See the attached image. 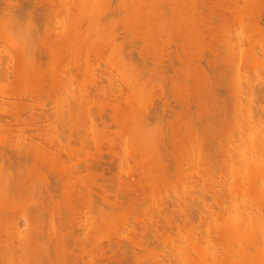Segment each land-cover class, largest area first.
Here are the masks:
<instances>
[{"label":"bare ground","instance_id":"6f19581e","mask_svg":"<svg viewBox=\"0 0 264 264\" xmlns=\"http://www.w3.org/2000/svg\"><path fill=\"white\" fill-rule=\"evenodd\" d=\"M2 1H4V3L7 1H5V0H2ZM11 1V0H10ZM23 1V0H22ZM33 1H35V0H33ZM37 1V0H36ZM35 1V2H36ZM54 1V0H53ZM208 1L210 2H213L212 4H211V2L210 3H208ZM76 0V1H73L74 3H75V5H73L74 3H72V4H70V6H72L71 7V11H72V14L69 12L70 11V6H69V10H67V12H65V15H66V13H68V14H70V15H74V17L73 16H71L72 18H70V20H72V21H68L69 23H67V22H64V25L65 26H67L68 27V30H67V27H65L64 25V27L65 28H63L62 27V29L64 30V29H66L67 31L65 32V30L63 31V30H61L62 31V33H60V29H58V28H56V29H58L57 30V33H59V34H57V36H56V39L60 36V39L58 38V40H60L61 42H63V43H57V42H59L58 40H56V43L60 46V47H62L63 45L62 44H64L65 46L67 45H72V49H73V46L75 47L74 49L76 50V52L78 51L77 49L79 48V49H81L82 47H83V45L82 44H84V41L87 43V42H90L91 43V45L89 44V43H85V48L83 49H81L82 51H83V54L81 55V53H80V55H78L79 54V52L77 53V55H75L73 58V60H71L72 61V63L74 62H77V63H79V65L77 66L76 64L77 63H73V65H75L74 67L73 66H71L73 69H75V67L77 66L78 67V71L76 70L77 69V67H76V69H75V72L73 71L72 73L74 74L75 73V76H77V78H75V76H74V78L76 79V81H77V83H78V78L79 77H81V78H79V80L80 79H82V80H84V83L82 82V83H80V81H79V83L78 84H80V85H78L77 83V85L75 84V86H76V88L78 89L80 86V88L82 89H78V92H76V88H74V90L73 91H75V92H72V94H73V96H74V94H76L78 97H76V95L74 96V97H76V98H78L77 100H76V98H73L72 96V99H74V100H76V101H74L73 103H74V105H75V103L78 105L80 102H82L83 101V103H81L83 106H81V104H80V107H82V108H80L79 106H77V107H79V109L78 108H73L74 107V105L73 104H69L70 105V107L68 108L69 109V113H67L68 115H71L70 117L72 118V117H75V116H73L71 113H73V111H77V112H79L78 114H80V113H84L86 110H87V112H85L83 115L82 114H80L79 116L81 117V118H83L82 120L84 121L85 119H86V117H87V122H84L85 123V127H86V123H88L89 122V124L87 125V129L84 127H82L81 128V126L84 124L83 122H82V120L80 119V121H81V123H83V124H81L79 121H77V122H79L80 123V126H79V123H77L75 120H77L76 118H74L75 120H74V123H73V120L72 119H67L69 116H65V113H64V111L65 110H63V116H62V114H61V117H64L65 119H67V127H64V126H66V123L65 122H63L65 125H63L62 127V129L64 130V128H66V130H64V132H66L67 131V129H69V127L71 128V130H72V127L74 128V127H76V126H79L80 128H81V131L83 132V134H84V138L83 137H81L82 139H80L81 141H82V143H84V142H89L88 140H87V138L85 137V136H87L90 132L92 133V132H94L95 134H96V132H97V134H99L98 132L100 131V133H103L102 131H101V129L100 128H102L103 129V127H105L106 125H105V123L107 122V120H109L110 118H106L103 114L105 113V109H101V108H99L100 106H102L103 108H105L107 105H106V103H108V101L106 100L108 97H110V96H108L107 95V98L106 97H103V98H106V99H103V98H101V100L103 99V101L101 102V100L99 99L100 98V95H98V93L97 92H99L98 90H101V86H103L102 85V82L103 83H105L104 82V80L101 82V80L102 79H98V80H100V81H96L97 80V78H95L97 75H99L98 77H100L101 78V76H103L104 77V75L102 74V75H100L101 73H104V74H107V76H109V74L110 73H112V74H110V78L109 77H105L107 80H108V83H110V81H111V83L109 84V87H110V94H111V92L115 89V90H118V88H120V90H119V93L118 92H116L117 93V95H116V93H115V95L117 96V97H120L121 96V94L123 95L125 92H126V90H128L127 92H126V94H124V95H126V97L124 96V98H122L123 96H121L120 98H117V101L115 102V100H114V102L115 103H113V108H112V106L111 105H109L108 104V106H107V108L109 107V109L111 108V111H112V113H108V111L106 112L107 113V117H109V114H110V117H111V119L110 120H112L111 122H110V120H109V122L112 124V125H116L117 123H122L121 125H122V127L125 129V131H124V129H123V136L124 137H126V138H128L129 139V141L130 142H134L133 144L131 143V145H130V147H131V152L132 153H134V151H136L137 149H138V147H139V150H137V151H139V154H137L136 152H135V155L137 156V161H134V162H136V165L137 164H141V165H137V167L139 168V170L140 171H138V168H136L135 166H132L133 164H131L130 165V162L132 161L133 162V158L134 157H132V155L130 154V148L129 147H125V148H127V149H124L123 147L125 146V142H127V145L130 143L129 141H125L124 142V140H128V139H125L124 138V140L122 139V133H120V136H122L120 139L121 140H123V141H121L120 139H118V140H120V143H119V141L116 139L117 137H118V135L116 134V133H113V135L115 134V135H117V137L114 135L113 137H115V139L117 140V144H118V148H119V145L120 144H122L123 142V144H124V146L122 147L121 145V147H122V149H124V150H128V148H129V152H128V154L126 153V157H129V158H126L127 159V162H128V160L131 158L132 160L129 162V163H127L128 165H130V166H132L133 168L130 170L131 172L129 173L128 172V174L129 175H131V173H133L132 172V170L135 172V174H136V176H137V173H138V176H137V178L140 180L139 182H144V183H147V185H150V187H148L146 184L145 185H143L142 183V185H143V187H144V189H143V187H142V185L140 184H137L136 185V183H138V179H137V181L135 180V179H133L134 180V182H133V180H131L130 179V177L131 176H133V175H131L130 177H129V181L128 180H125L129 175L126 173L127 171H128V169L127 170H123L125 167H123V168H121L120 169V171H119V169H118V171L121 173V174H123V173H125L126 174V176H124V178L125 179H123V177L121 176V178H118V181H116V182H118V184L116 185V186H113V187H115V190L116 189H118V191L116 192L115 190L113 191L114 193H116L115 194V199L114 198H112V199H114L113 201L112 200H110V198H109V200H110V202H108L109 203V205H108V203L106 202V199H107V194H108V190H106V188H104V186L105 185H107V184H105L104 182H103V184H105V185H103L102 184V182H101V184L103 185V187H101L102 185L100 184V193L101 194H99V190H97L96 189V186H93V185H95V183L96 182H92V181H87V182H89V183H87V182H84L83 184H82V180H84V178H86L88 175H89V177H90V175L91 174H93L94 176L96 175V172L98 171V169L100 170V169H104V170H106L104 167H105V165L103 164V165H100L101 164V162H99V164L97 163V165L98 166H91L92 165V162H94V160H92V162H91V165H90V163H87V162H90L89 161V159H88V157L87 158H85V160H86V163H87V165L88 166H83V168L85 169V170H87V171H85L83 168H82V166H80L84 171H83V173H81L80 171V175H70V177H68L67 175H65L64 173L65 172H68L67 171V168L69 167V166H71V165H69L68 163H66V158L64 159V157L63 158H59L58 159V161H56V162H54V161H51V162H49L50 160H51V157L52 156H54L53 158H55L57 155L55 154V155H53V153H51L50 151H48V149H49V147L47 148V150H45V151H43L44 149V147L42 148V147H39V149H35L34 147L36 146V144H35V146H34V144H33V142H34V140H33V142H32V140L30 141V142H28L27 140H26V135H24V137H23V139L25 138V141H27L28 142V144L30 143V144H33V146L32 147H30V144H29V146H26V149L25 148H23V151L25 152H19V151H17L15 148H16V146H15V144H13V140H10L11 142H6V141H8L7 139L6 140H3V138H1L0 137V142H1V144H4V143H6V145L7 144H9L10 145V147L11 146H15V148H14V150H8V149H5V148H3V150H2V148L0 147V200H4V199H2V197L3 198H7L10 194L9 193H12V194H14V196L15 197H17L16 196V194H18V199H17V203H18V200H19V196L20 195H22V196H24V202L22 201V199L20 198V202L21 203H18V206H14V205H10V202H9V205H8V202H7V204L5 205V206H3V204H1V209L3 210L4 208H5V211H2V210H0V212H5V213H8L7 215H5V218H3L4 217V215H2V217H1V213H0V222L2 221V225H0L1 226V228L3 227V226H6V224H7V222L8 221H10V222H8L9 223V225H7L6 227H8L9 228V230L8 229H6V231H8L9 232V234H8V232H7V234H5V232H4V234H5V236L7 235V237H13L14 235H16V236H14L13 238L15 239V238H17L16 240H12L11 242H13L12 244H11V242L10 241H6V245L4 244V245H2L1 246V243L3 242V241H1L0 240V246H1V250H3V248H4V246H6V249L7 250H9V251H7V250H5V248H4V250L6 251V253H9V254H6V253H4L5 251H3L2 252V256L0 255V257L2 258V262H4L6 259H7V261H9V262H11L12 264H19L17 261H19L20 260V262L23 264V263H25V264H66L67 262H68V260H69V258H71V256H72V258L71 259H74L75 261H77L76 259H78V261H80V263H83V261L85 262L84 264H93V263H99L100 261V264L101 263H106V262H110L111 264H113V263H115V264H119L120 262H123V261H121V258H123V257H130V256H126V255H124L125 253H128V255H129V251L127 252V251H125V249H126V247L129 245L130 247V249L132 250V252H133V247L132 246H135L136 244H135V242L134 241H129V239H128V237H132V236H129V235H125V234H127V232L129 231V229L131 228V227H129V224L131 223V220H133L134 218L132 217V216H134L135 215V217H137V219L135 218V221H134V223H136V222H139L140 221V219L142 220V219H144L143 218V214L141 215L140 213H139V216L141 215L142 216V218L141 217H139V219H138V215L136 216V214L134 213V215H129L130 214V211L131 210H135V208H137L136 207V204L137 205H142V204H146L147 202H149V203H153V205L152 206H159V207H155L156 209H157V211H159V212H161L162 213V216H161V214L159 215L158 213H155V214H157V215H155L154 217L152 216V218H151V214L149 213L148 215H149V218H150V220L149 219H145L146 221H147V223L148 222H152L151 223V228L153 227V229H152V231H153V234H152V231H151V228L150 227H148V225L146 226V225H144L145 226V228H144V226H143V228L141 227V225H139L140 227H141V230H144V231H141V232H143L142 234H143V236L145 237V235H144V232L145 231H148V234L150 235L151 234V236H157V237H153V239L152 240H154V239H156V238H158V235L157 234H159V237L160 238H166V239H168L169 237V239H171V240H167V242H165V244H168L169 246H167V245H165V244H162V245H164V246H161L160 245V247H162V248H170V250L168 251V249L167 250H165V249H162V248H160V249H162V250H165V252L164 251H162V250H155L156 252H157V254H158V256L156 255V252H154L153 251V253H155V254H151L152 256H153V258H152V260L154 259V257H155V255H156V257H158V258H160V260H161V256H160V252H161V255L163 254V257H166V259L165 260H167V262H165L164 260L161 262L158 258H156V260H159V262H161L162 264L165 262V263H174L175 264V261H177V260H179L178 262L180 263V264H183V263H186V264H240V261H239V258H241V256L242 255H244L245 256V252H243V251H247V254L249 253L250 255H252V256H249V255H246V257H250V260L252 261V260H254V262H256V263H258V262H260V264H262L263 262H264V250H262V248H264V138H262L264 135V133L262 134V132L260 131L261 130V128H262V126L264 127V123H263V121H264V114H263V116H261L262 115V113H264V111H263V108L261 107V103L262 104H264V102H263V100H261V102H260V100H259V98H261L262 96H264L263 94V92H264V90H263V88H264V80H263V82H262V84H260L259 85V83H257L259 86H260V89L263 91H261L260 89H259V86L257 87V85H256V87H255V84L253 85V84H251V83H256V81L254 80V79H257V77H260L259 79H258V81H260V80H262V78L264 79V72H263V70L262 69H264V64L262 65V62L261 61H263V63H264V60H263V56H264V52L263 53H261L260 54V52H257V51H255L256 52V54H255V52L254 53H252V52H249V54H248V56H250L251 58H249V57H246L247 56V54L246 55H241V54H239V55H241V56H244L243 58L241 57L240 59L242 60V61H240L243 65H244V60H247V61H245V62H248L249 61V59L250 60H252V63H254V62H256V66L255 65H253L254 67V71H251L250 69H251V65H250V63H251V61H249L250 63L248 64V65H250L249 66V68H247V69H249L248 71H251V72H253V74H254V72H256V71H258V73L257 74H259V75H253V77H252V75H251V72H250V74H249V72H248V74H249V76H250V78H251V80H250V78H249V76H248V74H242L243 76H245L244 78L241 76V74H240V72L243 70V69H245L246 70V68L243 66V65H240V66H238L239 67V70L237 69L235 72H233V74L232 75H229V77H228V75H226L227 73L226 72H216V74H219V76L217 77L218 79H220L221 80V77H223V74H225L226 76H224V78H223V80L226 78L227 80H228V85L226 84L225 85V90H222V91H225L224 92V94L225 93H228V90H231V91H229L230 93L228 94L229 96H230V98H233L232 100L234 101V103H233V101L230 99V98H228V95L226 96L229 100H231V103L229 102V106H231V107H229L230 109H228V110H225V113H224V111L222 110V108H226L227 109V105H228V103L226 102V104H224L223 102H224V100L223 99H225L226 97L224 96V94L222 93V95H221V90H220V88L219 87H221V84L220 83H218L219 85H216L217 83L216 82H213V78H214V76H216V75H214V74H212V75H214V76H212L213 78H212V80H208V76H209V72L208 73H206L205 71H207V69L205 70V68L203 69V67H202V65H201V62L200 61H202V57L203 56H205V55H203V52H201V51H203L204 49H205V47H206V40L205 41H203V39H206V33H207V31H206V29L207 30H209L208 32L210 33V30L212 31V29H208L209 27L206 25V24H208V22H207V17H208V20H209V24H210V22L212 23L213 21H210V18L213 16V13L211 14V12H220L219 14H215L213 17H216V15H217V19L219 20V18L220 19H222L223 18V15L225 14L224 12H228L229 10V12H234L235 10H236V8H237V10H236V12H240L241 14H242V12H243V15L244 14H246L245 12H247V10L249 11V13L251 14V10H253V12H255V15H253L254 16V19H256V18H258L259 20H263V18L261 19V17L259 18V16H260V14L261 15H263V12L262 11H264V0H241V1H243V3L240 1V0H235V1H238L239 3L241 2V4H239L238 2L236 3V2H234L233 0H223L224 2H222V0ZM221 1V2H220ZM227 1V2H226ZM13 2H14V0H13ZM31 2V1H30ZM40 2V4L39 5H43L44 4V2L42 3V0L41 1H39ZM47 2V0H45V3ZM48 2H49V0H48ZM66 2H67V0H66ZM69 2V1H68ZM67 2V3H68ZM231 2V3H230ZM236 3V4H233V3ZM0 3H1V0H0ZM3 3V2H2ZM3 3V4H4ZM26 3V2H25ZM27 3H28V0H27ZM32 4H33V2H31ZM69 3H71V1L69 2ZM2 4V5H3ZM30 4V3H29ZM31 4V5H32ZM37 4H38V2H37ZM50 4H54V3H52V2H50ZM77 4V5H76ZM210 4V5H209ZM221 4V5H220ZM231 4H233V5H231ZM1 5V6H2ZM11 4H9V6H10ZM19 6H20V4H18ZM26 5V4H25ZM48 5V4H47ZM66 5V4H65ZM68 5V4H67ZM214 5V6H213ZM220 5V6H219ZM236 5H238V6H236ZM241 5V6H240ZM242 5H244V6H242ZM1 6H0V10L2 9L1 8ZM19 6H16V8H15V10L17 9L18 10V8L17 7H19ZM21 6H22V4H21ZM35 6H38V5H35ZM45 7H46V5H44ZM44 6H43V8H44ZM50 6V5H49ZM77 6V7H76ZM217 6V7H216ZM223 6V7H222ZM226 6H227V8H226ZM236 6V7H235ZM3 8H5V5L4 6H2ZM22 7H24V6H22ZM21 7V8H22ZM32 7V6H31ZM34 7V6H33ZM54 7V6H53ZM52 6H51V8H53ZM68 7V6H67ZM217 9H216V8ZM218 7H222L221 8V10H220V8L218 9ZM233 7V8H232ZM243 7V8H242ZM7 8V7H6ZM20 8V7H19ZM21 8H20V10H21ZM26 8V7H25ZM27 8H28V6H27ZM26 8V9H27ZM30 8V7H29ZM27 9V11L28 12H30L31 10H32V8H30V9ZM76 9V11L74 10V9ZM224 8V9H223ZM225 8L227 9V10H225ZM230 8V9H229ZM9 9V8H8ZM36 10H37V8H35ZM34 9V10H35ZM39 9H40V6H39ZM41 9H42V7H41ZM41 9H40V11H41ZM53 9H55V11H56V9L57 8H53ZM67 9V8H66ZM211 9V10H210ZM216 9V10H215ZM222 9H223V11H222ZM241 9H242V11H241ZM260 9L262 10V11H260ZM3 10V9H2ZM20 10H18L19 12H18V14L20 13ZM24 9L22 8V11H23ZM43 10V9H42ZM52 10V9H51ZM51 10H50V12H51ZM58 10V9H57ZM217 10H220V11H217ZM255 10V11H254ZM257 10V11H256ZM13 11H14V9H13ZM12 11V13H14ZM26 11V12H27ZM38 11V10H37ZM40 11H38V12H40ZM46 11L48 12L49 10H47L46 9ZM66 11V10H65ZM1 12V11H0ZM3 12V11H2ZM24 12V11H23ZM26 12H24V13H26ZM28 12H27V14H28ZM42 12V11H41ZM40 12V13H41ZM49 12V13H50ZM54 12V11H53ZM74 12V13H73ZM207 12V13H206ZM210 12V13H209ZM252 12V13H253ZM5 15H6V19H7V23H3V24H5V25H7V27H10L11 26V24L13 25V22H15L14 23V25L12 26V27H14L15 26V24L17 25L16 27H14V28H16L15 30L13 29L12 31H14V33H17V35H18V33H20V32H22V30H23V26H21V21H20V19H21V17L19 16V15H21V13L18 15L17 14V11L14 13L15 15H17V17L19 16V18H18V22H17V18H13L12 16H10V17H12L13 19H11V20H9L10 18H8L7 17V15L9 14L10 15V13H11V10L9 11V13L7 14V12L5 13V11L3 12ZM3 13H1V14H3ZM11 13V14H12ZM210 14L209 16L207 15V14ZM249 13H247L246 14V16L249 14ZM256 13H257V15H259L258 17H257V15H256ZM26 14V15H27ZM36 14V13H35ZM53 14L54 13H52V14H50V16H53ZM59 14V13H58ZM63 14V13H62ZM204 14H205V16H204ZM221 14H223V15H221ZM8 15V16H9ZM13 15V14H12ZM40 16L42 15V14H39ZM39 15H38V17H39ZM61 15V14H60ZM65 15H63L64 16V19H67L66 17H68L69 15H67L66 17H65ZM78 15V16H77ZM207 15V16H206ZM212 15V16H211ZM243 15H241L242 17H243ZM2 16V15H1ZM4 16V15H3ZM2 16V17H3ZM22 16V15H21ZM29 16H31V15H29ZM36 16V15H35ZM58 16L59 15H57L56 17L58 18ZM221 16V17H220ZM230 16V15H229ZM245 16V15H244ZM251 17H252V15H250ZM250 16H247L248 18L250 17ZM264 16V15H263ZM2 17H0V20L1 19H3ZM25 17V16H24ZM37 17V18H38ZM47 17V16H46ZM54 17V16H53ZM234 17V16H233ZM247 17H245V18H247ZM34 18V17H33ZM43 18V17H42ZM51 19H52V17H50ZM74 18V19H73ZM224 18H225V15H224ZM223 18V19H224ZM227 18V17H226ZM234 18H236V17H234ZM35 19L36 18H34V24H37L36 23V21H35ZM48 19V17L46 18V20ZM56 19V18H55ZM60 19V20H59ZM59 22L62 20V15H61V18L59 17ZM215 19V18H214ZM257 19V21H259ZM25 20L27 21V19L25 18ZM28 20H30V19H28ZM58 20H57V22H58ZM203 20V21H202ZM206 20V21H205ZM212 20V19H211ZM251 20V19H250ZM252 20H253V18H252ZM2 21V20H1ZM0 21V23H2ZM4 21H5V19H4ZM8 21H9V24H8ZM31 21H32V19H31ZM54 21V20H53ZM62 21H64V20H62ZM176 21V22H175ZM224 21V20H223ZM10 22H11V24H10ZM19 22H20V27H21V31H20V29H19ZM30 22V21H29ZM44 22H46V21H44ZM55 23L57 26L61 23ZM78 22V23H77ZM171 22H175L174 24L172 23V25H169ZM206 22V23H205ZM230 22H232V21H230ZM247 22H248V20H247ZM32 23H33V21H32ZM42 23V22H41ZM52 23V22H51ZM54 23V22H53ZM52 23V24H53ZM67 23V24H66ZM72 23V24H71ZM183 23H185V24H183ZM216 23V22H215ZM220 23V22H219ZM3 24L1 25V26H3ZM31 24V23H30ZM46 24H48V23H46ZM50 24V23H49ZM72 25V27L76 24V26H75V28L73 27H70V25ZM181 25L182 27H180V26H177V25ZM200 24H201V27H200ZM246 24V23H245ZM256 24V23H255ZM262 24V23H261ZM28 25V24H27ZM38 25V24H37ZM37 25H35V26H33V28H32V31L31 30H29V32L30 33H28V35H26L27 34V32H28V27L30 26V25H28V26H26L25 25V27H27V28H25L24 30H26L27 29V32H25L26 34H25V37L23 38V36L22 37H20L21 36V33H20V35L18 36V37H20L19 39H21V38H23V39H26V40H23V39H21V40H23V42L24 41H28V43H29V45H31V42L34 40V42L36 41L35 39H33L31 42H29V39L28 38H35V37H31L32 35H31V33L33 34V30L35 29L34 27H36ZM44 25H45V23H44ZM62 25V24H61ZM60 25V26H61ZM175 25V26H174ZM210 25H213V26H215V24H210ZM216 25H217V23H216ZM219 25V24H218ZM226 25H227V23H226ZM248 25V24H247ZM257 25V24H256ZM49 25H47V28H49V30L51 29V24H50V26L48 27ZM59 26V27H60ZM173 26V34L175 33V34H177V35H173V34H170V32L169 31H171V27ZM203 26H206L205 28L203 27ZM212 26V27H213ZM224 26V25H223ZM255 26V25H254ZM259 26V25H258ZM7 27H5L4 29L7 31ZM38 27V30H37V32H40L42 29H41V27L40 26H37ZM37 27H36V29H37ZM40 27V28H39ZM53 27H55V25H53L52 26V28ZM121 27V28H120ZM169 27V28H168ZM208 27V28H207ZM242 27V26H241ZM251 27V26H250ZM257 27V26H256ZM1 28V27H0ZM11 28V27H10ZM43 28H44V26H43ZM45 28H46V26H45ZM61 28V27H60ZM70 28V29H69ZM120 29V32H119V29ZM170 29V30H168V32L167 33H169L171 36L173 35L174 37H173V39L175 40V38H177L178 40H180L181 41V45H180V41H179V43H177L176 44V42L174 43V40L173 39H171L172 37L169 35V34H167L166 33V31L164 30V29ZM181 30H180V29ZM228 28V27H227ZM31 29V28H30ZM41 29V30H40ZM55 28H54V30H56ZM73 29V30H72ZM118 29V30H117ZM175 29H176V31H175ZM203 29V30H202ZM238 29H239V27H238ZM247 29V28H246ZM249 29V28H248ZM251 29H252V27H251ZM8 30H9V28H8ZM19 32H18V31ZM70 30V31H69ZM180 30V31H179ZM183 30V31H182ZM205 30V31H204ZM216 27H215V32H214V34H212V37H211V35L208 33V35H210V37L209 36H207V38H213V40H214V42L216 43V41L219 39V41L220 40H222V42H230V40H231V38L233 37V35H230V33H229V35H228V33H227V35H223V39H222V35H218V34H216L217 32H216ZM243 30V29H242ZM5 31V32H6ZM35 31V30H34ZM44 31H46V30H44ZM50 31H52V30H50ZM71 31H74L73 32V34H71L72 32ZM175 31V32H174ZM203 31L205 32V33H203ZM220 31V30H219ZM238 31V30H237ZM1 33L0 34H3V35H6L7 36V34H5L3 31H0ZM3 32V33H2ZM11 32V31H10ZM55 32V31H54ZM119 32V33H118ZM180 32H183V33H186V35H182V34H178V33ZM226 32V31H225ZM224 32V33H225ZM252 33H253V31H251ZM8 33H9V31H8ZM13 33V34H14ZM46 33H48L47 31H46ZM45 33V34H46ZM50 33V32H49ZM47 34V35H52V33H50V34ZM63 33H64V38H63ZM65 33H69V34H66L65 35ZM164 33H166V34H164ZM171 33H172V31H171ZM237 33V32H236ZM238 33H240V32H238ZM242 33H244V32H242ZM251 33V34H252ZM9 34H11V33H9ZM36 34V32H34V34L33 35H35ZM40 34V33H39ZM42 34H43V32H42ZM62 34V35H61ZM72 36H71V35ZM203 34V35H202ZM245 34V33H244ZM12 35V34H11ZM11 35H8V38H9V36H11ZM24 35V34H23ZM47 35H45V36H47ZM55 35V34H54ZM68 35V36H67ZM73 35H74V38L75 39H73ZM216 35V36H215ZM218 35V36H217ZM14 36V35H13ZM26 36H29V37H27L26 38ZM37 36V35H36ZM40 36V35H39ZM42 36H44V34L42 35ZM44 36V37H45ZM71 36V37H70ZM168 36H170V37H168ZM203 36H205V38L203 37ZM215 36V37H214ZM220 36V37H219ZM232 36V37H231ZM239 36V35H238ZM17 37V38H18ZM51 37H53V35L52 36H50L49 38H51ZM178 37H183V38H181V39H183V41H184V44H183V41L181 40V39H179ZM242 37V36H241ZM2 38V37H1ZM5 38V37H4ZM12 38V37H11ZM9 39V41L11 40H13V39ZM16 38V39H17ZM39 38V41H40V38L41 37H38ZM38 38H37V40H38ZM48 38V40H49V43H46V42H44L45 41V39H44V41H40V42H42L43 44H46V45H42V43H40L43 47V51H45L46 52V49H48L47 48V45L48 44H50L51 45V41H53L54 40V38L52 39V40H50ZM66 38V39H65ZM69 38V39H68ZM125 39V40H120V39ZM169 38H170V40H169ZM247 38H249V40L251 39L250 38V36L249 37H247ZM28 39V40H27ZM63 39H65V41H63ZM89 40V41H86V40ZM128 39V40H127ZM131 40V42H130V40ZM165 39V40H164ZM228 39V40H227ZM230 39V40H229ZM233 39V38H232ZM6 40V39H5ZM8 40V39H7ZM6 40V41H7ZM68 40H69V42H68ZM71 40H73L74 42H76V43H73V44H77V45H79V43H78V41L80 42V46H75V45H73L72 44V42L73 41H71ZM76 40V41H75ZM91 40V41H90ZM166 40H167V42H166ZM168 40L170 41L169 43H171L172 42V44L175 46V44H176V46H175V48L177 47V45H179L180 47H177V48H181L182 50H181V53H182V51L184 52L185 51V53L187 54L188 52V49H186V47L187 46H184L185 44H191V43H193L191 46L194 48H192L193 50H191L190 48V50H191V52H190V50H189V53L187 54V56H186V54L185 53H182V54H180V55H184V58H182L181 59V56L179 57L178 55H179V53H177V52H174L175 53V55H176V53H177V60L178 59H181V60H179V61H177V60H175V62L177 61L178 63L180 62V65H181V63H183L182 64V70H179L181 73H182V76H179L181 73L176 69V66L178 65V63H177V65L175 66L173 63V65L170 63V66L168 65L167 67L169 68H171L172 69V67H171V65L172 66H174L175 67V70H177V72L179 73H175L176 71L174 70L173 72H169V69H166L167 67H165V68H163L165 65L164 64H166V63H164V61L167 59L166 57H167V55L166 54H168L169 53V51L171 52H173L174 51V46H173V50H172V48H170L169 50L168 49H165V47H167V48H169V43H168ZM202 40V41H201ZM216 40V41H215ZM236 40V39H235ZM252 40V39H251ZM4 42V43H9L8 41L7 42ZM20 41V40H19ZM47 41V40H46ZM92 41H93V43H92ZM122 43H121V42ZM128 41V42H127ZM185 41H186V43H185ZM211 41V40H210ZM233 41V40H232ZM231 41V42H232ZM254 41H255V39H254ZM48 42V41H47ZM70 43L71 42V44H68V43ZM81 42H83L82 44H81ZM105 42V43H104ZM121 43L120 45L118 44V43ZM124 42L126 43V45H128V44H134V45H136V46H138V47H136V46H134V48H141V51H140V49H137V51H136V49H135V53L137 52V53H139V54H137L138 56L140 55V59L139 58H137V56H136V54H135V56H136V60H141V62L142 61H146V60H148V59H150L151 61H156L155 63H149L148 62V64H152V65H154L152 68H150L151 66H149L148 64L145 66V62H143L144 63V65H142L143 63H141L140 61V65L138 64L139 62H137V64L141 67V65L143 66V68H144V70H143V68H141L140 70H143V71H141V72H139L138 70H137V68H138V66H137V68H136V64H134L133 65V63H136V60L135 61H133L134 60V56L132 55V53H133V51H134V48H133V50H131V56L133 57V59H129V61H127L128 60V58H127V60L125 59L126 58V56L128 57V54H126L125 55V52H124V50H126V47H128V46H126L124 49H122L124 46L122 45V44H124ZM165 42V44H166V46H164L163 45V43ZM218 42V41H217ZM221 41L220 42H218L219 44H221L222 43ZM243 42V41H242ZM19 43H21V42H19ZM52 43H54V41L52 42ZM56 43H54L55 44V46L57 45ZM67 43V44H66ZM100 43H103V46H102V44H100ZM116 43L118 44V47L116 46ZM160 43V44H159ZM200 43V44H199ZM202 43V44H201ZM209 43V42H208ZM218 43H216L217 45H219ZM233 43V42H232ZM253 43V42H252ZM251 43V44H252ZM10 44V43H9ZM17 44V42L15 43L14 41H12L11 42V46H12V48L13 49H15V48H17L18 46H20V44L19 45H16ZM25 44H27V42L25 43ZM33 44H35V43H32V45ZM39 44V43H38ZM54 44H53V46H52V48H54ZM62 46H61V45ZM98 44V45H97ZM105 44V45H104ZM198 44V45H197ZM203 44H205V47H204V45ZM209 44H212V43H209ZM242 44V43H241ZM245 44V43H244ZM250 44V43H249ZM256 44H257V42H256ZM8 45V44H7ZM36 45V44H35ZM88 45H90V46H92L91 48H90V46H88ZM96 45H97V47H96ZM107 45H109V46H107ZM111 45H112V47H111ZM113 45H115V46H113ZM158 47H157V46ZM164 46V48H162L163 46ZM183 45V46H182ZM196 45V46H195ZM201 45H203V47H201ZM11 46L9 45V46H7V47H9V49L11 48ZM16 46V47H15ZM21 46L22 47H24L23 46V43L21 44ZM46 46V47H45ZM98 46H100V47H98ZM105 46V47H104ZM108 48H107V47ZM121 46H123V47H121ZM131 46V45H130ZM130 46L128 47V49L130 48ZM190 46V47H191ZM198 46V48H196ZM220 46V45H219ZM226 46H227V43H226ZM242 46V45H241ZM245 46V45H244ZM248 46V45H247ZM254 46V45H253ZM256 46V45H255ZM5 47H6V44H5ZM6 47V48H7ZM22 47H18L16 50H14L13 51V49H10V53H12V51L14 52V53H16V52H18L19 51V49H20V51L18 52V53H21V51H22V53L21 54H23L25 51H24V48H22ZM28 47V45H26V48ZM32 47V46H31ZM31 47L29 46L27 49L25 48V50H26V52L28 51V49H31ZM37 47H38V45H37ZM49 48L51 47V46H48ZM102 47H104L103 49H102ZM110 47L112 48V50H107V49H110ZM120 47V50L122 49L123 50V52H120V50L118 49ZM132 47H133V45H132ZM171 47H172V45H171ZM183 47H184V49H186V50H183ZM189 47V46H188ZM228 47V46H227ZM233 47V46H232ZM251 47H252V45H251ZM22 48V49H21ZM39 48V47H38ZM44 48H46L45 50H44ZM89 48V49H88ZM93 48H96V49H93ZM164 49L163 51L161 50V49ZM177 48L175 49V51L177 50ZM196 48V49H195ZM222 48H224V47H222ZM242 48V47H241ZM245 48V47H244ZM255 48V47H254ZM71 48H70V51L72 50ZM85 49H88L87 51L85 50ZM118 51H117V50ZM127 49V50H128ZM131 49V48H130ZM130 49L128 50V51H130ZM201 49V50H200ZM203 49V50H202ZM206 49H207V47H206ZM218 49V48H217ZM216 49V50H217ZM229 49V48H228ZM253 49V48H252ZM12 50V51H11ZM48 50H50V49H48ZM81 50H79V51H81ZM85 50V51H84ZM90 50H92V51H90ZM93 50H95L94 52H93ZM101 50H105L104 51V54L106 53V55H105V59H104V57H101L102 56V52H101ZM113 50H115V51H113ZM121 50V51H122ZM138 50H139V52H138ZM148 50V51H147ZM168 50V51H167ZM195 50H198V51H195ZM250 50V49H249ZM1 51V50H0ZM4 51V50H3ZM42 51V52H43ZM98 51V53L97 54H95L96 52ZM107 51V52H106ZM116 51H117V54L118 53H123L122 55L123 56H121L120 55V57H119V54L117 55V54H115V56H114V54H112L111 52H113V53H116ZM151 51H152V54H151ZM180 51V50H179ZM193 51V52H192ZM194 51H195V53H194ZM204 51H206V50H204ZM242 51V50H241ZM250 51H252V50H250ZM5 52V51H4ZM44 52V53H45ZM68 53H69V50L67 51ZM73 52L74 51H72V56H73ZM76 52H75V54H76ZM85 52V53H84ZM86 52L88 53V56H87V54H86ZM90 52L92 53H94V54H92V55H90ZM109 52H110V54H109ZM141 52V53H140ZM147 52H148V56H147ZM156 52H157V54H156ZM168 52V53H167ZM198 52H200V54L198 53ZM227 52V51H226ZM225 52V53H226ZM235 52H237V51H235ZM17 53V54H18ZM47 53V52H46ZM71 53V52H70ZM99 53H102L101 54V56L99 55ZM144 53H145V56L146 57H149L148 59H145V57H144ZM206 53V52H205ZM204 53V54H205ZM214 53H215V51H214ZM217 53H218V50H217ZM222 53V52H221ZM248 53V52H247ZM252 53V54H251ZM1 55H3V53H0ZM32 54V53H31ZM35 54V53H34ZM40 54V53H39ZM85 54V55H84ZM108 54V55H107ZM253 54H255V55H253ZM259 54V55H258ZM262 54H263V56H262ZM0 55V56H1ZM20 55V54H19ZM94 55V57H93V59L94 60H97L96 62H94V63H97L96 64V66L95 67H92V68H97L98 69V67L101 65L99 62H101V63H103V62H105L103 65L104 66H106L105 64L107 63V67L109 66V63H114L115 62V64H110V66H109V68H106V70L108 69V72H109V70H110V68L111 67H113L114 65V67L115 68H113L114 69V71L115 70H117L118 68L120 69V68H122V69H118L117 70V72H115V73H117V74H115L116 75V77H111V75H113L114 74V71H113V69H112V71L108 74V73H105V72H100L99 74H97V72H96V74H95V72L92 70V68L90 67V63H93V59L91 60V58L92 57H89V56H93ZM96 55H99V56H96ZM112 55V56H111ZM151 55V56H150ZM171 55H172V53H171ZM171 55L170 54H168V58H169V56L171 57ZM175 55L173 54L172 56H174L175 57ZM191 55V56H190ZM200 55V56H199ZM202 55V56H201ZM214 55H216V54H214ZM218 55V54H217ZM216 55V56H217ZM237 55V54H236ZM236 55H235V57H236ZM261 55V56H260ZM14 56V55H13ZM18 56V55H17ZM21 56V55H20ZM30 56V55H29ZM36 56H37V54H36ZM43 56L45 57V55H42V57L41 58H43ZM80 56V57H79ZM83 56H85V57H83ZM108 56H110V57H108ZM125 56V57H124ZM130 55H129V58H132ZM141 56H143V57H141ZM186 56V57H185ZM212 56V55H211ZM11 57V56H10ZM27 57V56H26ZM75 57L76 58H79V61H76V59H75ZM81 57H83L84 59H82ZM86 57H87V59H86ZM96 57H98V58H96ZM100 57H101V59H100ZM107 57V58H106ZM111 57H113V58H111ZM120 58V60H119V58ZM121 57H123V58H121ZM191 57V58H190ZM213 58L215 57V56H212ZM222 57V56H221ZM231 57H234V56H231ZM254 57V58H253ZM257 57L258 58H260V59H257ZM3 58H5V56L3 57L2 56V58H0V60L2 59L3 60ZM12 58H15V59H17V57H16V55L14 56V57H12ZM22 58V57H21ZM33 58V57H32ZM35 58V57H34ZM33 58V59H34ZM108 58H110L109 59V62L107 61V59ZM116 58H118L117 60H115ZM166 58V59H165ZM173 58V57H172ZM205 57H203V59H204ZM207 58V57H206ZM205 58V59H206ZM212 58V59H213ZM223 58V57H222ZM237 58V57H236ZM244 58H246V59H244ZM254 60H253V59ZM30 59V58H29ZM35 59H37V58H35ZM34 59V60H35ZM39 60H41L40 58H38ZM145 59V60H144ZM176 59V58H175ZM184 59V60H183ZM218 59H219V55H218ZM235 59V58H234ZM262 59V60H261ZM18 60H20V59H18ZM31 60V59H30ZM43 60V59H42ZM78 60V59H77ZM84 60V61H83ZM85 60L87 61V62H89V63H87V62H85ZM102 60H104V61H102ZM107 62H106V61ZM110 60H112L111 62H110ZM150 60H148V61H150ZM164 60V61H163ZM236 60V59H235ZM238 60V59H237ZM261 60V61H260ZM17 61V60H16ZM23 61H25V59L23 60ZM31 61H33V60H31ZM38 61V60H37ZM82 61H83V63H82ZM119 61H120V63H119ZM167 61H168V59H167ZM186 61V62H185ZM207 61H208V59H207ZM205 62L204 61V63H208L207 64V66L209 65V66H211V70H213V71H215V69H212L213 68V65H210L211 63L209 62L210 61V59H209V61L208 62ZM216 61L218 62V64H219V61L220 60H217V58H216ZM214 62V61H212V62H214L213 64L214 65H217V62ZM225 62H226V60H224ZM258 61H259V63H258ZM22 62V61H21ZM19 63L20 64V66L17 64V63H15L16 65H18L19 67H21V66H23L22 65V63ZM26 62V61H25ZM38 62H40V61H38ZM172 62V61H171ZM185 62V63H184ZM232 62V61H231ZM3 63V61L0 63V64H2ZM7 63V62H6ZM32 63V62H31ZM40 63H42V62H40ZM72 63H70V64H72ZM98 63H99V66H98ZM121 63H123L122 64V66H121ZM164 63V64H163ZM202 63H203V61H202ZM210 63V64H209ZM240 63V64H241ZM36 64V63H35ZM35 64L32 66V69L30 68V70H32V74H36L37 72H40L41 73V71H44V70H40L41 69V67L40 66H38V64H36L37 65V67L36 68H39V69H37L36 70V68H35ZM81 64H82V66H85V67H83V68H81L82 66H81ZM83 64H85V65H83ZM116 64H117V67H116ZM168 64V63H167ZM176 64V63H175ZM260 64V66H258ZM3 65V64H2ZM15 65V66H16ZM24 65H25V63H24ZM45 64H42V66H44ZM164 65V66H163ZM184 65H185V67H184ZM262 65V66H261ZM8 66V65H7ZM17 66V68H19ZM70 66V65H69ZM92 66V65H91ZM94 66V65H93ZM98 66V67H97ZM147 66H148V68H147ZM209 66H208V68H209ZM235 66V65H234ZM246 67H247V65H245ZM24 68L26 67V65L25 66H23ZM22 67V68H23ZM28 67H30V66H28ZM124 67V68H123ZM178 67V66H177ZM181 66H179L178 68H180ZM241 67V68H240ZM255 67L256 68H259V70L257 69H255ZM262 69H261V68ZM12 68V67H11ZM10 68V69H11ZM35 68V69H34ZM43 68V67H42ZM48 68V67H47ZM72 68H71V70H72ZM80 68V69H79ZM117 68V69H116ZM150 68V69H149ZM188 68V69H187ZM216 68V67H215ZM14 69H16V68H14ZM13 69V70H14ZM19 69H21V68H19ZM27 69V68H26ZM34 69V70H33ZM46 69V68H45ZM65 69V68H64ZM68 69V68H67ZM66 69V70H67ZM81 69H82V71H86L85 73L87 74V75H85V73L84 72H82L81 71ZM87 69V70H86ZM99 69H101V67L99 68ZM164 69H166V72H167V74H166V72L164 71ZM171 69H170V71H171ZM185 69V70H184ZM227 69V68H226ZM236 69V68H235ZM261 69V70H260ZM17 70L18 69H16V71L15 72H17ZM40 70V71H39ZM62 70V69H61ZM69 70H70V68H69ZM70 70V71H71ZM90 70V71H89ZM189 70V71H188ZM192 72H191V71ZM218 70V69H217ZM241 70V71H240ZM253 70V69H252ZM256 70V71H255ZM5 69H3V71H2V73L0 74L1 76H2V74H4L5 72ZM22 71V70H21ZM21 71H18V73H20ZM24 71V70H23ZM23 71L21 72L24 76H26L27 78H29L27 75H25V73L27 74L28 73V75H30L29 74V69H27L26 71H28V72H25V73H23ZM56 71V70H55ZM55 71L54 72H52V74H54L55 73ZM77 71V72H76ZM79 71L81 72V74L79 73ZM93 73H92V72ZM183 71V72H182ZM219 71V70H218ZM232 71V70H231ZM247 71V70H246ZM261 71V72H260ZM15 72H12V70H11V75H12V73H15ZM45 72H47V70H45ZM45 72H43V73H37L38 74V76H36V78L38 77L39 78V76H42V77H40L39 79H36V81L37 82H39L40 81V79L42 80L41 82H39L37 85H34V88H33V90L32 91H30V92H32V93H30V92H26L25 90H23V91H25L27 94H22V93H19L18 91H17V93H18V95H17V93H15L16 92V90L14 91V93H13V91L11 90V92L14 94V98H15V100L14 99H12V101L10 100V96L11 95H9L8 93H10V92H8V93H4V92H2L1 91V93H0V96L1 97H3V98H7V97H10L9 98V100H10V102H15V104H11L10 103V106L12 105H14L13 107H15V105H16V102H18V100L16 99V98H20V96H21V94H22V96H24V97H26V95H30V96H27L26 98H20V101H21V99H23L24 101L23 102H25V100H27V98H32L33 99V97L35 96V98L36 99H39V98H41V94H42V96H44V93H45V91H46V89H49V90H47V91H49L47 94L48 95H46V96H48L49 97V95H50V98H51V94L53 93L52 92V90L50 89L51 88V86H59L60 87V80L62 79V78H64L65 76H67V74H65L64 73V77H59L58 79H60V80H58L57 79V75L56 74H59L60 73V71L59 72H56L55 74H54V76L53 75H51L50 74V77L48 78L49 80H48V82L46 83V79L47 78H44V75L46 74V76H47V73H45ZM66 72V71H65ZM89 72H90V74H89ZM169 72V73H168ZM236 72H238L237 73V76H236ZM245 72V71H244ZM243 72V73H244ZM7 73H8V70H7ZM21 73L19 74V76H21ZM31 73V72H30ZM45 73V74H44ZM77 73V74H76ZM82 73H84V74H82ZM153 73V74H152ZM172 73H174L175 75H176V77H174V79H173V77L170 79V74L172 75ZM213 73V72H212ZM230 73H232V72H230ZM229 73V74H230ZM242 73V72H241ZM255 73V74H256ZM36 74V75H37ZM62 74H63V72H62ZM69 74H71L70 72H69ZM68 74V75H69ZM158 74L160 75V76H158ZM161 74H166V77H167V75L169 76V77H167L168 78V84H171V86H170V89H172V91L173 92H175V94L173 93V92H171V94H170V96H172L173 98V103L175 102H177V104H179L178 105V107H177V104L175 105V107H173L174 109L176 108V109H178V108H180V106H181V108H180V110L181 111H179V112H182V110H183V112H185L184 114H183V112L182 113H176V115H175V112H176V110H172V103H171V105H169L170 107H171V111L174 113V115H175V117H174V115H173V117L171 116V115H169V116H171V118L173 119L172 121H174V122H169L170 120H167L168 121V123H171L170 124V126H172L171 127V129H170V126L168 127L169 128V130H168V128H167V126H166V128L165 129H167L168 131H166V130H163V128L161 127L162 125L164 126V124H161V122H163V121H160L159 119V115L158 114H163L164 115V113H165V110H166V108H168V104H167V106H166V103L167 102H165V105H163V107L164 106H166L165 108H161V109H163V111H162V113H160L161 112V110H160V108L157 106L156 107V105H158V104H156V103H159V104H161V102H160V100H164L165 98L164 97H160L161 95V90H160V94H158L157 92L159 91H157L156 92V90H155V88L157 89L158 87H155L154 86V89H153V86L151 85L152 83H153V81H154V79L153 78H155V79H160V77L162 76ZM178 74V75H177ZM211 74V73H210ZM221 74H222V76H221ZM240 74V75H239ZM261 74H263V76L261 75ZM59 75H61V73L59 74ZM58 75V76H59ZM72 75V74H71ZM82 75L83 76H85V77H83L82 78ZM93 75V76H92ZM114 75V76H115ZM117 75H119L118 77H117ZM149 75H151L152 77L153 76H155V77H151L152 78V83L150 84L151 86H152V90H155L154 92H156L157 93V96H156V93L154 94V95H152L153 97L155 96V99H157L156 97H159L158 99H159V102L157 101V102H154V101H156V100H154V98L151 100V93H148V91L146 90L147 89V85H146V81H145V79H144V77H146V79L149 77ZM175 75H173V76H175ZM239 75V76H238ZM6 76V75H5ZM14 77H15V75H13ZM11 77V78H13L14 79V77ZM24 76H22L23 78H24ZM45 76V77H46ZM52 76H53V78H54V80H53V78H52ZM106 76V75H105ZM156 76H158V77H156ZM165 76V75H164ZM177 76H178V78H177ZM221 76V77H220ZM232 76V78H234V76H235V81H234V79H232V78H230ZM257 76V77H256ZM16 77H17V75H16ZM86 77H89L88 79L89 80H92V84H88V82H89V80L86 78ZM92 77V78H91ZM166 77H163V79H165ZM181 77V78H180ZM182 77H183V80H181L180 81V79H182ZM220 77V78H219ZM240 77V78H239ZM249 78L248 80H250V83H248L249 81H247V78ZM254 77H256V78H254ZM1 78V77H0ZM5 78V77H4ZM18 78V77H17ZM21 79L20 80V78H18L19 79V82H21V81H23V80H26V79ZM50 78H52V80H50ZM95 80H94V79ZM104 78V79H105ZM109 78V79H108ZM113 78H115V79H113ZM116 78H118V80H121L122 81V83L124 84L123 85V87H125V89L126 90H124V92L122 93V91H123V87H121L122 86V84L120 83L121 81H119V83L118 82H112V79H113V81L115 80L116 81ZM121 78V79H120ZM166 78V79H167ZM175 78H177L176 79V82H175ZM180 78V79H179ZM216 78V77H215ZM244 79V81H242V79ZM254 78V79H253ZM44 79L46 80V81H44ZM143 79H144V81L145 82H143ZM149 79V78H148ZM161 79H162V77H161ZM160 79V80H161ZM173 79V80H172ZM209 79H211V76L209 77ZM217 79V80H218ZM231 79V80H230ZM254 81H253V80ZM10 80V79H9ZM86 80H88V82L86 81ZM106 80V81H107ZM117 80V81H118ZM180 81L179 83H178V81ZM216 80V79H215ZM219 80V81H220ZM223 80H221V82L223 81ZM227 80H224L223 82H227ZM230 80V81H229ZM44 81V82H43ZM50 81H52L51 83H50ZM54 81H55V83H54ZM62 81V80H61ZM75 81V82H76ZM150 81V80H149ZM158 81V80H157ZM167 81V80H166ZM172 81H174V83H177V84H174ZM207 81H209L208 83L210 84H208L207 83ZM234 81V82H233ZM257 81V82H258ZM1 82V81H0ZM11 82V81H10ZM9 82V83H10ZM18 82V81H17ZM36 82V83H37ZM44 83V85L42 84V86L44 87V89H45V87L47 86V87H49V88H46L45 90H43L44 91V93H42V90H40V88H41V86H39L38 87V85H41V83ZM58 82H59V85H58ZM98 82V83H97ZM99 82H101V83H99ZM148 82V81H147ZM156 82V81H155ZM159 82V81H158ZM164 82V80H162V83ZM218 82V81H217ZM229 82H231V83H229ZM245 84H243V83ZM22 83H25V82H22ZM18 84V85H23V84ZM45 83L46 84H48V85H46L45 86ZM161 83V82H160ZM159 83V84H160ZM212 83H213V85H212ZM242 83V84H241ZM250 86H253V87H255V89L254 88H250V89H248V85ZM13 84V83H12ZM51 84V85H50ZM82 84V85H81ZM107 84V83H106ZM154 84V83H153ZM156 84V83H155ZM154 84V85H155ZM158 84V83H157ZM158 84V85H159ZM168 84H164V85H166V87H168L169 85ZM183 84V85H182ZM50 85V86H49ZM89 85V86H88ZM92 85H95V86H92ZM98 85V86H97ZM108 85V84H107ZM110 85H112L113 86V88H112V86H110ZM115 85H116V87H118V88H115ZM117 85H119V86H117ZM162 86H163V84H161ZM161 85H160V87H161ZM206 85H208V86H206ZM215 85V86H214ZM232 85V86H231ZM243 85V86H242ZM246 85H247V87H246ZM36 86V87H35ZM87 88V89H90V90H86L85 89V87ZM99 86L101 87V88H99ZM214 86V88L215 87H217L218 89H219V92H220V95H221V98H220V101H219V99H218V103L219 104H221V105H219L218 103H216L217 101V97H216V95H217V93L215 92V94L213 93L215 90L214 89H212L211 87H213ZM226 86H228V88L226 87ZM244 86H245V88H244ZM250 86V87H251ZM54 87V88H55ZM59 87H56V90L55 91H58V90H60L59 89ZM94 89H93V88ZM105 87V86H104ZM165 86H163V88L162 89H164L165 90V88H166ZM172 87V88H171ZM224 87V86H223ZM222 87V88H223ZM84 88V89H83ZM106 88V87H105ZM105 88H102V90H103V92L104 93H107V91L109 90L108 89V87H107V91L106 90H104ZM123 88V89H122ZM149 88H151V87H149ZM169 88V87H168ZM210 88V90H211V92H209L208 91V89ZM257 88V89H256ZM25 89V88H24ZM35 89H37V92H35L36 90ZM41 89H43V88H41ZM53 89V88H52ZM91 89H93V90H91ZM96 89V90H95ZM216 89V88H215ZM217 89V90H218ZM224 89V88H223ZM247 89H248V91H250L251 89H254V90H257V91H255L256 93H257V95H256V93L254 92V90H251L252 92H251V94L252 93H254L253 94V98L251 99V97L249 98V100H251V101H254V102H250V103H247L248 102V97L251 95L250 94V92H248L247 91ZM82 91V96H81V91ZM101 90V91H102ZM151 89H150V91H152ZM207 90V91H206ZM213 90V91H212ZM260 90V92L261 93H263V94H260V92H258ZM92 91H94V92H92ZM106 91V92H105ZM171 91V90H170ZM169 91V89H167V91H166V93H164V94H167L168 95V92H170ZM33 92H34V94H33ZM51 92V93H50ZM84 92V93H83ZM88 92H90V94L88 93ZM91 92H92V94L94 95V96H92L91 95ZM153 92V91H152ZM165 92V91H164ZM207 92V93H206ZM219 92H218V95H219ZM2 93H4V94H2ZM28 93H30V94H28ZM50 93V94H49ZM59 92H57L56 94H58ZM108 93H109V91H108ZM129 95H128V94ZM211 94V96L209 95V97H213L214 95V97H215V99H214V97H213V99L212 98H209V97H205V96H207V94ZM258 93H259V95H260V97H259V95H258ZM11 94V93H10ZM34 96H33V95ZM35 94H37V95H35ZM84 94V95H83ZM89 94V95H88ZM99 94H100V92H99ZM109 94V95H110ZM120 94V95H119ZM206 94V95H205ZM212 94H213V96H212ZM231 94H234L233 96L231 95ZM247 94H250L249 96L247 95ZM20 95V96H19ZM59 95H60V93H59ZM80 95V96H79ZM86 95V96H85ZM94 97V98H96L95 100H97V98L100 100H98L95 104H96V108L98 109V111L99 110H101V111H99V112H101V114H99V112L97 111L95 114H94V116L93 117H97V119H100V121H102L103 122V120L104 121H106L105 123H104V125H103V123H102V127H100L99 128V126L101 125L99 122H97V119L95 120V122H97V124H99L98 125V128H99V130L98 129H95L96 128V126H94L93 125V123H94V119L95 118H93V120L91 119V117H89V114H88V111H89V109L91 110L92 108H95V104H94V106L93 107H90L91 105H92V101L90 102V104H88L87 105V103H89V102H87L88 100V98L89 97ZM105 95V94H104ZM111 95H113V94H111ZM128 95V96H127ZM158 95H160V96H158ZM167 95H165L166 96V99H170L171 100V102H172V99H171V97L170 96H168L167 97ZM220 95H219V97H220ZM247 95V96H246ZM254 95H256V96H254ZM262 95V96H261ZM18 96V97H17ZM21 96V97H22ZM37 96L39 97V98H37ZM45 96V97H46ZM56 96V95H55ZM83 96H85L86 98H83ZM87 96H89V97H87ZM99 96V97H98ZM116 96H114L113 95V97L115 98ZM162 96H163V93H162ZM222 96H223V98H222ZM245 96L246 97V99H247V102H246V99H245V97H244V99H245V102H246V104H247V106L248 107H246V104H245V107H246V109L245 110H247L248 108V110L247 111H244V109L243 108H245V107H243V106H239L238 105V102L240 101L241 102V100H244L243 99V97ZM259 98H258V97ZM0 97V98H1ZM47 97V98H48ZM52 97H54V93H53V95H52ZM112 97V96H111ZM111 97L110 98H108V100H109V102L111 101L110 99H111ZM151 97V98H150ZM176 97H177V99H176ZM12 98H13V96H12ZM82 98V99H81ZM93 98V99H94ZM162 98V99H161ZM164 98V99H163ZM206 98V99H205ZM255 98H257L258 100H256ZM81 101H80V100ZM84 99H86V100H84ZM89 99H92V98H89ZM92 99V100H93ZM118 99H120V100H118ZM123 99V101H121ZM165 99V100H166ZM179 99V100H178ZM208 99V100H207ZM215 101V103H216V105H213V104H215V103H208V102H210V101ZM254 99V100H253ZM104 100H106L105 102H104ZM113 100V99H112ZM204 100L206 101V103L204 102ZM1 101V100H0ZM4 101V103L5 102H7L8 101V99H7V101H5V99L4 100H2L1 102H0V104L2 103ZM94 101V100H93ZM121 101V103H122V105H121V103H119ZM167 101V100H166ZM169 101V100H168ZM208 101V102H207ZM257 101V102H256ZM13 102V103H14ZM23 102H21V103H23ZM95 102V101H94ZM99 102H101V104L103 103V105H106L105 107L103 106V105H101L100 104V106L99 107H97V103H99ZM181 104H180V103ZM221 102V103H220ZM240 102H239V104H240ZM260 102V103H259ZM4 103L3 104H1V105H3L4 106V110H3V112L5 111V113L6 112H9V111H11V112H13L12 114L13 115H11V116H15L16 114V112H18V113H20L21 112V109L22 110H24V108H26V106L24 107V103H23V106H21V107H24V108H20L19 107V109L18 108H14V109H11V108H13L12 106L11 107H9V106H5L4 105ZM7 103H9V102H7ZM19 103V102H18ZM72 103V102H71ZM105 103V104H104ZM117 103H119L120 104V107H119V104H117ZM258 105V107L260 106L261 108H262V111H261V109L260 108H258L256 105ZM258 103V104H257ZM117 104V105H116ZM156 104V105H155ZM210 106H209V105ZM242 104H244L243 103V101H242ZM253 104L256 106V110H257V112H258V114H254V106H253ZM260 104V105H259ZM6 105H9V104H6ZM66 105H68V103L66 104ZM68 105V106H69ZM73 105V106H72ZM208 105V106H207ZM219 105V106H218ZM225 105V106H224ZM249 105H251V106H249ZM115 106H116V108H115ZM122 106V107H121ZM159 106H161V105H159ZM215 106H217V107H215ZM220 106H222V107H220ZM227 106V107H226ZM236 106H238L239 107V110H240V108L242 109L241 110V112H242V114L241 113H239V112H237L236 110H237V107ZM263 107H264V105H262ZM63 107V106H62ZM72 107V108H71ZM88 107V108H87ZM118 107V108H117ZM162 107V106H161ZM211 107V108H210ZM214 107V108H213ZM234 107H236L235 109H234ZM2 108V106L0 107V109ZM63 108H65V105H64V107ZM84 108H85V110H84ZM106 108V109H107ZM158 108H159V110H158ZM217 110H216V109ZM219 108H220V112L222 113V111H223V113H224V115L227 113V115H228V113L229 112H227V111H229L230 110V114L228 115V117H230V119H232V120H230V121H233V123L232 122H229V118H228V120H227V118H225L228 122V124L227 123H224V122H226V120L224 119V115H223V113L222 114H218V113H220V112H218V110H219ZM11 109V110H10ZM20 110V112L19 111H17V110ZM66 109H67V107H66ZM73 109H75V110H73ZM114 109H116L117 110V112L114 110ZM165 109V110H164ZM212 109V113H209V114H207V116H209L210 115V117L211 116H214V117H216V115H217V120L216 119H214V118H211L212 120H210V122H209V117H207L206 115H205V113H206V110H211ZM213 109H215V110H213ZM231 109H233V110H231ZM254 109V110H253ZM2 110L0 111V112H2ZM71 110V111H70ZM73 110V111H72ZM81 110V111H80ZM83 110H84V112H83ZM167 110H169V109H167ZM167 110H166V113H165V115L167 114ZM179 110V109H178ZM222 110V111H221ZM255 110V111H256ZM262 112L260 115H259V112L260 111ZM59 111H60V109H59ZM61 111H62V109H61ZM60 111V112H61ZM96 111V110H95ZM160 111V112H159ZM170 111V112H171ZM214 111H215V113H214ZM10 112V113H11ZM90 112V111H89ZM94 112V110L93 111H91V115H93L92 113ZM104 112V113H103ZM116 112V114H118V116H115L114 115V113ZM119 112V113H118ZM171 112V113H172ZM256 112V113H257ZM17 113V115H19ZM213 113H214V115H213ZM233 113V114H232ZM25 114V113H24ZM86 114V115H85ZM99 114V115H98ZM168 114H169V111H168ZM168 114H167V116H168ZM183 114V115H182ZM212 114V115H211ZM2 115H4V113L3 114H1L0 113V117L2 116ZM6 115V114H5ZM9 115V114H8ZM88 115V116H87ZM160 115V117L162 118V116ZM164 115V116H165ZM178 115H181V116H178ZM218 115H220V116H222L223 118H221L220 119V121H224L223 123H220V121L218 120L219 118V116ZM231 115H234V116H231ZM254 115L255 116H257L258 115V117H259V120H258V118L256 117V119H257V121H259V122H261V124H262V126H260V129L258 128L259 127V125H261V124H257V121H256V119L255 118H252V117H254ZM10 116V115H9ZM83 116V117H82ZM86 116V117H85ZM101 116H104L103 117V120H101L102 119V117ZM114 116H115V119H114ZM184 116V117H183ZM206 116V117H205ZM5 117V121L2 123V122H0V124L2 123V124H5V122H6V120H7V127H10L9 129H13V128H18L19 129V127L21 126L20 124L22 123V122H20L19 121V117H22L21 116V114H20V116H15V117H18V119H16L15 117L13 118L12 117V120L10 119V123L8 122L9 120L8 119H6V116H4ZM26 117V116H25ZM24 117V115H23V119L25 118ZM59 117H60V115H59ZM85 117V118H84ZM90 119H89V118ZM101 117V118H100ZM178 117H180V118H178ZM225 117H226V115H225ZM11 118V117H10ZM33 118L34 117H32V120H31V118L30 119H24V120H22L23 121V123H25V124H23L22 123V126H21V128H20V130H22V128H24L26 125L28 126H30V125H33L34 126V124H32V123H34V122H36V121H39V119H37L38 117H36L35 116V118H34V122H33ZM49 118V117H48ZM55 118V117H54ZM58 117H56V119H57ZM118 118V119H117ZM121 118V122H119L120 119ZM159 118V119H158ZM170 118V119H171ZM175 118V119H174ZM178 118V119H177ZM183 118V119H182ZM204 118H208L207 120L206 119H204ZM22 119V118H21ZM20 119V120H21ZM35 119H37V120H35ZM45 119H47V118H45ZM59 119V118H58ZM89 119V120H88ZM107 119V120H106ZM117 119V120H116ZM155 119H158V121L157 120H155ZM165 119V117H163L162 118V120H164ZM169 119V118H168ZM177 119V120H176ZM180 119V120H179ZM182 119V120H181ZM185 119V120H184ZM253 119V120H252ZM28 121L27 123H26V121ZM55 120V119H54ZM85 120V121H86ZM114 120H116V121H114ZM179 120V121H178ZM239 120V121H238ZM256 122H255V121ZM262 120V121H261ZM11 121H13V123H15V124H13L12 125V127H11V124H12V122ZM16 121H18V125H19V127H17L16 126ZM30 121V122H29ZM53 121V120H52ZM52 121H50V122H52ZM55 121H57V120H55ZM61 121H63V120H61ZM154 121L155 123H157V122H159L160 124H161V126L160 127H158V125H157V128H159L160 130L158 131L154 126L156 125V124H154V126H153V124H152V122ZM175 121H176V123H175ZM185 121V123L183 124V122ZM207 121V122H206ZM217 121H219V124L217 125V126H221L220 128H223L222 130L223 131H221L220 132V128H219V130L217 131V129L215 130V131H213V130H211L210 128H208V129H206L207 127H208V125L207 124H209L210 125V127H212L213 125L212 124H214L215 126H216V122ZM240 121H242V125H245L246 126V124L247 123H249V124H247V126H246V129L244 128V126H242L241 125V122ZM255 123V124H257L258 126H256L253 122ZM32 122V123H31ZM48 122H49V119H48ZM70 122H71V124H70ZM113 122H115L114 124H113ZM117 122V123H116ZM129 122V123H128ZM153 122V123H154ZM166 122V121H165ZM178 122H179V125H178ZM204 122H206V123H204ZM212 122V123H211ZM234 122H235V124H234ZM243 122H244V124H243ZM250 122H251V124H250ZM29 123H31V124H29ZM59 123H61L60 122V119H59ZM58 123V124H59ZM62 123V124H63ZM69 123V124H68ZM77 125H76V124ZM181 123V124H180ZM229 123H230V125H229ZM2 124L0 125V126H2ZM10 124V125H9ZM54 124H57V122L55 123L54 122ZM76 126H75V125ZM110 124V125H111ZM129 124H131V125H129ZM177 125V126H175V125ZM223 126H222V125ZM227 125V127L229 128H231V130L230 129H228L227 127H226V125ZM237 124H238V126H237ZM6 125H3V126H6ZM51 125V124H50ZM71 125H72V127H71ZM90 125H92V126H90ZM111 125V128L113 127ZM124 125H128L129 127L127 128V126H126V128L124 127ZM150 125H152V127L153 128H155V132H154V130H152L150 133H151V136L149 137L148 136V134H150V133H148V130H149V126ZM167 125H169V124H167ZM182 125V126H181ZM185 127H184V126ZM225 125V126H224ZM229 125V126H228ZM249 125H251L250 127H249V129H251V131L250 132H252V133H249V131H248V126ZM252 125H253V127H252ZM24 126V127H23ZM33 126H32V129H34L33 128ZM58 126V125H57ZM69 126V127H68ZM131 126V127H130ZM215 126H214V128H215ZM235 126V127H234ZM256 128H255V127ZM7 127H6V129H7ZM54 127H56L55 125H54ZM53 127V128H54ZM59 127H61V126H59ZM58 127V128H59ZM78 127V128H79ZM91 127H92V130H90L91 129ZM93 127H95V128H93ZM115 127V126H114ZM113 127V128H114ZM175 127H179V128H182V129H179V128H175ZM201 127H203V130H202V128ZM204 127H206V128H204ZM224 127H226V129H228V130H226ZM242 127V128H241ZM1 128H3V130L6 132H8L9 131V129H5L4 127H1ZM52 128V129H53ZM108 128H110L109 126H108ZM116 128V127H115ZM117 128H118V124H117ZM129 128H130V130H129ZM151 128V127H150ZM152 128V129H153ZM174 130H173V129ZM213 128V129H214ZM236 128H238V129H236ZM240 128V129H239ZM254 128V129H253ZM258 128V129H257ZM28 129V128H27ZM51 129V127L49 128V130ZM105 129V128H104ZM121 129V128H120ZM119 129V130H120ZM127 129V130H126ZM234 129L236 130L235 132L237 133V130L239 131V133H241V135L240 134H238V136L240 135L241 136V139L242 140H244L245 142V144L244 143H240L242 140L240 139V137H238L237 136V134H235V132L232 134L231 132H233L234 131ZM55 131H56V129H54ZM59 130V129H58ZM57 130V131H58ZM76 132H79V134H82V132L79 130V129H74ZM78 130V131H77ZM106 130V129H105ZM105 130H103L104 131V134L105 133H107V131L109 130V129H107L106 131ZM151 130V129H150ZM182 130V131H181ZM205 130L209 133H205ZM213 131V133L216 135V133H217V136L219 135V132L220 133H223V134H220V136H218V137H221V135H224L225 133L224 132H226V136H227V138L225 137V139L223 140V142H221L220 143V141H217V139H213V137H214V135H213V133H212V135H213V137H212V135H210L211 134V132H209V131ZM225 130V131H224ZM253 130V131H252ZM256 130H257V133H256ZM13 131V130H12ZM56 131V132H57ZM86 133H85V132ZM88 131H90V132H88ZM129 131H130V133H129ZM156 131H157V133H156ZM160 131H161V133H160ZM162 131H164V133L162 132ZM171 131H173V133H171ZM202 131L205 133V134H203L202 133ZM241 131V132H240ZM258 131H260L261 133H259ZM0 132H2V130H0ZM26 132H28V130L27 131H25V133ZM51 132H53V131H51ZM68 132H69V130H68ZM71 132V131H70ZM74 132V131H73ZM75 132V133H76ZM109 133H107L108 135H106V137L105 138H107V136L109 137L108 139H110V137H112L111 135V130H109L108 131ZM114 132V131H113ZM115 132H117V131H115ZM121 132H122V130H121ZM147 132V133H146ZM166 132V133H165ZM227 132H228V134L235 140V139H237L238 138V140L236 141L235 140V143L237 144H234V141L232 140V138L229 136V135H227ZM254 132V133H253ZM263 132H264V130H263ZM21 133V132H20ZM22 133H24V132H22ZM75 133H74V135H75ZM90 133V134H91ZM128 133V134H127ZM153 133V134H152ZM155 133V134H154ZM168 133H170V135H168ZM231 133V134H230ZM256 133V134H255ZM1 134V133H0ZM26 134H29V133H26ZM52 134V135H51ZM59 134V133H58ZM65 134V133H64ZM68 134H70V133H68ZM71 134H73V133H71ZM71 134H70V136H71ZM78 134V133H77ZM78 134V137L77 138H80V136L81 135H79ZM86 134V135H85ZM96 134V135H97ZM110 134V135H109ZM126 134H127V136H126ZM157 134V135H156ZM162 134H164V137H166L168 140H169V138L172 140V141H174V140H179V142H180V144H182L183 142L185 143H183V145H182V147L180 146V144L178 145V149L177 148H175L176 147V144L175 143H173L172 144V141L171 140H169L170 142H168V141H166L167 139L165 138V141L162 139ZM201 134H203V135H201ZM207 134V135H206ZM242 134H244L243 136L245 137H243L242 138ZM249 134H253V136H251V135H249ZM257 134H262V135H260V137H259V135H257ZM5 135H7L6 136V138L9 136L7 133L5 134ZM22 134H21V136H23ZM45 135V134H44ZM50 135L51 136H53L54 134L53 133H50ZM49 135V136H50ZM60 135V134H59ZM92 135V134H91ZM94 135V134H93ZM95 135V136H96ZM128 135H129V137H128ZM154 135V136H153ZM173 135H174V137H173ZM207 137H209L210 136V138H207ZM232 135H234V136H232ZM237 137H236V136ZM248 135H249V137H248ZM1 136H3V135H1ZM11 136V135H10ZM19 136H20V134H19ZM18 136V137H19ZM29 136V135H28ZM32 136V135H31ZM43 136V135H42ZM50 136V137H51ZM55 136V135H54ZM58 135L56 134V137H57ZM76 136V135H75ZM98 136V135H97ZM99 136L100 137H102V136H105V135H102V134H99ZM99 136L97 137L98 139H99ZM156 136H157V138H156ZM159 136V137H158ZM204 136L206 137V138H204ZM3 137H5V136H3ZM50 137H48L49 138V140H50ZM55 137V138H56ZM74 137V136H73ZM88 137H89V135H88ZM92 137V136H91ZM146 137V138H145ZM147 137H149V138H147ZM163 137V138H164ZM179 137H182V139L184 138V140H182L181 141V138H179ZM224 136H222V138H223ZM253 137V138H252ZM254 137H256L255 139H256V141H254L255 139H254ZM28 138V137H27ZM48 138H45V140L46 139H48ZM52 138V137H51ZM64 138V137H63ZM62 138V136H61V139H63ZM70 138V137H69ZM76 138V139H77ZM90 138V137H89ZM88 138V139H89ZM93 138L95 139V137L93 136ZM152 140H151V139ZM153 138H156L155 139V144H154V139ZM179 138V139H178ZM213 139V140H211V141H213L212 143H214V142H218V145H222L223 147L221 148V147H218L219 149L221 148L222 150L224 149V148H226L227 147V145H223V143L224 142H228V144L230 145V142L228 141V140H231V142H233V143H231V146H229V148H231L232 149V151H231V149H229L228 147L226 148V149H228V150H223L224 152L226 151V153H224V152H222V150L220 151V152H222V153H220V156L221 157H223L224 156V154H228L227 156H228V159H225V158H227L226 157V155L224 156V158H222L221 159V157H219V153L217 152L218 150H216V149H214V152H216L217 153V156H215V155H213L212 154V152H213V149L212 148H214L215 146H213V145H215V143L214 144H212V143H209V142H211L210 141V139ZM221 138V139H222ZM2 139V140H1ZM13 139H15V137H13ZM17 139V138H16ZM75 138H73V140H74ZM103 139V138H102ZM112 139H114V138H112ZM111 139V140H112ZM114 139V140H115ZM143 141H142V140ZM149 139V140H148ZM159 139H161V140H163V141H161V140H159ZM188 139V141H186ZM203 139L205 140H207L205 143H208L209 145H207V144H205L204 143V141H203ZM226 139H228V140H226ZM259 139V140H258ZM18 140H22V137H20V139H18ZM30 140V139H29ZM52 140H56V139H52ZM59 140H60V138H59ZM64 140V139H63ZM84 140V141H83ZM90 140H92L91 138H90ZM110 140V141H111ZM114 140H112V141H114ZM157 140V141H156ZM216 140V141H215ZM239 140H240V142H239ZM251 140H253V141H251ZM5 141V142H4ZM19 141V142H20ZM44 141V140H43ZM47 141V140H46ZM58 141V140H57ZM60 141H62V140H60ZM66 141V140H65ZM80 141V142H81ZM96 141H98V140H92V142L90 143L89 142V144H91V145H89V144H87V145H89L87 148H92L91 146H92V143H93V145L95 144V148H97L98 150H100V148L101 147H104V145L105 144H107L106 142L104 143V139H103V142L101 141V138H100V141H101V143H102V145L103 146H101V147H99V146H96L97 144H100V143H98L97 142V144H96ZM99 141V142H100ZM108 141V140H107ZM109 141V144L111 143ZM160 142V145H159V142ZM175 141V142H176ZM203 141V142H202ZM209 141V142H208ZM249 141V142H248ZM16 142H17V140H16ZM15 142V143H16ZM18 142V143H19ZM26 142V143H27ZM52 143H53V141H51ZM72 142V141H71ZM77 142H79V139H78V141ZM115 142H113V143H111L109 146H105L104 148L106 149L107 147V149L106 150H109V156H111V154H112V156L114 155V154H116V155H118V153H120V152H118L117 150H118V148H117V150L114 148L113 149V147H111V145H113V146H115L114 144H115ZM122 142V143H121ZM137 144H136V143ZM142 142L144 143L143 145H142ZM149 142V143H148ZM157 142V143H156ZM182 142V143H181ZM240 143V146H239V144L238 143ZM252 142V143H251ZM254 142V143H253ZM256 142V143H255ZM10 143H12V144H10ZM35 143V142H34ZM54 143H56L55 141H54ZM63 143V142H62ZM68 143H70V139H69V142ZM75 143V142H74ZM148 143V144H147ZM164 143V144H163ZM165 143L168 145H166L167 147H168V150H167V148L165 147ZM168 143H170V144H168ZM178 143V142H177ZM188 143V144H187ZM199 143H200V146H199ZM201 143H202V145H201ZM204 143V144H203ZM21 144H22V141H21ZM20 144V145H21ZM24 144V143H23ZM60 145V143H58L57 142V145ZM77 144H79V143H77ZM86 143H84L83 145H81V146H86L85 145ZM154 144V145H153ZM158 144V145H157ZM172 144V145H171ZM211 144H212V146H211ZM241 144H242V147H241ZM247 144V145H246ZM253 144V146H251V148H250V145H252ZM19 145V144H18ZM54 145V144H53ZM57 145H55V147L57 146ZM58 145V147H61V146H59ZM62 145V144H61ZM76 145V144H75ZM133 145H135V149H134V146ZM136 145H138V146H136ZM140 145V146H139ZM153 145V146H152ZM164 145V146H163ZM169 145L172 147L173 146V148H175L176 149V151L177 150H181V151H175V149H173V148H171L170 147V149H169ZM185 145H188V146H185ZM205 145H207V146H209V147H212L211 149H212V151H211V154L213 155V156H215V157H217V158H210L211 156L210 155H208V154H206L207 153V151H205L206 150V148L210 151V149H209V147H206ZM249 145V146H248ZM255 145V146H254ZM24 146V145H23ZM79 146V145H78ZM80 146V149H82L83 147H81ZM160 146H162L161 147V149L159 148ZM185 146V147H184ZM196 146H198V147H196ZM201 146L202 147H204V150L202 149H197V148H201ZM226 146V147H225ZM233 146V147H232ZM236 146H238V147H236ZM248 146V147H247ZM10 147H9V149H10ZM36 147H38V146H36ZM58 147H56V149L58 148ZM63 147V146H62ZM67 147V146H66ZM69 147V146H68ZM76 147V146H75ZM110 147V148H109ZM137 147V148H136ZM148 147V148H147ZM157 147V148H156ZM181 147V149H179ZM189 147V148H188ZM217 147V146H216ZM215 147V148H216ZM240 147V148H239ZM244 147H246L245 149H244ZM253 147V148H252ZM11 148H13V147H11ZM29 148V149H28ZM34 148V149H33ZM41 148H42V151H40L41 150ZM51 148V147H50ZM54 148V147H53ZM71 148H74L73 146H72V144H71ZM113 149L112 150V152H111V154H110V149ZM163 148V149H162ZM167 150V152H166V150ZM184 148V149H183ZM186 148V149H185ZM197 150H199L198 152H196V149ZM235 148V149H234ZM237 148H239V149H237ZM248 148H250V149H248ZM46 149V148H45ZM75 150H76V148H74ZM84 149V148H83ZM134 149V151H132ZM141 149H142V153H140L141 152ZM153 149V150H152ZM154 149H155V151H154ZM158 149V150H157ZM161 151H160V150ZM183 149V150H182ZM234 149V150H233ZM244 151H242V150ZM252 149H253V151H252ZM35 150V151H34ZM50 150H53V149H50ZM68 150V149H67ZM74 150V151H75ZM77 150H78V147H77ZM76 150V151H77ZM114 150H116V151H114ZM120 150H121V148H120ZM151 150V151H150ZM174 150V151H173ZM229 150L232 152V153H235V154H232V155H235L234 156V158L230 155L231 153L229 152ZM239 150V151H238ZM36 151H38V152H36ZM78 151H80V150H78ZM83 151V150H82ZM87 152V149H85L83 152ZM115 153H114V152ZM163 151V152H162ZM168 151H171L170 153L168 152ZM173 151V152H172ZM203 151H205L206 153H204ZM245 151H247V152H245ZM249 151V152H248ZM251 151V152H250ZM29 152L36 158H33V157H31V155L29 154ZM33 152H36V153H33ZM40 152H42V153H40ZM65 152H67V151H65ZM82 152V153H83ZM123 152V151H122ZM126 152V151H125ZM125 152H124V154H125ZM146 152V153H145ZM150 152V153H149ZM153 152L155 153V155H156V157L155 156H153ZM168 153V154H165V153ZM174 152L176 153V155L174 154ZM183 152V153H182ZM186 152H188V153H185ZM228 152V153H227ZM240 152V153H239ZM45 153V154H44ZM144 153V154H143ZM162 153V154H161ZM204 153V154H203ZM208 153H210V152H208ZM215 153V154H216ZM241 153H243V154H241ZM248 153V154H247ZM39 156H38V155ZM43 154H44V156H43ZM48 156H47V155ZM58 154V156H60L61 154H62V151H61V153H57ZM60 154V155H59ZM67 155H69L68 156V159L70 158V160L72 159V157L75 159V157L74 156H72L71 155V152H67L66 153ZM124 154L122 153V155L124 156ZM130 154V155H129ZM143 154V155H142ZM147 154V155H146ZM171 154V155H170ZM173 154L175 155V156H173ZM181 154V155H180ZM184 154H185V156H184ZM242 156H241V155ZM135 155H133V156H135ZM139 155V156H138ZM159 155V156H158ZM164 155H170L169 157H166V159H167V161L166 162H168V161H170V159L171 158H176L177 160H179V161H177L176 159H171L172 161L174 160V163H175V161H176V164H174L173 162H172V166H171V168H170V162L168 163V164H165L166 162H165V160L166 159H163L165 156ZM188 156V158H187V156ZM198 155V156H197ZM206 156V158H205V156ZM237 155V156H236ZM240 155V156H239ZM246 155V156H245ZM37 156V157H36ZM102 156V155H101ZM131 156V157H130ZM135 156V157H136ZM142 156H143V158H142ZM145 156V157H144ZM148 158H147V157ZM173 156V157H172ZM181 156V157H180ZM182 156H184L185 157V159H183L184 157H182ZM208 156V157H207ZM210 156V157H209ZM212 156V157H213ZM239 156V157H238ZM245 156V157H244ZM46 158V157H48V158H50V160H48L47 158V160H48V162L47 161H42L41 159L42 158ZM77 157V156H76ZM100 157V156H99ZM125 157V156H124ZM139 157V158H138ZM149 157H152V158H149ZM156 159H155V158ZM159 157H161V158H159ZM179 157V158H178ZM201 157V158H200ZM232 158V160L233 159H235V161L237 162L238 161V159L239 158H241V160H242V158H243V160H245L244 161V163H245V165H242L241 166V164H243V162L240 160V162L238 161L237 163H238V165H240V166H238L237 164H235L234 166H232L233 164H230L229 165V163H230V159ZM238 157V158H237ZM53 158H52V160H53ZM101 158V157H100ZM111 158V157H110ZM116 158V157H115ZM141 158V159H140ZM145 158H147V159H145ZM168 158H169V160H168ZM199 158V159H198ZM202 158H204V159H206L205 161H203V159ZM208 158V159H207ZM220 158V159H219ZM230 158V159H229ZM31 159H32V161H31ZM38 159H40V160H38ZM62 159V160H61ZM102 159V158H101ZM125 159V158H124ZM136 159V158H135ZM139 159L141 160V161H139ZM144 159V160H143ZM149 159V160H148ZM153 160V162L156 160V165H158L159 164V167L160 166H162L161 168H157V166L155 165V163H154V165H152L153 164V162H151V160ZM181 159H183V161L181 160ZM201 159V160H200ZM211 159L212 160H215L216 159V161H217V159H219V162L220 163H217V162H213V165H212V162H211ZM224 159V160H223ZM237 159V160H236ZM33 160H35V161H33ZM61 160V161H60ZM65 161V165H63V162ZM96 160H100V159H96ZM95 160V161H96ZM113 160V159H112ZM123 160V159H122ZM122 160H120L121 161V164H123L122 163ZM158 160H159V162H158ZM187 160V161H186ZM208 160V161H207ZM225 160H227L226 162H224L223 163V161H225ZM228 160H229V162H228ZM232 160H231V162H232ZM31 161V164H33L32 165V167H31V170L33 171L34 170V172L36 171L35 169H37V170H39V169H44V168H46V170H44V172L43 171H41L42 173H40L41 174V179L43 180V177H44V180L43 181H41L40 179H39V171L38 172H36V173H38V176L36 177V174L34 175V173L32 172V171H30V167H28L27 166V169H26V163H28V162H30ZM41 161V162H40ZM72 161H73V159H72ZM71 161V162H72ZM83 160H81V161H79L78 162V164L77 163H75L74 161L72 162V164H77L76 166L78 167V165H80L81 164V162H82ZM102 161V160H101ZM104 161V160H103ZM115 161V163H116V160H114ZM125 161V160H124ZM142 161H146V162H144V165H143V163H141ZM148 161H150V162H148ZM163 161V162H162ZM37 164H35V163ZM44 162V163H43ZM49 163V164H47V163ZM56 163V165H54V163ZM59 162H61V163H59ZM98 162V161H97ZM112 162V161H111ZM119 162V161H118ZM131 162V163H132ZM133 162V163H134ZM138 162V163H137ZM165 162V163H164ZM180 162H181V164H180ZM183 162H186V164L185 165H187V166H185V165H183L182 166V164H183ZM198 162H201V164L200 163H198ZM207 162L209 163H211V165L213 166V167H215L216 165L215 164H219L218 166L219 167H215V168H219L218 170H219V174H220V176L217 178L216 176L218 175V171H216V172H214L215 170V168L213 169V168H210V166H208L209 164H207ZM83 163H84V161H83ZM85 163V164H86ZM196 163V165H194ZM215 163V164H214ZM223 163V164H222ZM226 163V164H225ZM24 164H26L25 166H24ZM40 164H42V165H40ZM44 164H46V165H50L49 166V168L51 169H48V167L47 166H45ZM61 164V165H60ZM68 164V166L66 167V169H65V166ZM71 164V163H70ZM75 164L74 165H72V168L73 169H75V167H73V166H75ZM93 164H95V163H93ZM117 164V163H116ZM127 164H126V166H127ZM163 164V165H162ZM179 165V167H177L178 165ZM198 164V165H197ZM22 165V166H21ZM35 165V166H34ZM124 165V164H123ZM149 166V168H150V166L152 167L151 169H149V168H146L147 166ZM167 165H169V168L172 170V169H174V171L176 172V174H175V172H173V171H171V170H168V168H166V166ZM176 165V167H174L173 168V166H175ZM180 165L182 166V168H180ZM215 165V166H214ZM221 165V166H220ZM223 165H225L224 167L225 168H222V166ZM24 166V167H23ZM44 166V167H43ZM57 166H59V167H57ZM146 166V167H145ZM156 167V169H155V167ZM211 166V167H212ZM227 166H229L228 168H231V169H229V172L227 173V174H224L223 173V171L224 170H222V169H226V167ZM21 167H23V168H21ZM79 167V168H80ZM121 167V166H120ZM143 167H145L146 169H145V171H143L144 169H143ZM186 167V168H185ZM189 167V168H188ZM193 167V168H192ZM56 168V169H55ZM60 168V169H59ZM71 168V169H72ZM78 168V169H79ZM80 168V169H81ZM129 168V167H128ZM131 168V167H130ZM135 168V169H134ZM142 168V169H141ZM154 168V170H152ZM167 170H166V169ZM177 168V169H176ZM178 168H180L179 170H178ZM183 168H185V169H183ZM221 168V169H220ZM69 169V168H68ZM72 169V170H73ZM147 169H148V172L150 171L151 173H147ZM187 169V170H186ZM29 170V171H28ZM70 170V169H69ZM92 170V171H91ZM96 170V172L94 173V171ZM181 170V172L183 173H181V172H179ZM217 170V169H216ZM222 170V171H221ZM63 171H64V173H63ZM73 171H75V173H76V171L78 172V170H73ZM123 171V172H122ZM142 171V173H140ZM155 171H158V172H155ZM168 171H170L171 173H170V175L171 174H173V175H171V176H173L172 178L174 179V181L175 180H177L176 182H174L173 181V185L170 183V181H169V178H170V180H171V176L169 175V173H167ZM221 171V172H220ZM48 174H47V173ZM53 172V173H52ZM55 172V173H54ZM60 172H62V173H60ZM86 172H88L89 174H87ZM93 172V173H92ZM137 172V173H136ZM152 172L154 173V176H155V178H152L151 176H153V174H152ZM173 172V173H172ZM214 172V173H213ZM87 174L86 176H83L84 174ZM144 173V174H143ZM147 173V174H146ZM180 173V174H179ZM187 173V174H186ZM221 173H222V175H221ZM32 176H31V175ZM55 174V175H54ZM60 176H59V175ZM62 174H63V176H62ZM77 174H79V173H77ZM83 174V175H82ZM120 174V175H121ZM140 174H141V176H142V178H140L141 176H140ZM159 174V175H158ZM167 174H168V176H170V177H167ZM178 174V175H177ZM181 174H182V176H184L185 178H183V177H181ZM185 174V175H184ZM211 174H213V175H211ZM215 174H217V175H215ZM30 175V176H29ZM43 175V176H42ZM51 175H52V177L53 176H56L55 177V183H54V178H52L51 180H50V177H51ZM58 175V176H57ZM64 175H65V177L67 176V179H65L64 178ZM111 175V174H110ZM148 175V176H147ZM159 176L158 178L156 177V176ZM215 175V176H214ZM81 176V177H80ZM104 176V175H103ZM117 176V175H116ZM145 176V179L143 178ZM162 176H164V178L162 177ZM187 176V177H186ZM32 178V180H31V178ZM49 177V178H48ZM80 177V178H79ZM84 177V178H83ZM112 177V176H111ZM120 177V176H119ZM148 177H151V179L150 178H148ZM166 177V178H165ZM179 177H180V179H179ZM189 177V178H188ZM34 178V179H33ZM39 180H38V179ZM46 178H48L51 182H52V180H53V182H52V184L50 185V183L51 182H49V180H47ZM79 178V179H78ZM101 178V176L99 177V179ZM104 178H105V176H104ZM110 178V177H109ZM114 178V177H113ZM131 178H133V177H131ZM182 178H183V180H182ZM188 178V179H187ZM220 178V179H219ZM72 179H74V180H72ZM78 179V180H77ZM96 179H98L97 177H96ZM102 179H103V177H102ZM116 179V178H115ZM119 179H121V182L120 183H123V184H120L119 183ZM128 179V178H127ZM146 180V181H144V180ZM152 179H155L154 181L152 180ZM163 179V180H162ZM172 179V180H173ZM221 179H224V180H221ZM64 180H67L66 181V184L68 183L70 186H71V188H73V191H72V193H71V190L70 189H68V188H70V186L68 185H65V186H67V187H65L64 185H62V184H60L61 185V187L62 186H64L63 188H64V190L65 191H63L62 193L63 194H67L66 192H68V194L69 195H63V194H61V192H60V197H61V195H62V197L64 198V199H62V197H61V202H62V204H61V202H59V200H58V202H57V200L56 199H52V196H54V195H52L51 196V201H52V203L50 202V200L48 199H46V197H50V195L51 194H54L53 193V189L55 188V189H57V190H59L58 188H57V186H58V182H64ZM106 180H108V179H106ZM151 182H150V181ZM165 180V181H164ZM167 180V181H166ZM181 181V183H180V181ZM190 181V183L192 184H188V182ZM219 180V181H218ZM221 180V181H220ZM33 181V182H32ZM37 181H39V182H37ZM45 181V182H44ZM109 181V180H108ZM123 181V182H122ZM128 183H126V182ZM152 181H153V183H152ZM155 181H156V183H160V181H161V183L160 184H156L155 183ZM159 181V182H158ZM185 181V182H184ZM36 182H37V184H39V186H41L42 184V186L44 187H39V188H41V189H39L38 188V185L35 187V185H33V183H35L36 184ZM90 182H92V183H90ZM111 182V181H110ZM115 182V181H114ZM130 182H132V183H130ZM149 182V183H148ZM164 182V183H163ZM196 182V183H195ZM41 183V184H40ZM48 183V184H47ZM75 183V184H74ZM78 183H79V185H78ZM80 183H81V186H80ZM99 183H100V181H99ZM98 183V184H99ZM125 183V184H124ZM130 183V184H129ZM150 183H152V184H156V185H158V186H160L161 184H162V186H160L159 188L157 187V186H155V185H152V184H150ZM178 183V184H177ZM184 183V184H183ZM47 184V185H46ZM65 184V183H64ZM76 184H77V186H76ZM86 184H88V185H92L91 187H93V188H91L90 186H88V185H86ZM135 184V185H134ZM195 184V186L193 187V185ZM46 185V186H45ZM59 185V186H60ZM75 185V186H74ZM83 185V186H82ZM84 185H85V187H84ZM110 185V184H109ZM112 185H114L113 183H112ZM134 185V186H133ZM139 185V188L137 187ZM152 185V186H151ZM166 185H167V187H166ZM171 185V186H170ZM177 187H176V186ZM78 186H80V187H82L81 188V190H79L80 189V187L78 188ZM88 186V187H87ZM129 186V187H128ZM132 186V187H131ZM146 186H147V189H146ZM153 186L156 188H154V191L156 192V190H158L157 191V193L158 194H155L154 193V191H153ZM163 186H165V187H163ZM83 187H84V192H86L87 194H85L84 192L83 193H81L83 190ZM86 187H87V189H86ZM90 187V188H89ZM107 187V186H106ZM121 187H124L125 188V191H124V188H121ZM137 187V188H136ZM141 187H142V189H141ZM171 187H172V189H171ZM173 187L176 189H174L173 190ZM179 187H181L180 189H178ZM192 187V188H191ZM34 188L36 189V191L34 190ZM60 188V187H59ZM63 188H60L61 190L63 189ZM101 188H102V190L104 191V190H106V191H104V193H107L106 194V196H105V194L103 193V192H101ZM104 188V189H103ZM129 190H128V189ZM151 190H150V189ZM163 190H162V189ZM184 189L185 190V193H184V195L181 193L180 194V190L181 189ZM196 188V189H195ZM21 189H24V192L27 194V192L29 191V194L31 193H33L32 191L34 190V192L35 193H37L36 195L35 194H33V195H31V197H30V195H26L25 193H23V191L21 190ZM88 189H90V191L88 190ZM107 189H108V187H107ZM109 189H110V187H109ZM139 189V190H138ZM169 189H170V191H169ZM182 189V190H183ZM67 190V191H66ZM92 190V191H91ZM94 190H96L97 191V193H96V191H94ZM112 190H113V188H112ZM120 190L122 191V193L120 192ZM137 190V191H136ZM144 190H145V192H144ZM146 190H147V193H146ZM150 190V191H149ZM165 190V191H164ZM171 190H173L175 193H174V196L176 195H178L177 197H178V199L179 200H177V198H176V196H175V198H173V196H172V194H171ZM190 190V191H189ZM19 191H22V193L23 194H21V192H19ZM38 191H40V192H38ZM56 191V190H55ZM54 191V192H55ZM79 191H81V192H79ZM127 191H129V194H131V193H135V194H131L132 196H130L129 195V197H132L133 198V195H134V199H132V200H136L135 202L133 201V202H131V200H129V199H131V198H129L128 199V195H126L125 193H123V192H127ZM141 191H142V193H141ZM149 191V192H148ZM153 191V192H152ZM159 191H162V193H163V191H164V193L163 194H161V192H159ZM167 191V192H166ZM168 191L170 192V196L173 198H171V200H170V196H169V193H168ZM2 192H5L6 194H9L7 197L5 196L6 194L5 193H2ZM18 192V193H17ZM45 192V193H44ZM52 192V193H51ZM56 192H57V194H56ZM55 192V194L56 195H59V191H56ZM74 192V193H73ZM78 192V193H77ZM89 192V193H88ZM120 194H119V193ZM142 194V196L140 195V193ZM151 192V193H150ZM165 192H166V194H165ZM179 192V193H178ZM182 192V191H181ZM210 192H212V193H210ZM38 193H40V194H38ZM43 193L45 194L44 196H43ZM46 193H47V195H46ZM75 193H76V195H75ZM93 193H95V194H93ZM128 193V192H127ZM149 193L150 194H152V195H154V197H156L155 199H157V200H155L154 199V197L152 196V195H149ZM160 193V194H159ZM178 193V194H177ZM3 194H5V195H3ZM41 194H42V197H41ZM73 194V195H72ZM83 194V195H82ZM90 194V195H89ZM94 195V197H95V195H96V197H98V199L97 200H99V198H101L100 199V201L99 202H95V201H91V199H96V198H94V197H92L91 195ZM119 194V195H118ZM121 194H122V196L123 195H125V197L127 196V199L129 200H123V199H116V198H118V197H116V196H119V198L121 197ZM145 194V195H144ZM146 194H148L147 196H146ZM212 196V194L214 195V196H212V198H211V196ZM3 195V196H2ZM26 195V196H25ZM37 195H40L39 197L37 196ZM79 195V196H78ZM82 195V196H81ZM86 195V196H85ZM100 197H99V196ZM110 195V194H109ZM108 195V196H109ZM137 195H140V196H137ZM157 195L158 196H161L162 195V197L165 195L166 196V198L167 199H165V197H163V199L162 200H165V202L164 201H160V200H158V199H161V198H157ZM182 196V198H181V196ZM10 196H13V195H10ZM14 196H13V198H14ZM36 196H37V199H36ZM73 196L77 199V200H75L74 198H73ZM83 197V198H81V197ZM89 196V197H88ZM111 196V195H110ZM114 196V195H113ZM152 198H151V197ZM167 196H169V197H167ZM210 196V197H209ZM28 197V199L30 200H27L26 198ZM33 197V198H32ZM40 197H41V199H40ZM45 199H44V198ZM66 197H67V199H66ZM71 197V198H70ZM80 197V198H79ZM88 197V198H87ZM92 197V198H91ZM104 197V198H103ZM112 197V196H111ZM124 197V198H125ZM144 197V198H143ZM146 197V198H145ZM148 197V198H147ZM185 199H184V198ZM12 198V199H13ZM42 198H43V203L41 202V200H42ZM79 198V199H78ZM87 199V201H86V199ZM121 198H123V197H121ZM140 198L141 199V201L142 202H144V203H140V199L138 200V199ZM143 198V199H142ZM153 199L154 201L153 202H151V199ZM15 199V198H14ZM34 199H36V200H38L37 202H34ZM69 200V202L68 201H66V200ZM70 199H72V201L73 202H71V200ZM126 199V198H125ZM149 199V200H148ZM181 199H183L182 200V203L181 204H179L180 202V200ZM209 199H211V200H209ZM16 200V199H15ZM35 200V201H36ZM44 200L46 201V202H44ZM55 200H56V202H55ZM64 202H63V201ZM119 200H120V202H119ZM138 200V201H137ZM146 200V201H145ZM166 200H170L169 202H172V204H170L168 201L166 202ZM186 200H188V205H187V201ZM25 201H27L28 203V205L26 204V202ZM66 201V202H65ZM76 201V202H75ZM112 201V202H111ZM124 201H126L125 203H126V205L128 206V208H130L129 206H131V205H135L134 206V208H133V206H131V208H133V209H131L130 211L128 210V208L125 206V208H127L126 210H123V209H125V208H123L122 209V207H124V206H122V204H120V203H122V202ZM127 201H128V204L129 203H134V204H127ZM173 201H176V202H174V204H173ZM178 201V202H177ZM186 201V202H185ZM49 202H50V205L52 206V208H51V206L49 205ZM73 203V204H71V203ZM82 202V203H81ZM116 202V203H115ZM146 202V203H145ZM160 202V205L163 203L164 205H162V207L160 206V205H156L155 203H159ZM162 202V203H161ZM22 203H24V204H26V205H24V206H22ZM33 203V204H32ZM35 203V204H34ZM54 203V204H53ZM57 203H60V204H57ZM65 203V204H64ZM74 203H76V205L74 204ZM81 203V204H80ZM85 203V204H84ZM87 203H88V206H87ZM112 203V204H111ZM114 203H115V205H114ZM140 203V204H139ZM166 203V204H165ZM169 203V204H168ZM175 203L176 204H178V206L177 205H175ZM21 204V205H20ZM30 204H31V207H33V208H31L30 207ZM47 205L46 207L49 209V211H47L46 212V214H48L49 215V218H50V220H51V223H50V220L49 219H47L49 222V224L52 226H50L48 223V225H46V226H44L45 224H46V218L48 217V215H46L45 214V212H44V205ZM63 204H64V207H63ZM119 204V205H118ZM187 205L188 207H189V209L187 208L186 209V212L187 213H185V214H190V215H185L184 213H183V211L185 210V208H186V206L185 205ZM211 204L212 205H214V206H211ZM39 205L41 206V208L43 209V211H42V209L39 207ZM58 205V206H57ZM62 205V206H61ZM68 205H69V207H70V210H69V213L70 214H74V213H76L75 215H78V216H75V215H71V216H69V215H67V217L66 216H64V214L63 213H61L62 211H64V213L65 214H67L68 213V210H67V208L69 209V207H68ZM79 205V206H78ZM111 205H112V207H111ZM117 205V206H116ZM123 205H125L124 203H123ZM166 205H168L169 207H167ZM172 205V206H171ZM173 205H174V207H173ZM179 205H181V206H179ZM184 205V209H183V206ZM198 205H201V207H198ZM203 205V206H202ZM3 206V207H2ZM11 208H10V207ZM20 206H22L21 208H20ZM27 208H26V207ZM38 206V207H37ZM49 206V207H48ZM72 206V207H71ZM84 206V207H83ZM120 206H121V210H120ZM147 206V208H149L148 207V204L146 205ZM146 206H143V207H145L146 208ZM172 208H171V207ZM175 206H176V209L178 210H174L175 209ZM24 207V208H23ZM29 207V208H28ZM36 207V208H35ZM60 207H61V212L58 210V209H60ZM65 208V210H63V208ZM67 207V208H66ZM76 207V209L75 210H72V209H74V208ZM86 207V208H85ZM111 207V209H113V212L112 211H109L110 208ZM115 207L116 208H118L119 210H115ZM142 207V208H143ZM154 207H151L150 209L152 210ZM179 207V208H178ZM196 207H198L199 209V212L198 211H195V212H193L194 211V209L196 210ZM210 207H212L211 209H209ZM213 207H214V209H213ZM218 208L217 210H216V213H215V209L216 208ZM9 208V209H8ZM15 208V209H14ZM16 208H19V213H20V220L22 219V217H21V215L24 217V218H26V220H24V219H22V220H24V222L26 223V222H28L27 224H25L24 223V225H26L25 226V228H24V226H23V228H24V230L26 229L27 230V225L30 227L29 229H28V231L29 232H27L26 230L24 231L25 232V235H23L24 234V232L22 231L21 232V230L19 231V229L17 228V225L19 224V223H16L17 222V218L19 217L18 215V213H16L15 211H17L18 212V209H16ZM23 208V209H22ZM37 208H40L41 209V215H38V213H35V212H37V210H38V212H39V214H40V209H37ZM58 208V209H57ZM78 208V209H77ZM88 208H90L89 210H88ZM142 208H140V209H142ZM158 208H161V209H159L158 210ZM166 210H164V209ZM167 208H168V210H167ZM174 208V209H173ZM181 208V209H180ZM203 209V211L204 212H210V211H212V212H210L209 214L208 213H202L203 211H202V209ZM8 209V210H7ZM24 209H26V210H24ZM27 209H28V211H27ZM31 209V210H30ZM32 209L34 210V212L32 211ZM37 209V210H36ZM51 209H52V211L53 212H55V214L53 213V212H51ZM54 209V210H53ZM163 209V210H162ZM169 209L171 210V212L170 213H172V214H170V213H168L169 212ZM22 210H24V211H22ZM36 210V211H35ZM67 210V211H66ZM71 210L73 211V212H71ZM85 210H86V213H85ZM123 210V212H127V214L126 213H124L123 214V212H121ZM150 210V211H151ZM183 210V211H182ZM189 212H188V211ZM200 210H201V212H200ZM220 210H223L224 211V214H223V211H221L222 212V214L220 213V212H218V211H220ZM31 211V212H30ZM58 211H59V213L61 214V215H63V217H61V215L58 213ZM75 211H77V212H75ZM79 211V212H78ZM84 213H82V212ZM88 211H90V213L88 212ZM117 211H120L119 213L117 212ZM168 211V212H167ZM174 211H176L175 212V214H176V216H175V214H174ZM180 211V212H179ZM214 211V212H213ZM26 212H28L29 214H26ZM44 212V213H43ZM67 212V213H66ZM93 213V215H91L92 213ZM112 212V213H111ZM115 212V213H114ZM132 212H134V211H132ZM163 212H164V214H163ZM166 212H167V215H165L166 214ZM179 212V213H178ZM195 213V215L193 214V217H192V214L191 213ZM196 212H198L197 214H196ZM14 213V214H13ZM22 213V214H21ZM32 213V214H31ZM33 213H34V215H33ZM50 213H52V214H50ZM129 213V214H128ZM151 213H152V211H151ZM180 213H182V214H180ZM219 213L221 214V215H219ZM18 214V215H17ZM24 214V215H23ZM58 214V215H57ZM79 214H80V216H79ZM87 215L88 216V219H87V216L85 217V216H82V217H85V218H82L81 217V215ZM89 214V215H88ZM123 214V215H122ZM126 214V215H125ZM198 214H202V216L200 215V216H198ZM205 214H206V216L208 217V221L206 220V218H205V220L202 222V221H200V220H203V218L205 217ZM216 215L215 217L213 216V215ZM218 214V215H217ZM11 215H12V217H11ZM15 215L17 216V217H15ZM33 217H32V216ZM43 215H45L44 216V218H43ZM51 215V216H50ZM55 215V216H54ZM119 215V216H118ZM148 215H146V217L148 216ZM153 215V214H152ZM176 217V218H179V220L180 221H182V222H180V221H178V219H177V221L175 222L174 220H176V218L174 217V216ZM178 215H181V217L180 216H178ZM211 215V216H210ZM8 216H10V217H8ZM28 216V217H27ZM52 216H54L56 219H59L60 220V217H61V220H62V222H63V225L64 226H66L67 225V228L68 229H70V234H72V235H70L69 234V236L67 237V240H66V237H60V236H64L65 234H63L62 232V230H64V229H62L61 230V228H64L63 227V225L61 224V220L60 221H56L55 220V218H54V220L56 221V223L58 222V223H60V225H58V224H54V220H53V218H52ZM59 216V217H58ZM69 216V217H68ZM121 216H122V218H123V221H122V218H121ZM124 216H125V218H126V220L127 221H130L129 223H127V221H124L125 220V218H124ZM128 216H131L130 218H131V220H129V218H128ZM145 216V215H144ZM156 216H161V218L158 220V217H156ZM170 217V218H172L171 219V221L170 220H168V219H170V218H164V217ZM187 216V217H186ZM197 217V218H199V220H195L197 223H196V225H194L195 223H194V219H195V217ZM217 216H219V217H217ZM15 217V218H14ZM182 217H184V218H182ZM192 217V218H191ZM201 217H203L202 219H200ZM209 217L211 218L212 217V219L214 220V221H219L218 220V218L220 219V222H218V224L219 225H217L216 226V224H215V222H214V224H213V221H210V220H212V219H209ZM214 217V218H213ZM221 217V218H220ZM10 220H9V219ZM13 218V219H12ZM148 218V217H147ZM155 218H157L156 219V225H155V220H153V219H155ZM163 218V219H162ZM175 218V219H174ZM187 218H189V219H187ZM190 218H191V220H193V222L192 221H189L190 220ZM194 218V219H193ZM196 218V219H197ZM5 219V222L6 223H3V220ZM6 219H8V221L6 220ZM13 221H12V220ZM44 219V220H43ZM85 219L87 220V221H85ZM121 219V220H120ZM183 219V220H182ZM185 219V220H184ZM22 220L20 221V222H22ZM89 220V221H88ZM137 220V221H136ZM153 220V221H152ZM157 220H158V224H157ZM162 220V222H164V223H162V222H160ZM166 221V223H165V221ZM169 222H168V221ZM172 220H173V222H175V223H173L172 224ZM52 221H53V223H52ZM84 221H85V223H84ZM186 222V223H184V222ZM188 221V222H187ZM200 223H199V222ZM205 221L206 222H208V224L207 223H205ZM19 222V221H18ZM31 222V223H30ZM34 224H33V223ZM45 222V223H44ZM86 222H88V223H86ZM121 222H123V224L121 223ZM140 222H143V221H140ZM139 222V223H140ZM168 222V223H167ZM190 222H191V225H190ZM145 223V222H144ZM178 225H177V224ZM181 223V224H180ZM192 223H193V225H192ZM199 223V224H198ZM203 224L204 225V223H205V227H202L201 226V228H199L198 226H200V224ZM212 223V224H211ZM1 224V223H0ZM5 224V225H4ZM13 226H12V225ZM138 224V223H137ZM136 224V225H137ZM141 224V223H140ZM143 224V223H142ZM146 224V223H145ZM152 224H153V226H152ZM161 224V225H160ZM167 224V226H164V225H166ZM183 224V225H182ZM185 224H187L188 226H190V227H188L187 226V228L185 229V227H186V225ZM206 224H207V227H206ZM10 225H11V227H10ZM14 225H16L15 227H14ZM23 225V224H22ZM22 225H20V226H18V227H20V228H22L21 226ZM32 225V226H31ZM54 225H55V227H54ZM127 225H128V229L126 228L127 227ZM135 226V224H133V222H132V224H130V226H132V228H134L135 230H136V228L134 227ZM155 225V226H154ZM157 225L159 226L157 229L155 228V227H157ZM163 225V226H162ZM177 225V226H176ZM47 226H50L51 228H53V229H50V227H48L49 229H50V231L52 232H49V229H47V228H45V227H47ZM58 226H60V228H58V230L61 232V234H60V232L58 233L56 230H57V227ZM170 226H172V227H170ZM195 228V229H193V227ZM209 226H211L210 227V231H212L211 229H213V231L215 232V234H214V232L212 231L211 233L214 235H212L211 233H210V235H212V236H210L209 235ZM212 226H213V228H212ZM217 228H215V227ZM6 227H4V228H6ZM112 227H113V229H112ZM115 227V228H114ZM125 227V228H124ZM150 228V229H148V228ZM160 227H162L163 229H161ZM166 227V228H165ZM176 227V229H172V228H175ZM177 227H179V228H177ZM184 227V228H183ZM2 229V230H5V229ZM11 228V229H10ZM17 229V230H12V229ZM31 228H33L32 230H31ZM66 228V227H65ZM67 228L65 229V230H67ZM107 228V229H106ZM108 228H110V229H108ZM132 228L130 229V231L132 230ZM148 230H147V229ZM160 228V229H159ZM167 228H171L172 230H176V232H178V233H176V235L175 236H178V237H175V236H173L172 237V232H171V234L169 233V231H168V235L166 236V234H162L161 232H165L166 231V229ZM181 228H182V230H185V232L183 231L182 232V230H181ZM188 228H191V229H193L194 231L195 230H197L198 228V230L196 231L197 233H198V231H199V233H200V235H199V233L198 234H196V232L193 234V230H189ZM197 228V229H196ZM203 228V229H202ZM208 229L207 231H206V229ZM47 229V231H45ZM112 229V230H111ZM123 229V231H125V229H127L126 230V232L125 233H123V231L121 232V230ZM133 229V230H134ZM138 230L140 229L139 227L137 228ZM160 231H159V230ZM171 229H170V231H171ZM202 229V232H203V237H202V232H200V230ZM1 230V229H0ZM1 230V231H2ZM12 230V231H11ZM31 230V231H30ZM64 230V231H65ZM114 230V231H113ZM132 230V231H133ZM137 230V231H138ZM0 231V234L2 233L3 234V232H1ZM14 231V232H13ZM151 233H150V232ZM187 231H189V234H190V236L188 237V232ZM190 231H191V233L193 234H191L190 233ZM13 232V233H12ZM17 232V233H16ZM18 232H20V233H23L22 234V236H23V238L22 239H24V237H25V239L24 240H21V237H20V235H18L19 237H20V240H19V238H18V236H17V234H19ZM28 233V235H27V233ZM67 232H68V230L66 231V232H64V233H66L67 234ZM102 232H105V233H103L104 235H105V237L103 236V234H102ZM106 232L107 233H109L110 234V238H112V234H113V232H114V234H116L115 236L116 237H114L115 239H117V238H119L120 240V242L118 241V239H117V242H116V240H114V238H113V240L112 239H110V238H108L107 236L109 235V234H107V236H106ZM140 232V233H141ZM154 232H156V234H154ZM159 232V233H158ZM174 233H175V231H173ZM208 232V233H207ZM12 233V234H11ZM49 233V234H48ZM69 233V232H68ZM92 233H94V235L92 234ZM118 233H120V234H118ZM140 233H137V236H138V234H140ZM147 232H145V234H146ZM180 233V234H179ZM3 234V235H4ZM14 234V235H13ZM51 234V235H50ZM63 234V235H62ZM97 234V235H96ZM98 234H100V236H102V238H99L100 240H105V241H101V242H107V246H106V244H101L100 245V243L101 242H99V240H98V237H99V235ZM113 234V235H114ZM123 234V235H122ZM186 234H188V235H186ZM208 235V236H210V237H207V236H205V235ZM68 235V234H67ZM66 235V236H67ZM132 235H134V234H132ZM163 237H162V236ZM171 235V236H170ZM182 235V236H181ZM185 235V236H184ZM197 235V236H196ZM216 235V236H215ZM5 236H2V237H5ZM28 236V237H27ZM52 236H55V237H52ZM58 236V237H57ZM89 236V237H88ZM94 236H96L97 238H93ZM117 236H119V237H117ZM120 236H122V237H124V238H121ZM140 236V235H139ZM164 236H166V237H164ZM6 237V238H7ZM27 237V238H26ZM73 237V238H72ZM91 237L93 238V239H91ZM127 237V239H125ZM135 237V236H134ZM133 237V238H134ZM142 237V236H141ZM150 237V236H149ZM180 237H182V239L180 238ZM184 237H185V239H184ZM186 237H188V238H186ZM192 237V238H191ZM195 239H194V238ZM203 238V240H204V242H203V240L201 239V238ZM212 237H214V238H212ZM11 238H9V240L11 239ZM12 238V239H13ZM73 239V240H69V242H71L70 243V246H72L73 248H75L76 246H74V244H75V242H74V240H77L76 241V243H78V246L76 247L78 250H81L83 247V252H82V256L81 255H79L80 253H78V252H76L77 250H73L72 251V247H70V246H68L69 244H67L68 242V239ZM132 238V239H133ZM140 238V237H139ZM175 238V239H174ZM176 238H178V239H176ZM191 238V239H190ZM204 238H207V239H204ZM209 238H211V240L209 239ZM0 239H3V238H1L0 237ZM91 239V240H90ZM124 239V241H126V242H128V245H126V243H124V241L122 242V240ZM136 239H138V238H136ZM147 239H149V238H147ZM188 240V241H183V240ZM190 239V240H189ZM215 239L216 240V242H217V245H216V242H215V240H214V243H213V245H214V247H215V245H216V247H218L217 249H218V251L217 250H215L216 252H213L214 251V248H212L213 246H212V242H213V240ZM219 239V240H218ZM4 240V239H3ZM94 240V241H93ZM98 241L97 242V244H94V243H96L95 241ZM172 240H173V242H172ZM177 241V242H182V244L180 245L179 243H177V242H175V241ZM181 240V241H180ZM207 240V241H206ZM209 240V241H208ZM236 240V241H235ZM14 241H15V243H16V241H18L17 243H16V245H14ZM23 241V242H22ZM80 241V242H79ZM84 241L86 242L85 244H83V245H79L80 243L82 244V243H84ZM93 241V242H92ZM190 241V242H189ZM206 241V242H205ZM19 242H22V243H19ZM67 242V243H66ZM73 242H74V244H73ZM109 242V243H108ZM119 242V243H118ZM132 242V243H131ZM169 242V243H168ZM170 242H171V244H170ZM178 245H175V243ZM195 242V243H194ZM207 242H210V244L209 243H207ZM5 243V242H4ZM130 243V244H129ZM183 243H185V244H188V245H183ZM202 243V244H201ZM203 243H205V244H203ZM207 243V244H206ZM8 244V245H7ZM20 244H22V246L20 245ZM89 244V245H88ZM108 244H109V246H108ZM114 244V245H113ZM123 244V245H122ZM124 244H125V248L124 249H122V246H124ZM209 244V245H208ZM221 244V245H220ZM236 244V245H235ZM10 245V246H9ZM11 245H12V248H11ZM20 245V246H19ZM77 245V244H76ZM110 245L111 246H113L112 247V249H114V252H112L111 251V249H110ZM115 245H117V247L115 246ZM120 245V246H119ZM175 245V247H173ZM205 245V246H204ZM13 246H14V248H13ZM79 246H81L82 248L81 249H79L80 247ZM85 246H87V247H85ZM167 246V247H166ZM170 246H172V247H170ZM181 246V247H180ZM210 246H211V248H210ZM220 246V247H219ZM237 246V247H236ZM10 247V249H8ZM79 247V248H78ZM121 247V248H120ZM178 247V248H177ZM187 249H186V248ZM17 248V249H16ZM115 248H117V249H115ZM128 247H127V249H129ZM171 248H173V250L175 249H177L176 251L174 250V252L175 253H173V252H171ZM185 248V249H184ZM261 248V249H260ZM12 249V250H11ZM108 251H107V250ZM123 250V251H118V250ZM213 249V250H212ZM216 249V248H215ZM221 249V250H220ZM246 249V250H245ZM248 249V250H247ZM258 249H259V251H258ZM182 252V254H184V256L183 255H181V252ZM249 250H252V251H249ZM257 250V251H256ZM75 251V252H74ZM108 253H107V252ZM109 251H111L110 253L112 254V253H116L115 255H119V256H121V254H123L124 256H121V257H117V256H115L114 254H112V256L109 254ZM116 251V252H115ZM124 251H125V253H124ZM179 251V252H178ZM254 251H255V253H254ZM263 251V252H262ZM1 252V251H0ZM13 252V253H12ZM105 252H106V255L108 254V255H110L109 256V258H111V259H109L108 261H106L107 260V258H108V256H107V258L105 257V256H103V255H105ZM119 252V253H118ZM120 252H121V254H120ZM123 252V253H122ZM169 253L170 252V254H171V256H170V254H167V253ZM250 252H252V253H250ZM262 254L263 253V255H261L260 253ZM3 253H4V255L6 254V256H4L3 255ZM13 254V255H10V254ZM83 253H85V255L88 257V259L86 260V256L85 257H83L84 255H83ZM96 253H98V254H96ZM99 253H100V256H101V254H102V256H103V259L105 258L106 260H103V261H106V262H103L102 260H99V258L100 259H102V256L101 257H99L98 256V258H97V255H99ZM134 253V254H133ZM131 255H136V253L135 252H133ZM165 253L167 254V255H169L170 256V258H168V256H165ZM177 253V254H176ZM20 254H24V255H20ZM72 254H74V256L72 255ZM76 254H77V257H76ZM148 254V253H147ZM147 254H145L146 256H147ZM172 254H174V256H172ZM178 254H180L179 255V257H178ZM259 254V255H258ZM78 255H79V258L82 260V257L83 258H85L84 260H80L79 258H78ZM93 256V260H94V262H93V260H92V257L91 256ZM95 255V256H94ZM137 255H139V254H137ZM136 255V256H137ZM175 255H177V256H175ZM253 255H255V256H253ZM4 256V257H3ZM13 256H15L16 258H14ZM25 256V258H22V257H24ZM113 256H114V258H113ZM141 256H143V255H141ZM141 256L139 255V258L140 259H142L141 258ZM180 256H182V257H180ZM236 256H238V257H236ZM261 258H260V257ZM6 257H8V258H6ZM11 257H12V259H16V262H15V260H12L11 259ZM20 257V258H19ZM74 257V258H73ZM75 257H76V259H75ZM116 257V258H115ZM175 257L177 258L176 260H175ZM183 257H184V259H183ZM236 257V259H234ZM257 257V258H256ZM1 258H0V263H2L1 262ZM4 258V259H3ZM137 258V257H136ZM139 258H137V259H139ZM150 258V257H149ZM171 258H174V259H171ZM178 258H180V259H178ZM10 259H11V261H10ZM23 259H24V261H23ZM91 259V261H89V263H87V261L88 260H90ZM126 259V258H125ZM128 259V258H127ZM126 259V260H127ZM139 259V260H140ZM148 259V258H147ZM164 259V258H163ZM171 259V260H170ZM182 259V260H181ZM4 260V261H3ZM86 260V261H85ZM98 260V261H97ZM112 262H111V261ZM114 260V261H113ZM119 261V263H118V261ZM149 260H151V259H149ZM151 260V261H152ZM184 260V261H183ZM187 260V261H186ZM234 260V261H233ZM249 260V261H250ZM14 261V262H13ZM96 261V262H95ZM147 261V260H146ZM145 261V262H146ZM155 260H153L152 262H154ZM171 261H173V262H171ZM183 261V262H182ZM263 261V262H262ZM125 262V261H124ZM124 262H123V264H124ZM138 262V261H137ZM140 263H141V261H139ZM138 262V263H139ZM143 262V261H142ZM144 262V263H145ZM148 262H150V261H148ZM152 262H150L151 264H153ZM156 262V261H155ZM154 262V264H158V263H155ZM182 262V263H181ZM10 263V264H11ZM20 263V264H21ZM109 263V264H110ZM143 263V264H144ZM169 263V264H170ZM178 263V264H179ZM256 264V263H253V262H249V264ZM3 264V263H2ZM68 264V263H67ZM121 264V263H120ZM146 264H149V263H147L146 262ZM160 264V263H159ZM177 264V263H176ZM259 264V263H258Z\"/></svg>","mask_w":264,"mask_h":264},{"label":"rangeland","instance_id":"374dc122","mask_svg":"<svg viewBox=\"0 0 264 264\" xmlns=\"http://www.w3.org/2000/svg\"><path fill=\"white\" fill-rule=\"evenodd\" d=\"M5 1H6V0H5ZM30 1L33 2V4H32ZM35 1H36V0H35ZM35 1H33V0H28V3H27V0H23V1H22V0H14V2H13V0H11V1H10V0H7V1L4 3V1L1 0V3H0V6H1L3 3H4V4H3L2 6L5 5V8H3V7L1 6V8H2L3 10H2V9L0 10V11H1V12H0V17H2V16L4 15V16L2 17L3 19H1L2 21L0 20V21L2 22V23H0V27H1V28H0V31H3L5 34H7V36H6V35H3V34H0V50H1L0 53H3V55L0 54V55H1L0 58H2V56H3V57L5 56V58H3V60H2V59L0 60V63L3 61V63H2L3 65L0 64V74L2 73L3 69H5V71H4L5 73L2 74V76L0 75V77H1V78H0V81H1V82H0V93H1V91L4 92L5 94L8 93V92L11 93V94L8 93L9 95H11V96H10L11 98H10V97L3 98V97L0 96V97H1V98H0L1 101L4 100V99H5V101H7V99H8L7 102H9V103H7V102L4 103V101H3L1 104L4 103V105H5L6 107H7V106L11 107L12 105L10 106V103H11V104H15L14 101H13L14 103H13V102H10V100L12 101V99L15 100L14 97H15L16 95L14 96V94H13L15 90H16L15 93H17V91H18L19 93H22L23 95H24V94H27L26 92H30V91H32L33 88H34V85H37L39 82H41V81L43 80V79L41 78L42 80L40 79V81L37 82L38 80L36 81V79H39V78L42 77L43 75H42V76H39V78H38V77L36 78V76H38L37 73H40V72H37V73H36L37 75H36L35 73L32 74V70H30V68L32 69V66H33L35 63H36V64L39 63L38 66L41 67L40 70H44V71H41V73H43V72H45V70H47V72H45V73H47V76H46V74L44 73V74H45V75H44V78H47V79H46L47 81L44 79V81H46V83H47L48 80H49L48 78L50 77V74L54 76V74H55L56 72H59V71H60L61 75H59L60 73H59V74H56V75H57V79H58L60 76H61V77H64V76H63L64 73L67 74V76H65L64 78H62V79H61L62 81H61L60 79H58V80H60V87H59V86H56V87H59L60 90L55 91V90H56V87L54 86V87H55V88H54L53 86H51L50 89H51L52 92L54 93V97H52L53 93L51 94V98H50V95H49V97L46 96V95H48L47 93L49 92V91H47V90H49V89H46V88H49V87H47L46 85H48V84L45 83V86H46L45 89H46V91H45V93H44L43 90H45V89H44V87L42 86V84L44 85V83H43L44 81H43V82L41 83V85H38V87L41 86V88H43V89H41V88L39 87L40 90H42V93H44V96H42V94L40 95L41 98H39L40 96H39V97L37 96V98H39V99H36L35 96L33 95L34 92H33V94H32V95L34 96L33 99H32V98H30V99L27 98V100H25V102H23V101H24L23 99H21V101H20V98H26L27 96H30V95H26V97H24L25 95L22 96V94H21L22 97L19 95L20 98H19V99L16 98V99L18 100L19 103L16 102L15 107H13V106H14V105H13V106H12L13 108H11V109H14V108H18V109H19V107H20V108H24L25 106H26V108H24V110L21 109V112H20V110H17V109H16V110L19 111L20 113L16 112V113H15V114H16L15 116H20V114H21L22 117H19V121L22 122V123H23L22 120H24V119H30V118H31V120H32V117H34V118H35V116L38 117L37 119H39V121L34 122V118H33V122H34V123L31 122L32 124H34V126H33V125H30V126H29V125H28V126L26 125L25 127L23 126L24 128H22V130H20V128H21V126H22V123L20 124L21 126L19 127V125H18V121H16V126L18 125L17 127H19V129H18V128H16V129L13 128V129H12L13 131H12L11 129H9L10 127H7V125H6V124H7V123H6L7 120H6L5 124H2V123L5 121V120H4V119H5L4 116H6V119H8V120H9L8 122L10 123V119L12 120V117H13V116H11V115H13L14 113L11 112V111L5 113V111H6L8 108L3 112V110H4V106L0 104V107L2 106V108L0 109V111L3 109L2 112H0V113H1V114L4 113V115H2V116L0 117V122H2V123H1L2 126H0V130H2V132H0V133H1V134H0V137L3 138V140H6V139H7L8 141H6V142H8V143L11 142L10 140H13V144H15L16 148H15V146H11V147H13V148H11L9 144H7V145H6V143L1 144V142H0V147L2 148V150H3V148L8 149V150H14V148H15L17 151L22 152V151H23V148L26 149V146H29V144L31 143L30 141L33 139L34 142H35V143H34L33 140H32L34 146H35V144H36V146H38V147L35 146V147H34L35 149H39V147H42V148L44 147V148H43V149H44L43 151H45V150H47V148L49 147L48 151H50L51 153H53V155H55V154L57 155L55 158H53L54 156H52V157H51V160H50V158L46 157L48 160H50L49 162H51V161L56 162V161H58L59 158H63V157H64V159L66 158V163H68V164L71 165V166L68 167L70 170L67 168V171H68V172H65V173H64V171H63V173H64L65 175H67L68 177H70V175H80V172L83 173V171L85 170V169L83 168V166H85V167L88 166L87 163H90V165H91L92 160H94V159L96 160V159L98 158V159H100V160H96V161L94 160V162H92V165H91V166H98L97 163L99 164V162H101L100 165H103V164H104V165H105L104 168H105L106 170H104V169H100V170H99V169H98L97 172H96V170H95L94 173L96 172V175L94 176L93 174H91L90 177H89V175H88L86 178L83 177L84 180H82V184H83L84 182H87V181L96 182L95 185H93V186H96V189L99 190V191H98L99 194H101V193H100V187H99V186H100L101 182H102V184H103V182H104L105 184H107V185H105V184H103V185H105L104 188H106V190H108V194H107V193H104V191H106V190L103 191L102 188H101V192H103V193L105 194V196H106V194H107L106 202L109 200V198H110V200L113 201V200L115 199L114 197H115V194H116V193L113 192V191L115 190V187H113V186H116V185L118 184V182H116V181H118V178H121V176L123 177V179L126 178V177L124 178V176H126V174H125V173L121 174V173H120V172H121L120 169L123 168V167H125L123 170H127V169H128V171H127L126 173H127V174H128V172L130 173V172H131L130 170L133 168L132 166H135V165H136V162H134V161H137V156H136V155L139 154V151H137V150H139V147H138V149L136 150V149H135V145H133V146H134V149H135L136 151H134V149H133L132 151H134V153L131 152V147H130V145H131L132 142H130L128 138H126V137L123 136V134H124V133H123V129H124V128H123L122 125H121L123 122L120 123V124L116 122V123L118 124V128H117V124H116V125L114 124L115 122H113L114 125H112V124L110 123V122L112 121V120H110L112 116L110 117V114H109V117H107L108 115H107V113H106L107 111H108V113H109V112L112 113L111 108L109 109L110 106L107 108L108 104L112 106L113 103H115V102L117 101V98H120L121 96H123L122 98H124V96L126 97V95H124V94H126V92H127L128 90H126L125 87H123L124 84L122 83L121 80H118V78H119L118 76H119V75H117L118 78H116V81H115V80L113 81V79H115V78H113V79H112V82H113V83H114V82H118V83H119V81H121V82H120V83L122 84L121 87L124 88V89L122 88V89H123L122 93L124 92V90H126V92H125L123 95L121 94L120 97H117V96H116V95H117L116 92L119 93L120 88L116 87V85H115V88H118V90H115V89H114V90L111 92V94H113L114 96H116V97L114 98L113 95L110 94V90H111V89H110V87H109V84L111 83V81H110V83H108V80H107L106 78H107V77L110 78V74H112V73H110V72L112 71L113 68H115V67H114L115 65H114L113 67H111L112 69L110 68L109 72H108V69L106 70V68H109L110 64H112L113 62H112V63H109V66H108V67H107V63L105 64L106 66H104L103 64H104L105 62H103V63L99 62L101 65L99 66V63H98V66H99V67L97 66L98 69H97V68H96V69H95V68H92V67H95V66H96L97 63H94V62H96L98 59H97V60H94V59H93L94 55H93V56H89V57H92L91 60L93 59V63H90V67L92 68V70L94 69L93 71L95 72V74H96V72H97V74H99L100 72H105V73H108V74L110 73L109 76H107V74L101 73L100 75L103 74L104 77L101 76V78H100V77H98L99 75H97V76L95 77V78H97L96 81H100V80H98V79H102L101 82L104 80L105 83L102 82V85H103V86H101L102 88H105V87H106L104 90L107 91V90L109 89V90H108L109 93H108V91H107V93H104L103 90H102V88L99 86V88H101V90H102V91H101V90H98V91L100 92V94H99V92H97L98 95H100V98H99V99L101 100V98H103V97H106V98H107V95L110 96V97L112 96V97H111V99H110V100H111L110 102H109V100H108V98H110V97H108L107 99H106V98H103V99H106V100L108 101V103H106L107 106H106V105H103V103L101 104V102L103 101V99L101 100V102L97 103V104H98L97 107H99L100 104L103 105L104 107L106 106L105 108H103L102 106H100L99 108H101L102 110L105 109V110H104L105 113L103 112V113H104L103 115H104L106 118H110V119H109L110 122H109V120H107V119H106V120H107V122H106V121H104L105 119L103 120V117H104V116H101V117H102L101 120H103L104 123L106 122V123H105L106 126L103 127V129H102V128H100V127H102V126L104 125V123H103L102 121H100V119H97L98 116H97V117H96V116L93 117L94 114L98 111V109L96 108V104H95V103H96L99 99L97 98V100H95L96 98L92 97V96L95 95V94H94V95L92 94V92H94V91L91 92V95H92V96L90 95L91 97H89V96H87V97L92 98V99L94 98L93 100H94L95 102H94L92 99H89V98L87 99V98L85 97L86 95L83 96V98H86V99L88 100L87 102H89V103H87V105L90 104L91 101H92V102H91L92 105H91L90 107H93L94 104H95V108H92L91 110L89 109L90 112L88 111V114H89V117H91L92 120H93V118H95V119H94V123H93V125H94V126L97 125V126H96V128H95V127H93V128L98 129V130H99V128H100L101 131H102L103 133H100V131H99L98 133H99V134H102V135H105V136L100 137L99 134H97V132H96V134L99 136V139H98V138H97L98 136H97L94 132L91 133L90 131H88V132H90L92 135H91L90 133H89L88 135H89V137H90L92 140H98V141H96V144H97V142L100 143V144H97L96 146H99V147H101V146L104 145V144L102 145V143H101V141L103 142V139L105 140L104 143H105V142H106V143L108 142L107 144L104 145V147H105L106 145L109 146L111 143H113V142H115V141L117 142V140L120 139L122 136H123V137H122L123 140H124V138H125V139H128V140H124V142H125V141H129V142H130L128 145H127V142H125V146H124V144H123L124 142H123V143L121 142L122 144H120V145H121L122 147L124 146V147H123L124 149H127V148H125V147H129V148H130V154L132 155V157H134V158H133V162H134V163L131 161V160H132L131 158H130V159L128 160V162H127V159H126V158H129V157H126V153L128 154V152H129V148H128V150H124V149H122V147H121L120 145H119V148H118V144H117L118 142H117V143L115 142V144H114L115 146L111 145V147H113V149L115 148V149L117 150V148H118L117 151L120 152V153H118V155H116V154H117V153H116V154H114L113 156H112V154H111V152H112V150H113L112 148L110 149V150H111V151H110L111 156H109V150H106L108 147H107L106 149H105L104 147H101L100 150H98L99 148H98V147H97L98 149L95 148V147H94L95 144L93 145V143H92V146H91L92 148H87L89 145H91V144H89V142H90V143L92 142V140H90V138L88 137V135L85 136V137L87 138V140H88L89 142H87V141L84 142V143H86V144H85V145H86L85 147H84V146H81V145L84 144V143H82V141L80 140V139H82L81 137L84 136L83 132L81 131V128H82V127H83V128L85 127V126H84V125H85L84 122H87V120H86L87 117L85 116V117H86V119H85L86 121H85V120L83 121V120H82L83 118L80 117V116H81L80 114H82V113L78 114V113H79V112H77L78 110H77L76 112L73 111V110H75L76 108L79 109L80 104L83 103V101L80 102L78 105L76 104L78 101L75 103V105H74V103H73L74 101H76V100L78 99V98H76V97H78V96H77L76 94H74V96L76 95V97H74L73 94H72V92H75V91H73V90H74V88H76L75 84L77 83V81H76V79H75V78H77V76H75V73L73 74L72 72H73V71L75 72V69H76V67L79 65V63L75 62V63H77V64H76L77 66L75 67V69H73L71 66L74 67L75 65H73L74 62L72 63L71 60L74 59L73 57H74L75 55H77L78 52H79L78 55H80L81 52H82L81 55L83 54V51H82L81 49L85 46V43H86V42L84 41V44H82L83 42H81V44L83 45V47H82L81 49L78 48V49H77L78 51L76 52V50L74 49V48H75L74 46H73V49H72V45H68V46L66 45V46H65L64 44H62V45H63V46H62V45L60 44V45L62 46V47H60V46L58 45V44L61 42V41H60V40H61V39H60V36L58 37L60 40H58V38L56 39L57 34H59V33H57V30L60 29V33H62V31H61V30H63L62 27L65 28V27L68 26V25L65 26V25H64V22L69 23L70 21H72V20H70V18H72L71 16L74 17V15H70V14H68V13H66V15H65V12H67V10H69L68 8H69L70 4L74 3L73 1H76V0H67V2H68V1L70 2V1H71V3H69V2L67 3L66 0H54V1H53V0H49V2H48V0H47V2L45 3V0H42V3L44 2L43 5H39V4H40L39 1H41V0H37L36 2H35ZM207 1H208V0H207ZM229 1H230V0H229ZM233 1L236 2V3L238 2V1H235V0H233ZM240 1H241V0H240ZM243 1H244V0H243ZM243 1H241V2L243 3ZM2 2H3V3H2ZM25 2H26V3H25ZM37 2H38V4H37ZM50 2H52V3H54V4H50ZM210 2H211V1H210ZM210 2L208 1V3H210ZM220 2H221V1H220ZM222 2H224V1L222 0ZM226 2H227V1H226ZM241 2H240V3L238 2V3L241 4ZM29 3H30V4H29ZM212 3H213V2H211V4H212ZM230 3H231V2H230ZM232 3H233V2H232ZM236 3H233V4H236ZM9 4H11V5L9 6ZM18 4H20V6H19ZM21 4H22V6H24V7H22ZM25 4H26V5H25ZM31 4H32V5H31ZM47 4H48V5H47ZM65 4H66V5H65ZM67 4H68V5H67ZM213 4H214V3H213ZM233 4H231V5H233ZM35 5H38V6H35ZM44 5H46V7H45ZM49 5H50V6H49ZM73 5H75V3H74ZM76 5H77V4H76ZM209 5H210V4H209ZM214 5H215V4H214ZM214 5H213V6H214ZM220 5H221V4H220ZM220 5H219V6H220ZM263 5H264V4H263ZM16 6H19L20 8L22 7V8L24 9V10H23L24 12H26L27 9H28L29 7L32 8V10H31L30 12L27 11V12H28V14H27V12L24 13V12L22 11V8H21V10H20V8L17 7L18 10H20V13H21V15H22V16H21V15H19L20 13L18 14L19 11H18L17 9L15 10ZM27 6H28V8H27ZM31 6H32V7H31ZM33 6H34V7H33ZM39 6H40V9H41V7H42V9H43V10L41 9L42 12L40 11ZM43 6H44V8H43ZM51 6H52V7L54 6L53 8H57L58 10L56 9V11H55V9L51 8ZM67 6H68V7H67ZM233 6H234V5H233ZM236 6H238V5H236ZM236 6H235V7H236ZM240 6H241V5H240ZM242 6H244V5H242ZM6 7H7V8H6ZM25 7H26L27 9H26ZM71 7H72V6H70V11H69V12L72 14V11H73V10L71 11ZM76 7H77V6H76ZM216 7H217V6H216ZM216 7H215V8H216ZM222 7H223V6H222ZM222 7H218V9L220 8V10H221ZM8 8H9V9H8ZM30 8H29V9H30ZM35 8H37V10L40 11L41 13L38 12ZM66 8H67V9H66ZM226 8H227V6H226ZM226 8H225V10H227ZM232 8H233V7H232ZM242 8H243V7H242ZM13 9H14V11H13ZM34 9H35V10H34ZM46 9L49 10V11L47 12ZM51 9H52V10H51ZM73 9H74V8H73ZM216 9H217V8H216ZM216 9H215V10H216ZM223 9H224V8H223ZM223 9H222V11H223ZM229 9H230V8H229ZM263 9H264V8H263ZM263 9H262V10H263ZM10 10H11V13H12V11H13L14 13L17 11V14L21 17V19L19 18V16L17 17V15H15L16 13H15V14L12 13L13 15L10 13V15H9L8 13H9ZM50 10H51V12H50ZM65 10H66V11H65ZM74 10L76 11V9H74ZM210 10H211V9H210ZM220 10H217V11H220ZM236 10H237V8H236ZM236 10H235L234 12H229L230 10H229L228 12H224V11H223V12L225 13V14H224V15H225V18H224V15L221 14V15H223V18H224V19H223V18H222V19L219 18V20L217 19V15H216V17H213V16H214L216 13L219 14L220 12H211V14L213 13V16L211 15L212 17L210 18V21H213V22H212V23L210 22V24H215V26L209 24V20H208V17H207V22H208V24H206V25H207V26H208V25L210 26V27L208 26L209 28H208V27H207V28H208V29H212V28H213L212 31L210 30V33L208 32L209 30H207V29L205 28L206 26H203V27L206 29V31H207L206 35L209 36V37H210V35H211V37H212V34H214V32H215V27H216V29H217V30H216V32H217L216 34H218V35H222V39H223V35L225 36V35H227V33H228V35H229V33H230V35H233V37L231 36L233 39H232V38H231V40L229 39L230 42H227V41H226V42H222V40H220L222 43L219 44V43H218V42H220L219 39L217 40L218 42L215 40L216 43H218L220 46L217 45V44L214 42L213 38L210 39V38H207V36H206V39H203V41L206 40V43H205V44H206L207 49H206V47H205V44H203L204 47H205L204 50H206V51H204V50L202 49L203 51H201V52H203V55H205V56H203V57H205V58L207 57V58H206V59H205V58L203 59V57H202V61H203V63H202V61H200V62H201V65H202L203 69H204V68H205V70L207 69V71H205V72H206V73L209 72L208 80H212V78H213L212 76L216 75V76H214V78H213V79H214L213 82H216V83H217L216 85H219L218 83L221 84V87H219L220 90H221V91H220V92H221V95H222V93L224 94L225 91H222V90H225V85L228 83V80H227L228 78H227V77H226L227 79H226V78L224 79V80H227V82H226V81L223 82V81H224V80H223L224 76L228 75V77H229V75H232L233 72H235L237 69L239 70V67H238V66L243 65V64H242L243 62H242V63L240 62V61H242L240 58H241V57L243 58L244 56H241V55H246V54H247L246 57L251 58L250 56H248L249 52L254 53L255 51H257V52H260V54L264 52V16H263V15H264V11H262V10L260 9V11L263 12V15L260 14V16L257 15V13H256L257 17L259 16V18H260V17H261V19L263 18V20H259L258 18L254 19V16H253V15H255V12H253V10H251V11L253 12V13L251 12V14L249 13L248 10H247V12H245L246 14L249 13L247 16L252 15V17L250 16L249 18L246 16V14H244L245 16L243 15V12H244V11H243L242 14H241L240 12H236ZM2 11H3V12L5 11V13L7 12V14L9 15V16L7 15V17L10 18L9 20H11V19H13V18L15 17V18H17L16 20H17V22H18V21H19L18 18L20 19V21H21V26H23V30H22L21 27H20V22H19V29H20V31L22 30V32H20V33H21V36H20V37L23 36V38H24V37H25V34H26L25 32H27V29H28V32H27L26 35H28V33H30V32L32 31L33 26H35V25L38 24L37 26H40L42 30L40 29L41 31H40V32H37L38 27L36 26L37 29H36V27H34V28H35V29H34L35 31L33 30V34H34V32H36V34L33 35V34L31 33V35H32L31 37H35V38H28V39H29V42H31L33 39H35L36 41L34 42V40H33V41L31 42V45H29L28 41H24V42H23V40H26V39H23V38H21V39H23V40L19 39L20 37H18V36L20 35V33H18V35H17V33H14V31H12L13 29L15 30V29L17 28V27H16V26H17L16 24H15V26H14V27H16V28L12 27V26L14 25L15 22H13V25H12L11 22H10V24H11L10 27H11V28H10V27H7V25L3 24V23H7V22H6L7 19H6V15H5ZM53 11H54V12H53ZM241 11H242V9H241ZM254 11H255V10H254ZM256 11H257V10H256ZM49 12H50V13H49ZM1 13H3V14H1ZM35 13H36V14H35ZM52 13H54V14H53L54 17H53V16H50V14H52ZM58 13H59V14H58ZM62 13H63V14H62ZM73 13H74V12H73ZM206 13H207V12H206ZM209 13H210V12H209ZM209 13L207 14L208 16L210 15ZM214 13H215V14H214ZM26 14H27V15H26ZM39 14H42V15L40 16ZM60 14L62 15V20H64V21L61 20V21H60L61 23L59 22V20H60L59 17L61 18V15H60ZM1 15H2V16H1ZM29 15H31V16H29ZM35 15H36V16H35ZM38 15H39V17H38ZM57 15H59L58 18L56 17ZM63 15H65V17H66L67 15H69V16L66 17L67 19H64V16H63ZM207 15H206V16H207ZM219 15H220V14H219ZM229 15H230V16H229ZM241 15H243V17H242ZM10 16H12L13 18L10 17ZM24 16H25V17H24ZM46 16L48 17L47 20H46V18H47ZM77 16H78V15H77ZM204 16H205V14H204ZM233 16L236 17V18H234ZM33 17L36 18V19H35V21L37 20L36 23L39 21L37 24H34V18H33ZM37 17H38V18H37ZM42 17H43V18H42ZM50 17H52V19H51ZM220 17H221V16H220ZM226 17H227V18H226ZM245 17H247V18H245ZM25 18L27 19V21L25 20ZM55 18H56V19H55ZM214 18H215V19H214ZM252 18H253V20H252ZM4 19H5V21H4ZM28 19H30V20H28ZM31 19H32L33 23H32V21H31ZM58 19H59V20H58ZM73 19H74V18H73ZM211 19H212V20H211ZM250 19H251V20H250ZM257 19H258L259 21H257ZM13 20H14V19H13ZM53 20H54V21H53ZM57 20H58V22H57ZM223 20H224V21H223ZM247 20H248V22H247ZM11 21H12V20H11ZM29 21H30V22H29ZM44 21H46V22H44ZM68 21H69V22H68ZM202 21H203V20H202ZM205 21H206V20H205ZM230 21H232V22H230ZM41 22H42V23H41ZM51 22H52V23L54 22V23L52 24ZM56 22H57L58 24H59V23H60V24L57 26V25L55 24ZM175 22H176V21H175ZM175 22H174V23H175ZM215 22L217 23V25H216ZM219 22H220V23H219ZM30 23H31V24H30ZM44 23H45V25H44ZM46 23H48V24H46ZM49 23L51 24V29H50V30H52V31L49 30V28H50V27H49V26H50ZM67 23H66V24H67ZM77 23H78V22H77ZM172 23H173V22H171L169 25H172ZM174 23H173V24H174ZM205 23H206V22H205ZM226 23H227V25H226ZM245 23H246V24H245ZM255 23H256L257 25H256ZM261 23H262V24H261ZM2 24H3V26H1ZM8 24H9V21H8ZM27 24L30 25L28 28L25 27V25L28 26ZM61 24H62V25H61ZM71 24H72V23H71ZM183 24H185V23H183ZM218 24H219V25H218ZM247 24H248V25H247ZM47 25H49V26H48L49 28H47ZM53 25H55V27L52 28ZM60 25H61V26H60ZM63 25H64L65 27H64ZM69 25H70V24H69ZM176 25H177V24H176ZM223 25H224V26H223ZM254 25H255V26H254ZM258 25H259V26H258ZM43 26H44V28H43ZM45 26H46V28H45ZM59 26H60L61 28H60ZM75 26H76V24H75L73 27L75 28ZM174 26H175V25H174ZM177 26L182 27L181 25H177ZM212 26H213V27H212ZM241 26H242V27H241ZM250 26L252 27V29H251ZM256 26H257V27H256ZM5 27H7V28H6L7 31L4 29ZM40 27H39V28H40ZM70 27H72V25H70ZM73 27H72V28H73ZM200 27H201V24H200ZM227 27H228V28H227ZM238 27H239V29H238ZM8 28H9V30H8ZM25 28H27V29L24 30ZM30 28H31V29H30ZM54 28H55V29L58 28V29L54 30ZM120 28H121V27H120ZM168 28H169V27H168ZM172 28H173V26L171 27V31H172V33H171V31H169L170 34H173V29H172ZM246 28H247V29H246ZM248 28H249V29H248ZM69 29H70V28H69ZM118 29H119V28H118ZM118 29H117V30H118ZM179 29H180V28H179ZM181 29H182V28H181ZM181 29H180V30H181ZM242 29H243V30H242ZM29 30H31V31L29 32ZM44 30H46L48 33H49V32L52 33L53 37L49 38V37L52 36V35H50V36L47 35L48 33H46V31H44ZM64 30H65V32H66V31L68 30V27H67V30H66V29H64ZM64 30H63V31H64ZM72 30H73V29H72ZM164 30H165L166 33H167L168 30H170V29H167V28H166V29H164ZM180 30H179V31H180ZM202 30H203V29H202ZM219 30H220V31H219ZM237 30H238V31H237ZM5 31H6V32H5ZM8 31H9V33H11L12 35L9 34ZM10 31H11V32H10ZM15 31H16V30H15ZM17 31H18V30H17ZM54 31H55V32H54ZM58 31H59V30H58ZM69 31H70V30H69ZM175 31H176V29H175ZM175 31H174V32H175ZM182 31H183V30H182ZM204 31H205V30H204ZM204 31H203V33H205ZM213 31H214V32H213ZM225 31H226V32H225ZM251 31H253V33H252ZM3 32H2V33H3ZM18 32H19V31H18ZM42 32H43L44 36H45V35H47V36H45V37L42 36V35H43ZM71 32H72L71 34H73L74 31H71ZM119 32H120V29H119ZM119 32H118V33H119ZM224 32H225V33H224ZM236 32H237V33H236ZM238 32H240V33H238ZM242 32H244L245 34L242 33ZM0 33H1V32H0ZM13 33H14V34H13ZM39 33H40V34H39ZM45 33H46V34H45ZM50 33H49V34H50ZM56 33H57V34H56ZM166 33H164V34H166ZM177 33H178V32H177ZM179 33H180V32H179ZM179 33H178V34H179ZM208 33H209L210 35H208ZM251 33H252V34H251ZM23 34H24V35H23ZM54 34H55V35H54ZM66 34H69V33H65V35H66ZM71 34H70V35H71ZM167 34H169V33H167ZM170 34H169V35H170ZM180 34H182V35H186V33H183V32H181ZM8 35H11V36H9V38H8ZM13 35H14V36H13ZM36 35H37V36H36ZM39 35H40V36H39ZM61 35H62V34H61ZM173 35L175 36V35H177V34L174 33ZM173 35H172V36L170 35L172 38H171L170 36H168V37H170L171 39H173V37H174ZM202 35H203V34H202ZM218 35H217V36H218ZM238 35H239V36H238ZM67 36H68V35H67ZM71 36H72V35H71ZM71 36H70V37H71ZM215 36H216V35H215ZM215 36H214V37H215ZM241 36H242V37H241ZM249 36H250V38H251L252 40H251V39L249 40V38H247V37H249ZM1 37H2V38H1ZM4 37H5V38H4ZM11 37H12V38H11ZM14 37H15V38H14ZM17 37H18V38H17ZM27 37H29V36H26V38H27ZM38 37H41V38H40V41H41V40L44 41V39H45L44 42H46V43H49L48 38H49L50 40H52V39L54 38V40H53L54 43H56V40H58L59 42H57L58 44L56 43L57 45L55 46V44L52 43L53 41H51V45H50V44L47 45V48L50 49V50L44 48V50L46 49V52H47V53H46L45 51L42 50V49H43V48H42V47H43L42 45H46V44H43L42 42H40ZM203 37L205 38V36H203ZM219 37H220V36H219ZM225 37H226V36H225ZM10 38H11V39L14 38L12 41H14L15 43L17 42L16 45H19V44H20V46H18V47H22V46H21L22 43H23V46H24L25 48H26V45H28V47H29V46H30V47L32 46V47H31V49H28L27 52H26L25 48L22 47V48H24V51H25L23 54H21L22 51H21V53H18V52L20 51V49H19L18 52L14 53V52H15L14 50H16L18 47L15 48V49L12 48V46H11V42H12V41H11V40L9 41ZM16 38H17V39H16ZM37 38H38V40H37ZM63 38H64V33H63ZM170 38H169V40H170ZM178 38L181 39V38H183V37H178ZM5 39H6V40L8 39L7 41H8L10 44H9V43H4V42L6 41ZM28 39H27V40H28ZM65 39H66V38H65ZM65 39H63V41H65ZM68 39H69V38H68ZM73 39H75V38H74V35H73ZM183 39H184V38H183ZM183 39H181V40L183 41ZM235 39H236V40H235ZM254 39H255V41H254ZM19 40H20V41H19ZM46 40H47L48 42H47ZM120 40H125V39H122V38H121ZM127 40H128V39H127ZM129 40H130V39H129ZM164 40H165V39H164ZM169 40H168V43L170 42ZM173 40H174V39H173ZM210 40H211V41H210ZM223 40H224V39H223ZM227 40H228V39H227ZM232 40H233V41H232ZM7 41H6V42H7ZM71 41H73V40H71ZM75 41H76V40H75ZM86 41H89V40L87 39ZM90 41H91V40H90ZM176 41H177V42H176ZM179 41H180V40H178L177 38H175L174 43L176 42V44H177V43H179ZM201 41H202V40H201ZM231 41H232L233 43H232ZM242 41H243V42H242ZM19 42H21V43H19ZM26 42H27V44H25ZM65 42H66V41H65ZM68 42H69V40H68ZM68 42H67V43H68ZM76 42H77V41H76ZM76 42L73 41L72 44H73V43H76ZM120 42H121V41H120ZM127 42H128V41H127ZM127 42H126V43H127ZM130 42H131V40H130ZM166 42H167V40H166ZM208 42H209V43H212V44H209ZM252 42H253V43H252ZM256 42H257V44H256ZM32 43H35L36 45H35V44L32 45ZM38 43H39V44H38ZM40 43H42V45H41ZM61 43H63V42H61ZM67 43H66V44H67ZM78 43H79V45H77V44H73V45H75V46H76V45H77V46H80V42H79V41H78ZM87 43H89V44L91 45L90 42H87ZM87 43H86V44H87ZM92 43H93V41H92ZM104 43H105V42H104ZM117 43H118V42H117ZM117 43H116V46L118 47V44L120 45L122 42H121V43H118V44H117ZM126 43L124 42V44H122L124 47H123V46H121V47H123L122 49H124L126 46L129 47V46L131 45V46H130L131 49L129 48L130 51H128V50H129L128 47H126V50H124L125 55L129 53V54H128V57L126 56V58H125L126 60H127V58H128L127 61H129V59H133V57L131 56L130 53H131V50H133L134 46H136V45H134V44H128V45H126ZM185 43H186V41H185ZM226 43H227V46H228V47L226 46ZM241 43H242V44H241ZM244 43H245V44H244ZM249 43H250V44H249ZM251 43H252V44H251ZM5 44H6V47L10 45V46H11L10 49H13L14 52L11 50L12 53H10V49H9V47L6 48V47H5ZM7 44H8V45H7ZM53 44H54V48H52ZM68 44H71V42L68 43ZM93 44H94V43H93ZM100 44H102V46H103V43H100ZM159 44H160V43H159ZM164 44H165V42L163 43V45H164ZM176 44H175V46H176ZM181 44H182V43H181V41H180V45H181ZM183 44H184V41H183ZM192 44H193V43H191L190 45H189V44H185L184 46H187L186 49H188V51H187L186 49H184V47H183V50H186V51L189 53V50H190V49H191V50L194 49V48L191 46ZM199 44H200V43H199ZM201 44H202V43H201ZM37 45H38L39 48L37 47ZM90 45H88V46H90ZM97 45H98V44H97ZM97 45H96V47H97ZM104 45H105V44H104ZM132 45H133V47H132ZM163 45H162V46H163ZM171 45H172V47H171ZM197 45H198V44H197ZM203 45H201V47H203ZM241 45H242V46H241ZM244 45H245V46H244ZM247 45H248V46H247ZM251 45H252V47H251ZM253 45H254V46H253ZM255 45H256V46H255ZM48 46H51V47L49 48ZM107 46H109V45H107ZM107 46H106V47H107ZM113 46H115V45H113ZM156 46H157V45H156ZM164 46H166V44H165ZM164 46H163L162 48H164ZM168 46H169V48L165 47V49H168V50H169L170 48H172V50H173V46H174V45L172 44V42L169 43ZM175 46H174V48H175ZM182 46H183V45H182ZM188 46H189V47H188ZM190 46H191V47H190ZM195 46H196V45H195ZM232 46H233V47H232ZM15 47H16V46H15ZM28 47H27V48H28ZM45 47H46V46H45ZM91 47H92V46H90V48H91ZM98 47H100V46H98ZM104 47H105V46H104ZM104 47H102V49H103ZM111 47H112V45H111ZM111 47H110V49H107V50H109V51L112 50ZM136 47H138V46H136ZM157 47H158V46H157ZM177 47H180V46L177 45ZM177 47H176V48H177ZM222 47H224V48H222ZM241 47H242V48H241ZM244 47H245V48H244ZM254 47H255V48H254ZM22 48H21V49H22ZM27 48H26V49H27ZM70 48L72 49L71 51H70ZM84 48H85V47H84ZM84 48H83V49H84ZM107 48H108V47H107ZM176 48H175V49H176ZM189 48H190V49H189ZM192 48H193V49H192ZM196 48H198V46H197ZM196 48H195V49H196ZM217 48H218V49H217ZM228 48H229V49H228ZM252 48H253V49H252ZM88 49H89V48H88ZM88 49H85V50L87 51ZM93 49H96V48H93ZM118 49L120 50V47H119ZM122 49H121V50H122ZM127 49H128V50H127ZM135 49H136V51H137V49H140V51H141V48H134V51H133V53H132V55L134 56V60H133V61L136 60V56H137V58L140 59V55H141V54H140V55L138 56L137 54H139V53H137V52L135 53ZM160 49H161V48H160ZM175 49H174L173 52H172V51H171V52L169 51V53H168V52H167V53L170 54V55H171V53H172V55H173V54L175 55L174 52H177V53L180 52L178 56H179V57L181 56V59L184 58V55H180V54L185 53V51H184V52L182 51V53H181V50H182L181 48H177L176 51H175ZM216 49L218 50V53H217V50H216ZM249 49L252 50V51H250ZM3 50H4L5 52H4ZM68 50H69V53L67 52ZM79 50H81V51H79ZM85 50H84V51H85ZM116 50H117V49H116ZM121 50H120V52H123V50H122V51H121ZM161 50L163 51L164 49H161ZM168 50H167V51H168ZM170 50H171V49H170ZM179 50H180V51H179ZM191 50H190V52H191ZM200 50H201V49H200ZM241 50H242V51H241ZM254 50H255V51H254ZM16 51H17V50H16ZM42 51H43V52H42ZM72 51H74V52H73V56H72ZM88 51H89V50H88ZM88 51H87V52H88ZM90 51H92V50H90ZM94 51H95V50H93V52H94ZM102 51H103V50H101V52H102ZM104 51H105V50H104ZM104 51L102 52L103 54H102V53H99V55L101 56V54H102L101 57H104V59H105V55H106V53L104 54ZM113 51H115V50H113ZM117 51H118V50H117ZM117 51H116V53H113V52H111V53L114 54V56H115V54H117ZM126 51H127L128 53H127ZM147 51H148V50H147ZM195 51H198V50H195ZM195 51H194V53H195ZM214 51H215V53H214ZM226 51H227V52H226ZM235 51H237V52H235ZM253 51H254V52H253ZM44 52H45V53H44ZM70 52H71V53H70ZM75 52H76V54H75ZM87 52H86V54H87V56H88V53H87ZM93 52H92V53L90 52V55L94 54ZM106 52H107V51H106ZM138 52H139V50H138ZM192 52H193V51H192ZM205 52H206V53H205ZM221 52H222V53H221ZM225 52H226V53H225ZM247 52H248V53H247ZM17 53H18V54H17ZM31 53H32V54H31ZM34 53H35V54H34ZM39 53H40V54H39ZM84 53H85V52H84ZM97 53H98V51H97L95 54H97ZM140 53H141V52H140ZM177 53H176V55H177ZM188 53H187V54H188ZM198 53L200 54V52H198ZM204 53H205V54H204ZM252 53H251V54H252ZM19 54H20L21 56H20ZM36 54H37V56H36ZM109 54H110V52H109ZM118 54H119V57H120V55H121V56L124 55L123 53H121V54L118 53ZM118 54H117V55H118ZM122 54H123V55H122ZM135 54H136V56H135ZM151 54H152V51H151ZM156 54H157V52H156ZM168 54H166V55H167L166 58L168 59V61H167L166 58H165V59H166L165 61L163 60L164 63L167 62L168 64H167V63H166V64L163 63V64L165 65V66L163 65V66H164L163 68L167 67L168 65L170 66V63H171V64L173 63V64L176 66L177 63H178L177 61L181 60V59H178V60H177V56H176V55H175V57L171 55V57L169 56V58H168ZM185 54H186V53H185ZM187 54H186V56H187ZM214 54H216V55L218 54V55H219V59H218V55L216 56V55H214ZM236 54H237V55H236ZM239 54H241V55H239ZM255 54H256V52H255ZM255 54H253V55H255ZM263 54H264V53H263ZM263 54H262V56H263ZM13 55H14V56L16 55L17 59L12 58V57H14ZM17 55H18V56H17ZM29 55H30V56H29ZM42 55H45V57L43 56V58H41ZM78 55H77V56H78ZM84 55H85V54H84ZM99 55H96V56H99ZM107 55H108V54H107ZM129 55H130L132 58H129ZM211 55H212V56H215V57L213 58ZM235 55H236L237 58L235 57ZM256 55H257V54H256ZM256 55H255V56H256ZM258 55H259V54H258ZM10 56H11V57H10ZM26 56H27V57H26ZM111 56H112V55H111ZM147 56H148V52H147ZM150 56H151V55H150ZM186 56H185V57H186ZM188 56H189V55H188ZM188 56H187V57H188ZM190 56H191V55H190ZM199 56H200V55H199ZM201 56H202V55H201ZM221 56H222L223 58H222ZM231 56H234V57H231ZM260 56H261V55H260ZM21 57H22V58H21ZM32 57H33V58L35 57V58H37V59L34 58V59H35V60H34ZM79 57H80V56H79ZM83 57H85V56H83ZM83 57H81V58L84 59ZM101 57H100V59H101ZM108 57H110V56H108ZM119 57H118V58H119ZM124 57H125V56H124ZM141 57H143V56H141ZM144 57H145V59H148V58H149V57H146V56H145V53H144ZM172 57H173V58H172ZM263 57H264V56H263ZM29 58H30L31 60H33V61H31ZM38 58H40L41 60H39ZM96 58H98V57H96ZM106 58H107V57H106ZM111 58H113V57H111ZM118 58H116L115 60H117ZM121 58H123V57H121ZM175 58H176V59H175ZM190 58H191V57H190ZM212 58H213V59H212ZM216 58H217V60H220V61H219V64H218V62L216 61ZM234 58H235L236 60H235ZM253 58H254V57H253ZM253 58H252V59H253ZM18 59H20V60H18ZM24 59H25L26 62L23 61ZM42 59H43V60H42ZM75 59H76V61H79V58H76V57H75ZM77 59H78V60H77ZM86 59H87V57H86ZM109 59H110V58L107 59L108 62H109ZM139 59L136 60V63H133V65L136 64V65H135L136 68H137V66H138L137 70H138V69L140 70L141 68H143V66H142V65H144L143 62H145V66L148 64V62H149V63L151 62L152 64L156 62V61H155V62H154V61H151V60H150L151 58L148 59V60H150V61L146 60V61H142V62H141V60H139ZM145 59H144V60H145ZM207 59H208V61H209V59H210L209 62H210L211 64H210V63H209V64H210V65H213V68H212V69H215V71L211 70V66H209V65H208V66H209V68H208V66H207L208 63H204V61L206 62ZM237 59H238V60H237ZM244 59H246V58H244ZM257 59H260V58L257 57ZM16 60H17V61H16ZM37 60L40 61V62H42V63L38 62ZM119 60H120V58H119ZM175 60H177V61L175 62ZM183 60H184V59H183ZM224 60H226V62H225ZM239 60H240V61H239ZM247 60H248V59H247ZM247 60H244V65H243V66L246 68L247 71H246L245 69H243L242 71L240 70V71L242 72V73L240 72V74H241V76H242L243 78H244L245 76H243L242 74H248V72H249V74H250L251 71H254V68H253L254 66H253V65L256 66V62L252 63V60H250V59H249V61H251V63H250L249 61H248V62H245V61H247ZM253 60H254V59H253ZM261 60H262V59H261ZM261 60H260V61H261ZM263 60H264V58H263ZM21 61H22V62H21ZM83 61H84V60H83ZM83 61H82V63H83ZM98 61H99V60H98ZM98 61H97V62H98ZM102 61H104V60H102ZM105 61H106V60H105ZM107 61H106V62H107ZM111 61H112V60H110V62H111ZM139 61H140L141 63H143V64L141 65V67L139 66V65L141 64ZM171 61H172V62H171ZM208 61H207V62H208ZM212 61H214V62L216 61V62H217V65H214V64H213L214 62H212ZM231 61H232V62H231ZM6 62H7V63H6ZM18 62H19V63L21 62L23 66L26 65V67H25V68H24L23 66L19 67L20 64H19ZM31 62H32V63H31ZM85 62H87V61L85 60ZM137 62H139V63H138L139 65L137 64ZM169 62H170V63H169ZM185 62H186V61H185ZM185 62H184V63H185ZM261 62H262V65H263V64H264L263 61H261ZM15 63H17L19 66L16 65ZM24 63H25V65H24ZM70 63H72V64H70ZM75 63H74V64H75ZM87 63H89V62H87ZM119 63H120V61H119ZM175 63H176V64H175ZM240 63H241V64H240ZM249 63H250V65H251L252 67H251L250 65H248ZM258 63H259V61H258ZM36 64H35V68L37 67ZM42 64H45V65L42 66ZM113 64H115V62H114ZM122 64H123V63H121V66H122ZM152 64H151V65L148 64L149 66H151L150 68H152V67L154 66V65H152ZM173 64H172V65H173ZM182 64H183V63H181V65H180V62H179L177 66H178V67L181 66V67L178 68V67L176 66V69H177V70H178V69H179V70H182V68H183V67H182ZM252 64H253V65H252ZM7 65H8V66H7ZM15 65H16V66H15ZM69 65H70V66H69ZM83 65H85V64H83ZM91 65H92V66H91ZM93 65H94V66H93ZM172 65H171L172 69L169 67V68L171 69V71H170V69H169L168 67L166 68V69H169V72H170V73L173 72V71L175 70V67L172 66ZM234 65H235V66H234ZM245 65H247V67H246ZM262 65H261V66H262ZM17 66H18L19 68H21V69L17 68ZM28 66H30V67H28ZM81 66H82V64H81ZM85 66H86V65H85ZM85 66H82L81 68H83V67H85ZM249 66L251 67V69H250L251 71H248L249 69H247V68H249ZM258 66H260V64H259ZM11 67H12V68H11ZM22 67H23V68H22ZM42 67H43V68H42ZM47 67H48V68H47ZM100 67H101V69H99ZM116 67H117V64H116ZM184 67H185V65H184ZM215 67H216V68H215ZM10 68H11V69H10ZM14 68L18 69L17 72H15L16 69H14ZM26 68L29 69V74H30V75H28V73H27V74L25 73V72H28V71H26V70H27ZM35 68H34V69H35ZM45 68H46V69H45ZM64 68H65V69H64ZM67 68H68V69H67ZM69 68H70V70H71V68H72V70L70 71ZM123 68H124V67H123ZM147 68H148V66H147ZM150 68H149V69H150ZM226 68H227V69H226ZM235 68H236V69H235ZM240 68H241V67H240ZM260 68H261V67H260ZM13 69H14L15 71H14ZM34 69H33V70H34ZM37 69H39V68H36V70H37ZM61 69H62V70H61ZM66 69H67V70H66ZM79 69H80V68H79ZM116 69H117V68H116ZM118 69H119V68H118ZM118 69H117V70H118ZM120 69H122V68H120ZM120 69H119V70H120ZM166 69H164L165 72H166ZM173 69H174V70H173ZM187 69H188V68H187ZM217 69H218L219 71H218ZM252 69H253V70H252ZM255 69H256V70H257V69L259 70V68H256V67H255ZM261 69H262V68H261ZM261 69H260V70H261ZM7 70H8V73H7ZM11 70H12V72H15V73H12V75H11ZM21 70H22V71L24 70L23 73H25V75H27L29 78H27L26 76H24V75L21 73V72H22ZM40 70H39V71H40ZM55 70H56V71H55ZM76 70L78 71V67H77ZM86 70H87V69H86ZM117 70L114 71V69H113L114 74L111 75V77H116L115 74H117V73H115V72H117ZM139 70H138V71H139ZM143 70H144V68H143ZM143 70H140L139 72H141V71H143ZM177 70H175V71H176L175 73H178ZM179 70H178V71H179ZM184 70H185V69H184ZM231 70H232V71H231ZM234 70H235V71H234ZM256 70H255V71H256ZM262 70H263V72H264V69H262ZM18 71H21V72H20V73H21V76H19L20 73H18ZM54 71H55V73L52 74V72H54ZM65 71H66V72H65ZM77 71H76V72H77ZM81 71H82V69H81ZM89 71H90V70H89ZM113 71H112V72H113ZM188 71H189V70H188ZM190 71H191V70H190ZM244 71H245V72H244ZM30 72H31V73H30ZM62 72H63V74H62ZM69 72H70L72 75L69 74ZM82 72L85 73L86 71L84 70V71H82ZM91 72H92V71H91ZM169 72H168V73H169ZM179 72H180V71H179ZM182 72H183V71H182ZM191 72H192V71H191ZM212 72H213V73H212ZM216 72H217V73H218V72H220V73H221V72H222V73H223V72H226V73H227L226 75L223 74V77H221V76H222V74H221L220 77H221V80H223L222 82H221L220 79L217 78V77L219 76L220 73H219V74H216ZM230 72H232V73H230ZM243 72H244V73H243ZM256 72L258 73V71H256ZM256 72H254V74H253V72H251V75L253 74V75L255 76V75H259V74H260V73L257 74ZM260 72H261V71H260ZM41 73H40V74H41ZM79 73L81 74L80 71H79ZM84 73H82V74H84ZM92 73H93V72H92ZM180 73H181V72H180ZM210 73H211V74H210ZM229 73H230V74H229ZM237 73H238V72L235 73L236 76H237ZM255 73H256V74H255ZM68 74H69V75H68ZM76 74H77V73H76ZM89 74H90V72H89ZM152 74H153V73H152ZM166 74H167V72H166ZM166 74H164L165 76H164L163 74H161V75H162V76H161L162 79H161V77H160L161 80H160L159 78H158V79H155V78H153V77H155V76L152 77L151 75H149V77H148L149 79H148V78L146 79V77H144V79H145L146 82H145L144 79H143V82H145L146 85H147V89H146V90L148 91V93H151V95H150V96L152 97V98L150 97L151 100H152L153 98H154V100H156V101H154V102H157V101L159 102V99H158L159 97H156L157 99H155V96H154V97L152 96V95H154L158 90H159V91L157 92L158 94H160V93H159L160 90H161V92L163 93V96H162V93L160 94L161 96H160V95H158V96H160V97H164L165 99H166V96H165V95H167V94H164V93H166L167 89H169V91L171 90L170 92H168L167 97L170 96L171 92H173L172 89H170L171 84H168L170 81L168 82V78H167V77L170 76V79H171L172 77H173V79H174V77H176V75H175L174 73H172V75H171V74H170V75L168 74L169 76L167 75V77H166ZM178 74H179V73H178ZM178 74H177V75H178ZM212 74H214V75H212ZM240 74H239V75H240ZM249 74H248V76H249ZM263 74H264V73H263ZM263 74H261V75L263 76ZM5 75H6V76H5ZM13 75H15V77H14ZM16 75H17L18 78H20V80L23 78L22 76H24L23 79H26V80H23V81L19 82V79L16 77ZM58 75H59V76H58ZM73 75L75 76V78H74ZM85 75H87V74L85 73ZM105 75H106V76H105ZM114 75H115V76H114ZM173 75H175V76H173ZM217 75H218V76H217ZM239 75H238V76H239ZM251 75H250V76H251ZM253 75H252V77H253ZM12 76L14 77V79L11 78ZM45 76H46V77H45ZM53 76H52V78H53ZM92 76H93V75H92ZM158 76H160V75L158 74ZM158 76H156V77H158ZM171 76H172V77H171ZM179 76H182V73H181ZM210 76H211V79H209ZM250 76H249V78H250ZM259 76H260V75H259ZM4 77H5V78H4ZM83 77H85V76L82 75V78H83ZM105 77H106V78H105ZM151 77L154 79L153 83H154V84L156 83L155 85L152 83V78H151ZM163 77H166L167 79H166V78L163 79ZM215 77H216V78H215ZM220 77H219V78H220ZM256 77H257V76H256ZM256 77H254V78H256ZM35 78H36V79H35ZM52 78H50V80H52ZM79 78H81V77H79ZM79 78L77 79V80H78V83H79L80 80H81L80 83H82V82L84 83V80H82V79L79 80ZM86 78L88 79L89 77H86ZM91 78H92V77H91ZM104 78H105V79H104ZM109 78H108V79H109ZM177 78H178V76H177ZM177 78H175V82H176V79H177ZM180 78H181V77H180ZM180 78H179V79H180ZM230 78H232V76H231ZM234 78H235V76H234ZM234 78H232V79H234ZM239 78H240V77H239ZM246 78H247V77H246ZM249 78H247V81H249L248 83H250V80H251V78H250V80H248ZM254 78H253V79H254ZM259 78H260V77H257V79H254V80H255V81H256V80L258 81ZM9 79H10V80H9ZM93 79H94V78H93ZM120 79H121V78H120ZM173 79H172V80H173ZM215 79H216V80H215ZM217 79H218V80H217ZM241 79H242V78H241ZM244 79H245V78H244ZM244 79H242V81H244ZM253 79H252V80H253ZM260 79H261V78H260ZM53 80H54V78H53ZM88 80H89V79H88ZM88 80H86V81L88 82ZM94 80H95V79H94ZM106 80H107V81H106ZM117 80H118V81H117ZM149 80H150V81H149ZM157 80H158L159 82H158ZM162 80H164L163 83H162ZM166 80H167V81H166ZM181 80H183V77H182V79H180V81H181ZM219 80H220V81H219ZM230 80H231V79H230ZM230 80H229V81H230ZM254 80H253V81H254ZM263 80H264V79L262 78V80H260V81H258V82L256 81V83L253 82V83H251V84H253V85L255 84V87H256V85H257V87H258L260 84H262ZM10 81H11V82H10ZM17 81H18V82H17ZM75 81H76V82H75ZM147 81H148V82H147ZM155 81H156V82H155ZM177 81H178V80H177ZM180 81H178V83H179ZM183 81H184V80H183ZM217 81H218V82H217ZM234 81H235V79H234ZM234 81H233V82H234ZM9 82H10V83H9ZM22 82H25V83H22ZM36 82H37V83H36ZM51 82H52V81H50V83H51ZM101 82H99V83H101ZM150 82H151L152 84H151ZM160 82H161V83H160ZM172 82L174 83V81H172ZM208 82H209V81H207V83H208ZM259 82H260V83H259ZM12 83H13V84H12ZM17 83H18V84H19V83H20V84L22 83L23 85H18ZM54 83H55V81H54ZM78 83H77V84H78ZM89 83L92 84V80H89L88 84H89ZM97 83H98V82H97ZM106 83H107L108 85H107ZM120 83H119V84H120ZM157 83H158V84L160 83V84L158 85ZM165 83L169 85V86H168L169 88L166 87V85H164ZM180 83H181V82H180ZM225 83H226V84H225ZM229 83H231V82H229ZM242 83H243V82H242ZM242 83H241V84H242ZM244 83H245V82H244ZM244 83H243V84H244ZM257 83H259V85H258ZM39 84H40V83H39ZM77 84H76V85H77ZM111 84H112V83H111ZM114 84H115V83H114ZM150 84L153 86V89H154V86H155V87H158V86H159L157 89L155 88L156 92H154L155 90H152V86H151ZM161 84H163V86L166 87L165 90L162 89L163 86H162ZM174 84H177V83H174ZM208 84H209V83H208ZM231 84H232V83H231ZM246 84H247V83H246ZM50 85H51V84H50ZM50 85H49V86H50ZM58 85H59V82H58ZM78 85H80V84H78ZM81 85H82V84H81ZM160 85H161L162 88L160 87ZM182 85H183V84H182ZM209 85H210V84H209ZM212 85H213V83H212ZM227 85H228V84H227ZM244 85H245V84H244ZM247 85H248V84H247ZM247 85H246V87H247ZM262 85H263V84H262ZM88 86H89V85H88ZM92 86H95V85H92ZM97 86H98V85H97ZM104 86H105V87H104ZM110 86H112V85H110ZM117 86H119V85H117ZM206 86H208V85H206ZM214 86H215V85H214ZM214 86L211 87V88L215 90V91L213 92L214 94H215V92L217 93V95H216V94H215V95H216V97L218 96V97H217V100H216V101H217L216 103H218V99H219V101H220L221 95H220L219 89H218L217 87H215V88H216V89H215ZM223 86H224V87H223ZM231 86H232V85H231ZM242 86H243V85H242ZM250 86H251V85H250ZM250 86L248 85V89H250V88H254V89H255V87H253V86L250 87ZM260 86H261V85H260ZM260 86H259V89H260ZM35 87H36V86H35ZM80 87H81V86H80ZM80 87H79V88H80ZM84 87H85V86H84ZM86 87H87V86H86ZM86 87H85L86 90H90V89H87ZM107 87H108V89H107ZM149 87H151V88H149ZM222 87H223L224 89H223ZM226 87L228 88V86H226ZM261 87H262V86H261ZM24 88H25V89H24ZM52 88H53V89H52ZM79 88H78V89H79ZM92 88H93V87H92ZM112 88H113V86H112ZM171 88H172V87H171ZM229 88H230V87H229ZM229 88H228V89H229ZM244 88H245V86H244ZM262 88H263V87H262ZM262 88H261V89H262ZM78 89L76 88V92H78ZM80 89H81V88H80ZM83 89H84V88H83ZM93 89H94V88H93ZM93 89H91V90H93ZM150 89H151L153 92L150 91ZM207 89H208V88H207ZM217 89H218V90H217ZM248 89H247V91H248ZM254 89H251V90H254ZM256 89H257V88H256ZM261 89H260V90H261ZM11 90H12V91L14 90L13 93L11 92ZM23 90H25L26 92L23 91ZM35 90H36L35 92H37V89H35ZM81 90H82V89H81ZM81 90H80V91H81ZM95 90H96V89H95ZM209 90H210V88L208 89V91H209ZM251 90L248 91V92H250V94H251V92H252ZM260 90H259L258 92H260ZM263 90H264V88H263ZM106 91H105V92H106ZM164 91H165V92H164ZM206 91H207V90H206ZM212 91H213V90H212ZM229 91H231V90H228V93H225V94H224L225 97L230 93ZM255 91H257V90H254V92H255ZM261 91H262V90H261ZM46 92H47V93H46ZM57 92H59L60 95H59V93L56 94ZM76 92H75V93H76ZM209 92H211V90H210ZM218 92H219L220 97H219V95H218ZM231 92H232V91H231ZM262 92H263V91H262ZM4 93H2V94H4ZM30 93H32V92H30ZM30 93H28V94H30ZM50 93H51V92H50ZM50 93H49V94H50ZM78 93H79V92H78ZM83 93H84V92H83ZM88 93L90 94V92H88ZM94 93H95V92H94ZM115 93H116V95H115ZM153 93H154V94H153ZM157 93H156V96H157ZM173 93L175 94V92H173ZM206 93H207V92H206ZM211 93H212V92H211ZM232 93H233V92H232ZM255 93H256V92H255ZM263 93H264V92H263ZM263 93L260 92V94H263ZM45 94H46V95H45ZM89 94H88V95H89ZM104 94H105V95H104ZM109 94H110V95H109ZM127 94H128V93H127ZM250 94H247V95L249 96ZM253 94H254V93H252V94L248 97V102H247L246 97L244 96L245 99H246V102H247V103H250V102L252 103V102H254V101L249 100V98H250L251 96H252L251 99L253 98ZM17 95H18V93H17ZM35 95H37V94H35ZM55 95H56V96H55ZM83 95H84V94H83ZM119 95H120V94H119ZM128 95H129V94H128ZM128 95H127V96H128ZM175 95H176V94H175ZM205 95H206V94H205ZM209 95L211 96V94L208 93L207 96H205V97L207 98V97H209ZM215 95H214V96H215ZM231 95L233 96L234 94H231ZM247 95H246V96H247ZM256 95H257V93H256ZM256 95H254V96H256ZM258 95H259V93H258ZM263 95H264V94H263ZM12 96H13V98H12ZM45 96H46V97H45ZM71 96H72L73 98H76V100L72 99ZM79 96H80V95H79ZM81 96H82V91H81ZM95 96H96V95H95ZM172 96H173V95H172ZM172 96H170L171 99L173 98ZM212 96H213V94H212ZM214 96H213V97H214ZM261 96H262V95H261ZM17 97H18V96H17ZM30 97H31V96H30ZM47 97H48V98H47ZM98 97H99V96H98ZM213 97H209V98H212V99H213ZM242 97H243V96H242ZM244 97H243V99H244ZM257 97H258V96H257ZM259 97H260V95H259ZM259 97H258V98H259ZM9 98H10V100H9ZM164 98H163V99H164ZM206 98H205V99H206ZM222 98H223V96H222ZM228 98H230L229 95H228ZM228 98L226 97L225 99H223V100H224V102H223L224 104H226V102L228 103V105L226 104V105L228 106V107L226 106L227 109H226V108H222V110L224 111V113H225V110L230 109L229 107L232 106V105L229 106V105H230L229 102L231 103V100H232L233 98H230L231 100H229ZM262 98L264 99V96H262L261 98H259V100H260V99L263 100ZM81 99H82V98H81ZM86 99H84V100H86ZM112 99H113V100H112ZM161 99H162V98H161ZM165 99H164L163 101L160 100L161 104H159V103H156V104H158V105L155 104L156 107L158 106V107L160 108L161 112H160V111H159V112L162 113L163 109H161V108H165V107L167 106V104L169 103V104H168V108H166V110L169 109V110H167V114H168V111H169L168 116H167V114L165 115V113H166V110H165V109H164V110H165V113H164L165 116H164L163 114H162V115H161V114H158V115H159L158 117L160 118V119H159V118H158V119H159L160 121H163V122H161V124H164V126H163V125L161 126V124L159 123L160 121L157 122V123H155L154 121H153V122H154V123H153V122L151 121L152 124H153V126H154V124H156L154 127H155L158 131H159L160 129L157 128V125H158V127H160V126H161L162 128L164 127L163 130L168 131V130H169L168 127L170 126V124H171L172 122H174V121H172L173 119L171 118V116L173 117L174 113H173L170 109H171V107H172V110H173V109H174L173 107H175V105L177 104L178 101H177L176 103H175V102L173 103V99H172V102H171L170 99H166L167 101H166ZM176 99H177V97H176ZM212 99H211V100H212ZM214 99H215V97H214ZM245 99H244V100H241V102L239 101L240 104H239V102H238V105H239L240 107L243 106V105H244L243 107H245V104H246ZM255 99L258 100L257 98H255ZM79 100H80V99H79ZM100 100H99V101H100ZM106 100H104V102H105ZM114 100H115V102H114ZM118 100H120V99H118ZM168 100H169V101H168ZM178 100H179V99H178ZM207 100H208V99H207ZM226 100H227V101H226ZM233 100H234V99H233ZM233 100H232V101H233ZM253 100H254V99H253ZM261 100H260V102H261ZM1 101H0V102H1ZM80 101H81V100H80ZM121 101H123V99H122ZM121 101H120L119 103H121ZM225 101H226V102H225ZM228 101H229V102H228ZM242 101H243L244 104H242ZM249 101H250V102H249ZM21 102H23V103L25 104L24 107H21V106H23V103H21ZM71 102H72V103H71ZM165 102H167V103H166V106L163 107V105H165ZM204 102L206 103L205 100H204ZM207 102H208V101H207ZM211 102H212V103H215V101H213V100L210 101V102H208V103H211ZM256 102H257V101H256ZM260 102H259V103H260ZM263 102H264V100H263ZM67 103H68V105H69V104H73V105H74L73 108L76 107L75 109L72 110L73 113H71V114H72L73 116H75V117H72V118H71V117H70L71 115H68V114H67V113H69V112H68V111H69L68 108L70 107V105H69V106L66 105ZM119 103H117V104H119ZM171 103H172V106L170 107L169 105H171ZM179 103H180V102H179ZM212 103H211V104H212ZM216 103L213 104V105H216ZM220 103H221V102H220ZM233 103H234V101H233ZM6 104H9V105H6ZM83 104H84V103H83ZM104 104H105V103H104ZM117 104H116V105H117ZM162 104H163V105H162ZM174 104H175V105H174ZM180 104H181V103H180ZM218 104H219V103H218ZM254 104H255V103H254ZM254 104H253V106H254V109H255L256 106L258 107V105L255 104V105H256V106H255ZM257 104H258V103H257ZM64 105H65V108H63ZM73 105H72V106H73ZM76 105L79 106V107H77ZM85 105H86V104H85ZM85 105H84V106H85ZM121 105H122V103H121ZM159 105H161L162 107L159 106ZM178 105H179V104H177V107H178ZM208 105H209V104H208ZM208 105H207V106H208ZM219 105H221V104H219ZM219 105H218V106H219ZM259 105H260V104H259ZM262 105H264V104L261 103V107L263 108V111H264V107H263ZM62 106H63V107H62ZM81 106H83V105L81 104ZM84 106H83V107H84ZM209 106H210V105H209ZM224 106H225V105H224ZM249 106H251V105H249ZM66 107H67V109H66ZM119 107H120V104H119ZM121 107H122V106H121ZM215 107H217V106H215ZM220 107H222V106H220ZM236 107H237V110H236V111H237V112L240 111L239 113L242 114V112H243V111L241 112V110H242L241 108H242V107L240 108V110H239V107H238V106H236ZM236 107H234V109H235ZM246 107H248L247 104H246ZM246 107L243 108L244 111H247V110L249 109V108H248L247 110H245ZM261 107L259 106L258 108H260L261 111H262V108H261ZM71 108H72V107H71ZM80 108H82V107H80ZM87 108H88V107H87ZM106 108H107V109H106ZM112 108H113V106H112ZM115 108H116V106H115ZM117 108H118V107H117ZM159 108H158V110H159ZM180 108H181V106H180ZM180 108H178L179 110L175 108L174 110H176V112L173 110V111L175 112V115H176V113H178L179 111H181ZM210 108H211V107H210ZM213 108H214V107H213ZM231 108H232V107H231ZM11 109H10V110H11ZM59 109H60V111H61V109H62V111L60 112ZM215 109H216V108H215ZM215 109H213V110H215ZM254 109H253V110H254ZM8 110H9V109H8ZM63 110H65V111H64L65 116H66V117L69 116L67 119H69V118L72 119V120H73V123H74V120H75L74 118L77 119V120H75L76 122L79 121L80 123H81V121H80V119H81L82 122L84 123V124L81 123V124H83V125L81 126V128L79 127V126H80V123L77 122V123H79V126H76L77 124L75 123L76 125H75V124H74V125H75L76 127L73 128L72 125H71V127H72V130H71V128L68 126L69 129H67V131L64 132V130H66V128H64V130H63V129H62V128H63L62 126L65 125V124L63 123V122H65V123H66V126H64V127H67V122H66L67 119H65L64 117H61V114H62V116H63V114H64V113H63ZM84 110H85V108H84ZM84 110H83V112H84ZM93 110H94V112L92 113L93 115H91L90 113H91V111H93ZM95 110H96V111H95ZM114 110L117 112L116 109H114ZM216 110H217V109H216ZM222 110H221V111H222ZM231 110H233V109H231ZM255 110H256V109H255ZM255 110H254V114H258L257 110H256V111H255ZM70 111H71V110H70ZM80 111H81V110H80ZM99 111H101V110H99ZM99 111H98V112H99ZM170 111H171L172 113H171ZM211 111H212V109H211V110H206L205 115L207 116V114L212 113ZM223 111H222V113H223ZM233 111H234V110H233ZM259 111H260V110H259ZM261 111L259 112V115L262 113ZM10 112H11V113H10ZM85 112H87V110H86ZM85 112H84V113H85ZM116 112L114 113V115H115V116H118V114H116ZM182 112H183V110H182ZM182 112H179V113H182ZM218 112H220V108H219ZM227 112H229L228 115L231 113L230 110L227 111ZM256 112H257V113H256ZM12 113H13V114H12ZM17 113H18L19 115H17ZM24 113H25V114H24ZM84 113H83V114H84ZM118 113H119V112H118ZM184 113H185V112H183V114H184ZM214 113H215V111H214ZM214 113H213V115H214ZM222 113L220 112V113H218V114H222ZM224 113H223V115H224ZM5 114H6V115H5ZM8 114H9L10 116H9ZM69 114H70V113H69ZM83 114H82V115H83ZM99 114H101V112H99ZM99 114H98V115H99ZM183 114H182V115H183ZM232 114H233V113H232ZM263 114H264V113H262L261 116H263ZM23 115H24V117L26 116L24 119H23ZM59 115H60V117H59ZM79 115H80V116H79ZM85 115H86V114H85ZM106 115H107V116H106ZM160 115L162 116V118L165 117V119L162 120V118L160 117ZM169 115H171V116H169ZM175 115H174V117H175ZM211 115H212V114H211ZM225 115H226V117H225ZM225 115H224V119L227 118V120H228V118H229V122H232V123H233V121H230V120H232L233 118L230 119V117H228L227 113H226ZM15 116H14V117H15ZM87 116H88V115H87ZM115 116H114V119H115ZM178 116H181V115H178ZM206 116H205V117H206ZM214 116H215V115H214ZM214 116H211V117H210V115L207 116V117L210 118V119H209V122H210V120H212L211 118H214V119L217 120V118H216L217 115H216V117H214ZM218 116H219V117H218V118H219L218 120L220 121V119L223 118V117L220 116V115H218ZM231 116H234V115H231ZM10 117H11V118H10ZM14 117H13V118H14ZM48 117H49V118H48ZM54 117H55V118H54ZM56 117H58V118L60 119V122H61V123H59V119H58V118L56 119ZM82 117H83V116H82ZM85 117H84V118H85ZM89 117H88V118H89ZM101 117H100V118H101ZM181 117H182V116H181ZM183 117H184V116H183ZM234 117H235V116H234ZM256 117H257L258 120H259V117H260V116L258 117V115H257V116L254 115V117H252V118H255V119H256ZM263 117H264V116H263ZM15 118L18 119V117H15ZM21 118H22V119H21ZM45 118H47V119H45ZM168 118H169V119H168ZM170 118H171V119H170ZM178 118H180V117H178ZM178 118H177V119H178ZM20 119H21V120H20ZM37 119H35V120H37ZM48 119H49V122H48ZM54 119L57 120V121H55ZM70 119H69V120H70ZM89 119H90V118H89ZM89 119H88V120H89ZM96 119H97V122H99V123L101 124V125L99 126V128H98V125H99V124H97V122H95ZM117 119H118V118H117ZM117 119H116V120H117ZM158 119H155V120L158 121ZM174 119H175V118H174ZM177 119H176V120H177ZM182 119H183V118H182ZM182 119H181V120H182ZM204 119H206V118H204ZM207 119H208V118H207ZM207 119H206V120H207ZM214 119H213V120H214ZM263 119H264V118H263ZM52 120H53V121H52ZM61 120H63V121H61ZM116 120H114V121H116ZM119 120H120L119 122H121V118H120ZM167 120H170L169 122H171V123H168ZM179 120H180V119H179ZM179 120H178V121H179ZM184 120H185V119H184ZM213 120H212V121H213ZM225 120H226V119H225ZM225 120H224V121H225ZM227 120H226V122H224V121H220V123H223V122H224V123H227V122H228ZM252 120H253V119H252ZM25 121H26V120H25ZM50 121H52V122H50ZM70 121H71V120H70ZM165 121H166V122H165ZM219 121H217V122L215 121V122L217 123L216 126H215L214 124H212L213 126L210 127V125L207 124L208 127H207V128L204 127V128H206V129H208V128L211 129V128H212L211 130H213V131H215V130L217 129V131H218L219 128L221 127V126H217V125L219 124ZM238 121H239V120H238ZM254 121H255V120H254ZM256 121H257V119H256ZM256 121H255V122H256ZM259 121H260V120H259ZM259 121H257V124H258V125L261 124V122H259ZM261 121H262V120H261ZM11 122H12V124H11V127H12V125L15 124V123H13V121H11ZM27 122H28V121H26V123H27ZM29 122H30V121H29ZM54 122H55V123L57 122V124H54ZM101 122L103 123V125H102ZM206 122H207V121H206ZM206 122H204V123H206ZM240 122H241V125H242V121H240ZM252 122H253V121H252ZM31 123H29V124H31ZM58 123H59V124H58ZM62 123H63V124H62ZM128 123H129V122H128ZM175 123H176V121H175ZM184 123H185V121L183 122V124H184ZM211 123H212V122H211ZM253 123H254V122H253ZM263 123H264V121H263ZM263 123H262V124H263ZM1 124H0V125H1ZM23 124H25V123H23ZM27 124H28V123H27ZM50 124H51V125H50ZM68 124H69V123H68ZM70 124H71V122H70ZM88 124H89V122L86 123V127H85L86 129L88 128V127H87ZM110 124H111L113 127L115 126L116 128H115V127H114V128H113V127L111 128V125H110ZM123 124H124V123H123ZM167 124H169V125H167ZM172 124H173V123H172ZM180 124H181V123H180ZM227 124H228V123H227ZM234 124H235V122H234ZM243 124H244V122H243ZM247 124H249V123H247ZM247 124H246V126H247ZM250 124H251V122H250ZM254 124H255V123H254ZM257 124H255V125L258 126ZM262 124L259 125V127H258L259 129H260V126H262ZM3 125H6V126H3ZM9 125H10V124H9ZM54 125H55L56 127H54ZM57 125H58V126H57ZM129 125H131V124H129ZM159 125H160V126H159ZM165 125L167 126L168 130L165 129V128H166ZM174 125H175V124H174ZM178 125H179V122H178ZM221 125H222V124H221ZM225 125H226V124H225ZM225 125H224V126H225ZM229 125H230V123H229ZM229 125H228V126H229ZM32 126H33L34 129H32ZM59 126H61V127H59ZM90 126H92V125H90ZM108 126H109L110 128H108ZM126 126H127V128L129 127L128 125H124L125 128H126ZM175 126H177V125H175ZM181 126H182V125H181ZM183 126H184V125H183ZM214 126H215V128H214ZM222 126H223V125H222ZM237 126H238V124H237ZM242 126H244V128L246 129V126H245V125H242ZM250 126H251V125L248 126V131H249V133H252V132H250L251 129H249ZM1 127H4L5 129H6V127H7V129H9V131H8V132H7V131L5 132V131L3 130V128H1ZM50 127H51V129L49 130ZM53 127H54V128H53ZM58 127H59V128H58ZM78 127H79V128H78ZM130 127H131V126H130ZM150 127H151V128H150ZM171 127H172V126H170V129H171ZM184 127H185V126H184ZM218 127H219V128H218ZM226 127H227V125H226ZM226 127H224V128L226 129ZM234 127H235V126H234ZM252 127H253V125H252ZM254 127H255V126H254ZM27 128H28V129H27ZM52 128H53V129H52ZM76 128L79 129V130L82 132V134H79V132H76V131L74 130V129H76ZM104 128H105L106 130H107V129L111 130L110 133L112 134V135H111L112 137H110V139H108V138H109L108 136H107V138H105L106 135H108L107 133H109V132H108L109 130L107 131V133L104 134V131H103V130H105ZM120 128H121V129H120ZM148 128H149L148 133H150L152 130H154V132H155V128H153L152 125H150ZM152 128H153V129H152ZM175 128H179V127H175ZM201 128H202V130H203V127H201ZM213 128H214V129H213ZM227 128H228V127H227ZM231 128H232V127H231ZM231 128L229 127L228 129L231 130ZM241 128H242V127H241ZM250 128H251V127H250ZM255 128H256V127H255ZM258 128H257V129H258ZM7 129H6V130H7ZM54 129H56V131H57L58 129H59V130L56 132ZM119 129H120V130H119ZM150 129H151V130H150ZM172 129H173V128H172ZM179 129H182V128H179ZM222 129H223V128H220V132L223 131ZM228 129H226V130H228ZM236 129H238V128H236ZM239 129H240V128H239ZM253 129H254V128H253ZM27 130H28V132H26V133H29V134H26V133H25V131H27ZM68 130H69V132H68ZM90 130H92V127H91ZM106 130H105V131H106ZM121 130H122V132H121ZM126 130H127V129H126ZM129 130H130V128H129ZM173 130H174V129H173ZM211 130L209 131V132H211L210 135H212V133H213V131H211ZM263 130H264V127L262 126V128H261V130H260V131L262 132V134L264 133ZM51 131H53V132H51ZM70 131H71V132H70ZM73 131H74V132H73ZM77 131H78V130H77ZM113 131H114V132H113ZM115 131H117V132H115ZM124 131H125V129H124ZM169 131H170V130H169ZM169 131H168V132H169ZM181 131H182V130H181ZM224 131H225V130H224ZM228 131H229V130H228ZM235 131H236V130L234 129V131L231 132V133L233 134ZM252 131H253V130H252ZM260 131H258V132L261 133ZM20 132H21V133H20ZM22 132H24V133H22ZM75 132H76V133H75ZM84 132H85V131H84ZM119 132L122 133V134H121L122 136H120V133H119ZM162 132L164 133V131H162ZM215 132H216V131H215ZM220 132H219V135H218V136H220V134H223V133H220ZM240 132H241V131H240ZM6 133L9 135L7 138H6L7 135H5ZM50 133H53L55 136H54V135L51 136L52 134L50 135ZM58 133H59L60 135H59ZM64 133H65V134H64ZM68 133H70V134L73 133V134H71V136H70V134H68ZM74 133H75L76 136L74 135ZM77 133H78L79 135H81L80 138H77V137H78V134H77ZM85 133H86V132H85ZM113 133H116L117 135L119 134L118 137H117V135L114 134V135L117 137V138H116L117 140L115 139V137H113V136H114ZM129 133H130V131H129ZM146 133H147V132H146ZM156 133H157V131H156ZM160 133H161V131H160ZM165 133H166V132H165ZM171 133H173V131H171ZM202 133L205 134V133H208V132L205 130V133H204L203 131H202ZM217 133H218V132H217ZM217 133H216V135L213 133L214 137H213V135H212V137H213V139L215 138V139H217V141H220V143L223 142V140L225 139V137L227 138V136H226V132H224L225 134H224V135H221V137H218V136H217ZM231 133H230V134H231ZM237 133L241 135V133H239L238 130H237ZM237 133L235 132V134H237ZM253 133H254V132H253ZM256 133H257V130H256ZM256 133H255V134H256ZM19 134H20V136H19ZM21 134H22V135H23V134L26 135L25 137H26V140H27L28 142H30L29 144H28L27 141H25V138L23 139L24 135L21 136ZM44 134H45V135H44ZM56 134L58 135L57 137H56ZM93 134H94V135H93ZM127 134H128V133H127ZM127 134H126V136H127ZM152 134H153V133H152ZM154 134H155V133H154ZM203 134H201V135H203ZM208 134H209V133H208ZM238 134H237V136H238ZM262 134H257V135H259V137H260V135H262ZM1 135L5 136V137H3V136H1ZM10 135H11V136H10ZM28 135H29V136H28ZM31 135H32V136H31ZM42 135H43V136H42ZM49 135H50L52 138H51ZM85 135H86V134H85ZM95 135H96V136H95ZM109 135H110V134H109ZM149 135L151 136V133L148 134V136H149ZM156 135H157V134H156ZM168 135H170V133H168ZM206 135H207V134H206ZM206 135H205V136H206ZM227 135H229L228 132H227ZM240 135H239L238 137H240V139H241V136H240ZM243 135H244V134H242V138L244 137ZM249 135L253 136V134H249ZM249 135H248V137H249ZM263 135H264V134H263ZM18 136H19V137H18ZM61 136H62V138L64 137V138H63L64 140L61 139ZM73 136H74V137H73ZM91 136H92V137H91ZM93 136L95 137V139L93 138ZM150 136H149V137H150ZM153 136H154V135H153ZM162 136L164 137V134H162ZM205 136H204V138L207 137V136H206V137H205ZM222 136H224V137L222 138ZM229 136H230V135H229ZM232 136H234V135H232ZM235 136H236V135H235ZM237 136H236V137H237ZM9 137H10L11 139H10ZM13 137H15V139H13ZM20 137H22V140H21V141H22V144H21V141L18 140V139H20ZM27 137H28V138H27ZM48 137H50V140H49ZM55 137H56V138H55ZM69 137H70V138H69ZM128 137H129V135H128ZM149 137H147V138H149ZM151 137H152V136H151ZM158 137H159V136H158ZM163 137H162V139L165 141V138H166L167 136L164 137V138H163ZM173 137H174V135H173ZM230 137H231V136H230ZM16 138H17V139H16ZM31 138H32V139H31ZM45 138H48V139H46L47 141L45 140ZM59 138H60V140H62V141H60ZM73 138H75V139L73 140ZM76 138H77V139H76ZM83 138H84V137H83ZM88 138H89V139H88ZM100 138H101V141H100ZM102 138H103V139H102ZM112 138H114L115 140L112 139ZM145 138H146V137H145ZM156 138H157V136H156ZM156 138H153V139H154V144H155V139H156ZM179 138H181V141L184 140V138L182 139V137H179ZM179 138H178V139H179ZM207 138H210V136L207 137ZM221 138H222V139H221ZM231 138H232V137H231ZM244 138H245V137H244ZM244 138H243V139H244ZM252 138H253V137H252ZM255 138H256V137H254V139H255ZM262 138H264V136H263ZM9 139H10V140H9ZM29 139H30V140H29ZM52 139H56V140H52ZM69 139H70V143H68V142H69ZM78 139H79V142H77ZM111 139L114 140V141H112ZM150 139H151V138H150ZM166 139H167V138H166ZM171 139H172V138H171ZM171 139L169 138V140H171ZM213 139L211 138L210 141L213 140ZM256 139H257V138H256ZM256 139H255L254 141H256ZM1 140H2V139H1ZM16 140H17V142H16ZM43 140H44V141H43ZM57 140H58V141H57ZM65 140H66V141H65ZM107 140H108V141H107ZM110 140H111V141H110ZM120 140H121V139H120ZM120 140H118L119 143H120ZM123 140H121V141H123ZM141 140H142V139H141ZM143 140H144V139H143ZM143 140H142V141H143ZM148 140H149V139H148ZM151 140H152V139H151ZM159 140H161V139H159ZM163 140H161V141H163ZM169 140L167 139L166 141L170 142ZM172 140H173V139H172ZM172 140H171V141H172ZM179 140H180V139H179ZM179 140H177V141H176V140L172 141V144H173V143L176 144V147H175V148H177V149H178V145L180 144ZM226 140H228V139H226ZM232 140L234 141V144H236V143H235V140L237 141L238 138L235 139V140L232 138ZM241 140H242V139H241ZM258 140H259V139H258ZM19 141H20V142H19ZM51 141H53V143H52ZM54 141H55L56 143H54ZM71 141H72V142H71ZM80 141H81V142H80ZM83 141H84V140H83ZM99 141H100V142H99ZM109 141L111 142L110 144H109ZM156 141H157V140H156ZM164 141H163V142H164ZM166 141H165V142H166ZM175 141H176V142H175ZM186 141H188V139H187ZM203 141H204V143H205L207 140H206V139H205V140L203 139ZM203 141H202V142H203ZM215 141H216V140H215ZM217 141L214 142L215 145H213V146H215V147L217 146L216 148H215V147H214V148L209 147V146H207V145H209V144H208V143H205V144H207V145H205V146H206V147H209L210 151L206 148L205 151H207V153H206L205 151H203V152L206 153V154H208V155H210V156L214 153L213 155L217 156V153L214 152V149L218 150V149H219L218 147H221V148L223 147L222 145H221V146L218 145V142H217ZM228 141L230 142V145L228 144V142H227V143L224 142L223 145H227V147L229 148V146H231V143H233V142H231V140H228ZM251 141H253V140H251ZM4 142H5V141H4ZM15 142H16V143H15ZM18 142H19V143H18ZM26 142H27V143H26ZM57 142L60 143V145H59V144H58V145L61 146V147H58ZM62 142H63V143H62ZM74 142H75V143H74ZM158 142H159V141H158ZM177 142H178V143H177ZM182 142H183V141H182ZM182 142H181V143H182ZM208 142H209V141H208ZM212 142H213V141H211V142H209V143H212ZM239 142H240V140H239ZM244 142H245V141L242 140L240 143H244ZM248 142H249V141H248ZM256 142H257V141H256ZM256 142H255V143H256ZM23 143H24V144H23ZM77 143H79V144H77ZM133 143H134V142H133ZM133 143H132V144H133ZM135 143H136V142H135ZM137 143H138V142H137ZM137 143H136V144H137ZM148 143H149V142H148ZM148 143H147V144H148ZM156 143H157V142H156ZM183 143H184V142H183ZM183 143L180 144L181 147H182ZM204 143H203V144H204ZM214 143H212V144H214ZM237 143H238V142H237ZM240 143H238L239 146H240ZM251 143H252V142H251ZM253 143H254V142H253ZM10 144H12V143H10ZM13 144H12V145H13ZM18 144H19V145H18ZM20 144H21V145H20ZM33 144H30V147H32ZM53 144H54V145H53ZM61 144H62V145H61ZM71 144H72V146H73L74 148H76V150H77V147H78V150H80V151H78V150L76 151L74 148H71ZM75 144H76V145H75ZM87 144H89V145H87ZM108 144H109V145H108ZM143 144H144V143L142 142V145H143ZM154 144H153V145H154ZM163 144H164V143H163ZM168 144H170V143H168ZM172 144H171V145H172ZM177 144H178V145H177ZM184 144H185V143H184ZM187 144H188V143H187ZM212 144H211V146H212ZM244 144H245V143H244ZM23 145H24V146H23ZM55 145H57V146H56V147H58L57 149H56ZM78 145H79V146H78ZM153 145H152V146H153ZM157 145H158V144H157ZM159 145H160V142H159ZM166 145H167V144L165 143V147H166L167 150H168V147H167L168 145H167V146H166ZM173 145H174V144H173ZM201 145H202V143H201ZM236 145H237V144H236ZM246 145H247V144H246ZM62 146H63V147H62ZM66 146H67V147H66ZM68 146H69V147H68ZM75 146H76V147H75ZM80 146L83 147L84 149H83V148L80 149ZM136 146H138V145H136ZM139 146H140V145H139ZM163 146H164V145H163ZM174 146H175V145H174ZM185 146H188V145H185ZM185 146H184V147H185ZM199 146H200V143H199ZM202 146H203V145H202ZM202 146H201V148H197V149H199V150H200V149H201V150L203 149V150H204V147H205V146H204V147H202ZM248 146H249V145H248ZM248 146H247V147H248ZM251 146H253V144L250 145V148H251ZM254 146H255V145H254ZM9 147H10V149H9ZM50 147H51V148H50ZM53 147H54V148H53ZM89 147H90V146H89ZM116 147H117V148H116ZM161 147H162V146H160L159 148L161 149ZM170 147H171V146L169 145V149H170ZM181 147H180L179 149H181ZM196 147H198V146H196ZM225 147H226V146H225ZM227 147H226V148H227ZM232 147H233V146H232ZM236 147H238V146H236ZM241 147H242V144H241ZM34 148H33V149H34ZM42 148H41L40 151H42ZM45 148H46V149H45ZM109 148H110V147H109ZM120 148H121V150H120ZM136 148H137V147H136ZM147 148H148V147H147ZM156 148H157V147H156ZM171 148H173V146H172ZM175 148H173V149H175ZM188 148H189V147H188ZM211 148L213 149L212 154H211V151H212ZM217 148H218V149H217ZM221 148L217 151L218 153L222 150ZM226 148H224L223 150H225ZM239 148H240V147H239ZM239 148H237V149H239ZM245 148H246V147H244V149H245ZM250 148H248V149H250ZM252 148H253V147H252ZM28 149H29V148H28ZM50 149H53V150H50ZM67 149H68V150H67ZM85 149H87V152H86V151L83 152ZM160 149H159V150H160ZM162 149H163V148H162ZM164 149H165V148H164ZM183 149H184V148H183ZM183 149H182V150H183ZM185 149H186V148H185ZM195 149H196V148H195ZM197 149H196V152L199 151V150H197ZM229 149H231V148H229ZM234 149H235V148H234ZM234 149H233V150H234ZM244 149H243V150H244ZM246 149H247V148H246ZM74 150H75V151H74ZM82 150H83V151H82ZM116 150H114V151H116ZM152 150H153V149H152ZM157 150H158V149H157ZM165 150H166V149H165ZM167 150H166V152H167ZM223 150H222V152H224ZM226 150H228V149H226ZM239 150H240V149H239ZM239 150H238V151H239ZM241 150H242V149H241ZM243 150H242V151H243ZM0 151H1V150H0ZM34 151H35V150H34ZM61 151H62V154H61V155L59 154L60 156H58L57 153H61ZM65 151H67V152H71V155L75 157V159L72 157V159H73V161H74L75 163L78 164V162L81 161V160H83L84 163H83V161H82L81 164L78 165V167L76 166L77 164L74 163L75 166H73V167H75V169H73V168H72V165H74V164H72L73 161H72V159L70 160V158L68 159V156H69L70 154L67 155V154H66L67 152H65ZM114 151H113V152H114ZM117 151H116V152H117ZM122 151H123V152H122ZM125 151H126V152H125ZM150 151H151V150H150ZM154 151H155V149H154ZM160 151H161V150H160ZM173 151H174V150H173ZM173 151H172V152H173ZM175 151H176V149H175ZM177 151L179 152V151H181V150H177ZM177 151H176V152H177ZM231 151H232V149H231ZM231 151L229 150V152L231 153L230 155L234 158L235 155H232V154H235V153H232ZM252 151H253V149H252ZM23 152H24V151H23ZM36 152H38V151H36ZM36 152H33V153H36ZM82 152H83V153H82ZM124 152H125V154H124ZM135 152L137 153L136 155H135ZM162 152H163V151H162ZM168 152L170 153L171 151H168ZM208 152H210V153H208ZM222 152H220V153H222ZM243 152H244V151H243ZM245 152H247V151H245ZM248 152H249V151H248ZM250 152H251V151H250ZM24 153H25V152H24ZM40 153H42V152H40ZM54 153H55V154H54ZM114 153H115V152H114ZM122 153L124 154L125 157L122 155ZM140 153H142V149H141V152H140ZM145 153H146V152H145ZM149 153H150V152H149ZM164 153H165V152H164ZM182 153H183V152H182ZM184 153H185V152H184ZM186 153H188V152H186ZM186 153H185V154H186ZM198 153H199V152H198ZM204 153H203V154H204ZM215 153H216V154H215ZM220 153L218 154L219 157H221V156L223 155V154H222V155L220 156ZM224 153H226V151H225ZM227 153H228V152H227ZM239 153H240V152H239ZM29 154L31 155V157L35 158V157H34L35 155L33 156L30 152H29ZM44 154H45V153H44ZM44 154H43V156H44ZM130 154H129V155H130ZM143 154H144V153H143ZM143 154H142V155H143ZM161 154H162V153H161ZM165 154H168V153H165ZM174 154L176 155L175 152H174ZM174 154H173V156H175ZM185 154H184V156H185ZM241 154H243V153H241ZM241 154H240V155H241ZM247 154H248V153H247ZM37 155H38V154H37ZM46 155H47V154H46ZM101 155H102V156H101ZM133 155H135L136 157L133 156ZM139 155H140V154H139ZM139 155H138V156H139ZM146 155H147V154H146ZM156 155H157V154H156ZM156 155H155V153L153 152V156L156 157ZM170 155H171V154H170ZM170 155H168V156H167V155H164L165 157H164L163 159H166V157H169ZM180 155H181V154H180ZM213 155H212V156H213ZM225 155H226V154H224V156H225ZM227 155H228V154H227ZM227 155H226L227 158H225V159H228V156H227ZM240 155H239V156H240ZM38 156H39V155H38ZM47 156H48V155H47ZM76 156H77V157H76ZM99 156H100L102 159H101ZM158 156H159V155H158ZM173 156H172V157H173ZM176 156H177V155H176ZM184 156H182V157H184ZM186 156H187V155H186ZM197 156H198V155H197ZM204 156H205V155H204ZM210 156H209V157H210ZM212 156H211L210 158H214V157H215V156H213V157H212ZM224 156L221 157V159L224 158ZM236 156H237V155H236ZM239 156H238V157H239ZM241 156H242V155H241ZM245 156H246V155H245ZM245 156H244V157H245ZM36 157H37V156H36ZM87 157H88L89 161H90L92 158H93V159H92L90 162H87V163H86V160H87V159L85 160V158H87ZM110 157H111V158H110ZM115 157H116V158H115ZM130 157H131V156H130ZM144 157H145V156H144ZM146 157H147V156H146ZM155 157H154V158H155ZM180 157H181V156H180ZM207 157H208V156H207ZM238 157H237V158H238ZM46 158L44 157V158H42L41 160H42V161H47V162H48V160H47ZM52 158H53V160H52ZM124 158H125V159H124ZM135 158H136V159H135ZM138 158H139V157H138ZM142 158H143V156H142ZM147 158H148V157H147ZM147 158H145V159H147ZM149 158H152V157H149ZM156 158H157V157H156ZM156 158H155V159H156ZM159 158H161V157H159ZM178 158H179V157H178ZM187 158H188V156H187ZM200 158H201V157H200ZM205 158H206V156H205ZM215 158H217V157H215ZM230 158H231V157H230ZM230 158H229V159H230ZM35 159H36V158H35ZM112 159H113V160H112ZM122 159H123V160H122ZM140 159H141V158H140ZM140 159H139V161H141ZM171 159H176V158H171ZM171 159H170V161H168V162H166V161H167V159H166V160H165L166 163L164 162L165 164H168V163L170 162V163H169V164H170V168H171V166H172V162L174 163V160L172 161ZM183 159H185V157H184ZM183 159H181V160L183 161ZM198 159H199V158H198ZM202 159H203V161L206 160V159H204V158H202ZM207 159H208V158H207ZM219 159H220V158H219ZM219 159H217V161H216V159H215V160H212V159H211V162H212V161H213V162L215 161V162H217V163H220L222 160L219 162ZM239 159L241 160V158H239ZM239 159H238V161L240 162ZM38 160H40V159H38ZM61 160H62V159H61ZM61 160H60V161H61ZM101 160H102V161H101ZM103 160H104V161H103ZM114 160H116V163H117V164L115 163ZM120 160H122V163H123L124 165L121 164V161H120ZM124 160H125V161H124ZM143 160H144V159H143ZM148 160H149V159H148ZM150 160H151V159H150ZM168 160H169V158H168ZM176 160H177V159H176ZM200 160H201V159H200ZM223 160H224V159H223ZM231 160H232V158L230 159V163H229V165H230V164H233L232 166H234L235 164L238 165V163H237L238 161L236 162L235 159H233V160L236 162V163H235L233 160H232V162H231ZM236 160H237V159H236ZM31 161H32V159H31ZM31 161L28 162V163H26L27 165L24 164V166L26 165V169H27V166H28V167H30V166L32 167L33 164H31ZM33 161H35V160H33ZM63 161H64V160H63ZM71 161H72V162H71ZM87 161H88V160H87ZM97 161H98V162H97ZM111 161H112V162H111ZM118 161H119V162H118ZM130 161H131L132 163H131ZM177 161H179V160H177ZM186 161H187V160H186ZM207 161H208V160H207ZM226 161H227V160L223 161V163L226 162ZM241 161L243 162V164H241V166H242V165H245L246 162L244 163L245 160H243V158H242ZM40 162H41V161H40ZM47 162H46V163H47ZM54 162H53V163H54ZM126 162H127V163L130 162V165H131V164H133V165L130 166V165H128ZM144 162H146V161H142L141 163H143V165H144ZM148 162H150V161H148ZM151 162H153V160H151ZM155 162H156V160L153 162L152 165H154ZM158 162H159V160H158ZM162 162H163V161H162ZM213 162H212V165H213ZM228 162H229V160H228ZM34 163H35V162H34ZM43 163H44V162H43ZM51 163H52V162H51ZM59 163H61V162H59ZM64 163H65V161L63 162V165L66 164V163H65V164H64ZM70 163H71V164H70ZM85 163H86V164H85ZM93 163H95V164H93ZM137 163H138V162H137ZM184 163L186 164V162H183L182 166L185 165ZM198 163L201 164V162H198ZM209 163H210V162H209ZM209 163L207 162V164H209ZM223 163H222V164H223ZM234 163H235V164H234ZM240 163H241V162H240ZM28 164H29V165L31 164V165L29 166ZM35 164H36V163H35ZM47 164H49V163H47ZM68 164L65 166V169H66V167L68 166ZM126 164H127V166H126ZM134 164H135V165H134ZM174 164H176V161H175ZM180 164H181V162H180ZM214 164H215V163H214ZM225 164H226V163H225ZM36 165H37V164H36ZM40 165H42V164H40ZM44 165L47 166L48 169L51 168V167L49 168L50 165H46V164H44ZM54 165H56V163H54ZM60 165H61V164H60ZM137 165H141V164L139 163V164H137ZM137 165L135 166L136 168H138ZM155 165H156V163H155ZM162 165H163V164H162ZM177 165H178V164H177ZM187 165H188V164H187ZM187 165H185V166H187ZM194 165H196V163H195ZM197 165H198V164H197ZM210 165H211V163H210L208 166H210ZM212 165H211V166H212ZM215 165H216L217 167H219V166H218L219 164H218V165L215 164ZM215 165H214V166H215ZM21 166H22V165H21ZM24 166H23V167H24ZM34 166H35V165H34ZM80 166H82V168H83L84 170H83ZM120 166H121V167H120ZM146 166H147V165H146ZM146 166H145V167H146ZM156 166H157V168H158V167H159V164L156 165ZM182 166L180 165V168H182ZM188 166H189V165H188ZM211 166H210V168H213V169L216 167V166H215V167H213V166L211 167ZM220 166H221V165H220ZM224 166H225V165H223L222 168H225ZM238 166H240V165H238ZM23 167H21V168H23ZM31 167H30V171H32V170H31ZM43 167H44V166H43ZM57 167H59V166H57ZM79 167H80L81 169H80ZM128 167H129V168H128ZM130 167H131V168H130ZM145 167H143V169H144L143 171H145L146 168H149V166H147L146 168H145ZM152 167H153V166H152ZM152 167L150 166L149 169H151ZM154 167H155V166H154ZM161 167H162V166H160L159 168H161ZM174 167H176V165L173 166V168H174ZM177 167H179V165H178ZM228 167H229V166H227L226 169H222V170H224L223 173L225 172L224 174H227V173L229 172V169H231V168H228ZM32 168H33V167H32ZM71 168H72L73 170H78V172L76 171V173H75V171H73ZM78 168H79V169H78ZM139 168H140V167H139ZM139 168H138V171H140ZM166 168H168V170H171V169L169 168V165H167ZM166 168H165V169H166ZM180 168H178V170H179ZM185 168H186V167H185ZM185 168H183V169H185ZM188 168H189V167H188ZM192 168H193V167H192ZM23 169H24V168H23ZM37 169H38V168H37ZM37 169H35V170H36L35 172H34V170L32 171V172L34 173V175L36 174V177L38 176V173H36V172L39 171V174H40V173H42L41 171L44 172V170H46V168H44V169H39V170H37ZM51 169H52V168H51ZM51 169H50V170H51ZM55 169H56V168H55ZM59 169H60V168H59ZM118 169H119L120 172L118 171ZM129 169H130V170H129ZM134 169H135V168H134ZM141 169H142V168H141ZM155 169H156V167H155ZM176 169H177V168H176ZM216 169H217V170H216ZM218 169H219V168H215V169H214V170H215L214 172L218 171V175L215 174V175H217V176H216L217 178L220 176V174H219V170H218ZM220 169H221V168H220ZM152 170H154V168H153ZM166 170H167V169H166ZM186 170H187V169H186ZM222 170H221V171H222ZM28 171H29V170H28ZM79 171H80V172H79ZM85 171H87V170H85ZM91 171H92V170H91ZM171 171L175 172L174 169H172ZM221 171H220V172H221ZM122 172H123V171H122ZM132 172H133V173H131V175H133V176H131V175L128 174V175H129V176L127 177L128 179L126 178L125 180H128V181H129L130 179H131V180L135 179V180L137 181V179L139 178V177L137 178L138 173L136 172V173H137V176H136V174H135V172H134L133 170H132ZM155 172H158V171H155ZM173 172H172V173H173ZM176 172H177V171H176ZM176 172H175V174H176ZM179 172H181V170H180ZM214 172H213V173H214ZM46 173H47V172H46ZM52 173H53V172H52ZM54 173H55V172H54ZM60 173H62V172H60ZM77 173H79V174H77ZM86 173L89 174L88 172H86ZM86 173H85L84 175H83V174H82V175H83V176H86V175H87ZM92 173H93V172H92ZM140 173H142V171H141ZM147 173L149 174V173H151V172H150V171L148 172V169H147ZM147 173H146V174H147ZM167 173H169V175H170L171 172L168 171ZM177 173H178V172H177ZM181 173H182V172H181ZM47 174H48V173H47ZM110 174H111V175H110ZM120 174H121V175H120ZM143 174H144V173H143ZM152 174H153V176H151V177H152V178H155L153 172H152ZM179 174H180V173H179ZM182 174H183V173H182ZM182 174H181V177L185 178L184 176H182ZM186 174H187V173H186ZM30 175H31V174H30ZM30 175H29V176H30ZM54 175H55V174H54ZM58 175H59V174H58ZM58 175H57V176H58ZM65 175H64V178L67 179V176L65 177ZM103 175L105 176V178H104ZM116 175H117V176H116ZM158 175H159V174H158ZM158 175L156 176L157 178L159 177ZM171 175H173V174H171ZM171 175H170V176H171ZM177 175H178V174H177ZM184 175H185V174H184ZM211 175H213V174H211ZM215 175H214V176H215ZM221 175H222V173H221ZM31 176H32V175H31ZM42 176H43V175H42ZM59 176H60V175H59ZM62 176H63V174H62ZM100 176H101V178L99 179ZM111 176H112V177H111ZM119 176H120V177H119ZM130 176L133 177V178H131ZM140 176H141V174H140ZM147 176H148V175H147ZM170 176H168V174H167V177H170ZM173 176H174V175H173ZM173 176H171V180H170V178H169V181H170L171 184H172L173 181H174V179L172 178ZM40 177H41V174L39 175V179H40L41 181H43V180H44V177H43V180H42ZM55 177H56V176H53V177H52V175H51V177H50V180H51L52 178H54V183L56 182V181H55V180H56ZM80 177H81V176H80ZM80 177H79V178H80ZM96 177H97L98 179H96ZM102 177H103V179H102ZM109 177H110V178H109ZM113 177H114V178H113ZM129 177H130V179H129ZM151 177H148V178L151 179ZM162 177L164 178V176H162ZM174 177H175V176H174ZM186 177H187V176H186ZM30 178H31V177H30ZM48 178H49V177H48ZM48 178H46V179L49 180ZM79 178H78V179H79ZM115 178H116V179H115ZM136 178H137V179H136ZM140 178H142V176H141ZM143 178L145 179V176H144ZM159 178H160V177H159ZM159 178H158V179H159ZM165 178H166V177H165ZM175 178H176V177H175ZM183 178H182V180H183ZM188 178H189V177H188ZM188 178H187V179H188ZM33 179H34V178H33ZM37 179H38V178H37ZM39 179H38V180H39ZM78 179H77V180H78ZM106 179H108L109 181L106 180ZM144 179H143V180H144ZM155 179H156V178H155ZM155 179H152V180L154 181ZM172 179H173V180H172ZM179 179H180V177H179ZM185 179H186V178H185ZM219 179H220V178H219ZM31 180H32V178H31ZM50 180H49V182H51ZM72 180H74V179H72ZM140 180H141V179H140ZM140 180L138 179V183H136V185H137V184L140 185L141 183H142V184L144 183V182H142V181L139 182ZM162 180H163V179H162ZM177 180H178V179H177ZM177 180H175L174 182H176ZM182 180H181V181H182ZM221 180H224V179H221ZM221 180H220V181H221ZM66 181H67V180H64V182H58V186H57V188H58L59 190H57V189H55V188L53 189L54 191H55V190H56V191H59V192H58L59 195H56V194H57L56 191H55L56 194H55V192L53 191L54 194H51L50 197H49V196L47 195V193H46V195L48 196V197H46V199H47V200H48L49 198L51 199V196L54 195V196H52V199L55 197L54 199H56V200L58 199L59 202H61L60 199H61L62 195H61V197H60V192H61V194H63L62 192L65 191L63 187H64L65 185L68 184V183L66 184ZM74 181H75V180H74ZM99 181H100V183H99ZM110 181H111V182H110ZM114 181H115V182H114ZM128 181H127V182H128ZM144 181H146V180H144ZM149 181H150V180H149ZM153 181H152V183H153ZM164 181H165V180H164ZM166 181H167V180H166ZM179 181H180V180H179ZM181 181H180V183H181ZM188 181H189V180H188ZM218 181H219V180H218ZM32 182H33V181H32ZM37 182H39V181H37ZM37 182H36V184L33 183V185H35V187H36L37 185H38V188H39V187H43V186H42L43 184H42L41 186H39V184H37ZM44 182H45V181H44ZM52 182H53V180H52ZM52 182L50 183V185L52 184ZM67 182H68V181H67ZM92 182H90V183H92ZM120 182H121V179H119V183H120ZM122 182H123V181H122ZM125 182H126V181H125ZM127 182H126V183H127ZM133 182H134V180H133ZM146 182H147V181H146ZM150 182H151V181H150ZM158 182H159V181H158ZM184 182H185V181H184ZM64 183H65V184H64ZM87 183H89V182H87ZM98 183H99V184H98ZM112 183H113L114 185H112ZM116 183H117V184H116ZM130 183H132V182H130ZM130 183H129V184H130ZM148 183H149V182H148ZM152 183H150V184H152ZM155 183H156V181H155ZM160 183H161V181H160ZM160 183H156V184H160ZM163 183H164V182H163ZM189 183H190V181L188 182V184H189ZM191 183H192V182H191ZM191 183H190V184H191ZM195 183H196V182H195ZM40 184H41V183H40ZM47 184H48V183H47ZM47 184H46V185H47ZM55 184H56V183H55ZM60 184H62V185H64V186L61 187ZM74 184H75V183H74ZM102 184H101V185H102ZM109 184H110V185H109ZM115 184H116V185H115ZM120 184H123V183H120ZM124 184H125V183H124ZM127 184H128V183H127ZM142 184H141V185H142ZM145 184L147 185V183H144L143 185H145ZM156 184H152V185H155V186H157L158 188H159L160 186H162V184H161L160 186H158V185H156ZM177 184H178V183H177ZM183 184H184V183H183ZM46 185H45V186H46ZM59 185H60V186H59ZM68 185H69V184H68ZM68 185H67V186H68ZM78 185H79V183H78ZM86 185H88V184H86ZM103 185H102L101 187H103ZM134 185H135V184H134ZM134 185H133V186H134ZM139 185L137 186L138 188H139ZM143 185H142V187H143ZM152 185H151V186H152ZM172 185H173V184H172ZM191 185H192V184H191ZM67 186H65V187H67ZM69 186H70V185H69ZM71 186H72V185H71ZM71 186H70V188H68V187H67V188L70 189V190L72 189V190H71V193H72L73 188H71ZM74 186H75V185H74ZM76 186H77V184H76ZM80 186H81V183H80ZM80 186H78V188H79ZM82 186H83V185H82ZM88 186H90V185H88ZM88 186H87V187H88ZM91 186H92V185H91ZM91 186H90V187H91ZM106 186L108 187V189H107ZM147 186L150 187V185H147ZM147 186H146V189H147ZM170 186H171V185H170ZM175 186H176V185H175ZM177 186H178V185H177ZM177 186H176V187H177ZM194 186H195V184L193 185V187H194ZM59 187H60V188H63V189L61 190ZM84 187H85V185H84ZM84 187H83V189H82L83 191H82V192L79 191V192L83 193V192H84ZM87 187H86V189H87ZM90 187H89V188H90ZM109 187H110V189H109ZM128 187H129V186H128ZM131 187H132V186H131ZM137 187H136V188H137ZM142 187H141V189H142ZM144 187H145V186H144ZM144 187H143V189H144ZM157 187H156V188H157ZM163 187H165V186H163ZM166 187H167V185H166ZM43 188H44V187H43ZM81 188H82V187H80L79 190H81ZM91 188H93V187H91ZM104 188H103V189H104ZM112 188H113V190H112ZM121 188H124V187H121ZM154 188H155V187L153 186V188H152L153 191H154ZM156 188H155V189H156ZM167 188H168V187H167ZM180 188H181V187H179L178 189H180ZM191 188H192V187H191ZM39 189H41V188H39ZM127 189H128V188H127ZM139 189H140V188H139ZM139 189H138V190H139ZM149 189H150V188H149ZM161 189H162V188H161ZM171 189H172V187H171ZM174 189H175V188L173 187V190H174ZM182 189H183V188H182ZM182 189H181L179 192H180V194L182 193V194L184 195L185 190H184V189L182 190ZM195 189H196V188H195ZM21 190L23 191V193H25V192H24V189H21ZM34 190L36 191L35 188H34ZM34 190L32 191V192H33L32 194L30 193L31 195H33V194L36 195V194H37V193L34 192ZM88 190L90 191V189H88ZM116 190L118 191V189H116ZM116 190H115V191H116ZM128 190H129V189H128ZM150 190H151V189H150ZM150 190H149V191H150ZM162 190H163V189H162ZM173 190H171V194H172L173 198H175L176 195L174 196V193H175L174 191H175L176 189H175L174 191H173ZM22 191H19V192H21V194H23ZM66 191H67V190H66ZM91 191H92V190H91ZM94 191H96V190H94ZM117 191H116V192H117ZM124 191H125V188H124ZM136 191H137V190H136ZM149 191H148V192H149ZM153 191H152V192H153ZM157 191H158V190H156V192L154 191V193H155V194H158ZM164 191H165V190H164ZM164 191H163V193H164ZM169 191H170V189H169ZM169 191H168V193H169V196H170V192H169ZM181 191H182V192H181ZM189 191H190V190H189ZM38 192H40V191H38ZM68 192H69V191H68ZM68 192H66V193H67L66 195H69V194H70V193L68 194ZM106 192H107V191H106ZM120 192L122 193L121 190H120ZM127 192H128V193H127ZM127 192H123V193H125L126 195H128V199L131 198V199H129V200H131V202H133L134 200H132V199H134V195H133V198H132V197H129V195L132 196L131 194H135V193H131V194H129V191H127ZM144 192H145V190H144ZM159 192H161V194H163L162 191H159ZM166 192H167V191H166ZM166 192H165V194H166ZM179 192H178V193H179ZM183 192H184V193H183ZM2 193H5V192H2ZM17 193H18V192H17ZM44 193H45V192H44ZM44 193H43V196L45 195ZM51 193H52V192H51ZM73 193H74V192H73ZM77 193H78V192H77ZM84 193L87 194L86 192H84ZM88 193H89V192H88ZM96 193H97V191H96ZM118 193H119V192H118ZM139 193H140V192H139ZM141 193H142V191H141ZM141 193H140V195L142 196ZM146 193H147V190H146ZM150 193H151V192H150ZM150 193H149V195H152V194H150ZM178 193H177V194H178ZM210 193H212V192H210ZM5 194H6V193H5ZM5 194H3V195H5ZM9 194L14 196V194H12V193H9ZM9 194H6L5 196L7 197ZM25 194H26V193H25ZM30 194H29V191H28L26 195L28 196V195H30ZM38 194H40V193H38ZM93 194H95V193H93ZM93 194L91 195L92 197H94ZM97 194H98V193H97ZM109 194H110L112 197H111ZM119 194H120V193H119ZM119 194H118V195H119ZM159 194H160V193H159ZM3 195H2V196H3ZM10 195H9L7 198H3V197H2V199H4V200H0V210H2V209H1V204H3V206H5V205L7 204V202H8V205H9V202H10V205L18 206V203H21V202L19 201L20 198L22 197V198L24 199V196L20 195V196H19L18 203H17L18 194H16L17 197L14 196V198H15L16 200L13 198V196H10ZM26 195H25V196H26ZM31 195H30V197H31ZM63 195H65V194H63ZM66 195H65V196H66ZM72 195H73V194H72ZM75 195H76V193H75ZM82 195H83V194H82ZM82 195H81V196H82ZM89 195H90V194H89ZM108 195H109V196H108ZM113 195H114V196H113ZM116 195H117V194H116ZM140 195H137V196H140ZM144 195H145V194H144ZM147 195H148V194H146V196H147ZM209 195H210V194H209ZM33 196H34V195H33ZM37 196L39 197L40 195H37ZM37 196H36V199H37ZM78 196H79V195H78ZM81 196H80V197H81ZM85 196H86V195H85ZM98 196H99V195H98ZM100 196H101V195H100ZM100 196H99V197H100ZM152 196L154 197V195H152ZM169 196H167V197H169ZM177 196H178V195H177ZM177 196H176V198H177V200H179V199H178L179 196H178V197H177ZM180 196H181V195H180ZM210 196H211V195H210ZM210 196H209V197H210ZM212 196H214V195L212 194ZM212 196H211V198H212ZM0 197H1V196H0ZM41 197H42V194H41ZM41 197H40V199H41ZM44 197H45V196H44ZM44 197H43V198H44ZM63 197H64V196H63ZM63 197H62V199H64ZM80 197H79V198H80ZM83 197H84V196H83ZM83 197H81V198H83ZM88 197H89V196H88ZM88 197H87V198H88ZM92 197H91V198H92ZM116 197H118V198H116V199H120V200H121V199H123V200H128V199H127V196H126V197H125V195L122 196V194H121V197H123V198H121V197L119 198V196H116ZM124 197H125L126 199H125ZM150 197H151V196H150ZM158 197L161 198V199H158V200H160V201L163 199V197H165V199H167L165 195H164L163 197H162V195H161V196H158V195H157V198H158ZM12 198H13V199H12ZM22 198H21V199H22ZM32 198H33V197H32ZM43 198H42L41 202L43 201ZM70 198H71V197H70ZM73 198H74L75 200H77L74 196H73ZM79 198H78V199H79ZM94 198H96V199H91V201H95V202L97 201V202H99L100 199H101V198H99V200H97L98 197H96V195H95ZM103 198H104V197H103ZM112 198H114V199H112ZM143 198H144V197H143ZM143 198H142V199H143ZM145 198H146V197H145ZM147 198H148V197H147ZM151 198H152V197H151ZM151 198H150V199H151ZM155 198H156V197H154V199H155ZM171 198H172V197L170 196V200H171ZM173 198H172V199H173ZM176 198H175V199H176ZM181 198H182V196H181ZM183 198H184V197H183ZM23 199H22V201L24 202ZM26 199L29 200L28 197H27ZM36 199H34V202H37V201H38V200H36ZM44 199H45V198H44ZM50 199H49V200H50ZM52 199H51V200H52ZM54 199H53V200H54ZM66 199H67V197H66ZM66 199H65V200H66ZM85 199H86V198H85ZM137 199H138V198H137ZM139 199H140V198H139ZM139 199H138V200H139ZM184 199H185V198H184ZM35 200H36V201H35ZM47 200H46V201H47ZM51 200H50V202L52 203ZM56 200H55V202H56ZM58 200H57V202H58ZM70 200H71V202H73L72 199H70ZM110 200H109L108 202H110ZM120 200H119V202H120ZM129 200H128V201H129ZM138 200H137V201H138ZM148 200H149V199H148ZM155 200H157V199H155ZM170 200H169V201H170ZM182 200H183V199H181V200L179 201V202H180L179 204L182 203ZM209 200H211V199H209ZM29 201H30V200H29ZM46 201L44 200V202H46ZM62 201H63V200H62ZM66 201L69 202V200H66ZM66 201H65V202H66ZM86 201H87V199H86ZM112 201H111V202H112ZM128 201H127V204H128ZM135 201H136V200H135ZM135 201H134V202H135ZM145 201H146V200H145ZM153 201H154V200L151 199V202H153ZM162 201L165 202V200H162ZM167 201H168V200H166V202H167ZM169 201H168V202H169ZM186 201H187V205H188V200H186ZM186 201H185V202H186ZM25 202H26V204L28 203L27 201H25ZM47 202H48V201H47ZM50 202H49V205H50ZM63 202H64V201H63ZM71 202H70V203H71ZM75 202H76V201H75ZM108 202H107V203H108ZM121 202H122V201H121ZM125 202H126V201H125ZM125 202L123 201L122 203H120V204H122V206H124V207H122V209L125 208V206L128 208V206L126 205ZM141 202H142V201H141V199H140V203H141ZM174 202H176V201H173V204H174ZM177 202H178V201H177ZM42 203H43V202H42ZM81 203H82V202H81ZM81 203H80V204H81ZM115 203H116V202H115ZM115 203H114V205H115ZM123 203H124L125 205H123ZM140 203H139V204H140ZM142 203H144V202H142ZM145 203H146V202H145ZM153 203H154V202H153ZM153 203L151 204V203L147 202L146 204H142V205H137V204H136V207H137V208H135V210H131V209H133L134 206H135V205H131V204H134V203H129L131 206H133V208H131V206H129L131 209L128 208V210H129V211L131 210V211H130V214H129V213H128V214H129V215H131V214L134 215V213H135V214L137 213L136 216L138 215V219H139V217L142 218V216H143L144 219H142V220L140 219V221H143V222H140V221H139L141 224H140L139 222L134 223L135 218L137 219V217H135V215H134V216H132V217L134 218V219H133L131 216H128L129 220H131V218L134 220V221L131 220V223H130V224H132V222H133V224H135V226H134V225H133V226L136 228V230H135L134 228H132V226H130V224H129V227H131L132 230H133V229H134V230H133V231H132V230L130 231V229H131V228H130L129 231L127 232V234H125V235H129V234L131 233L129 236H132V237H128V239H129V241H134L135 244H136L135 246H132L133 249H134L133 252H135L136 255L139 254L140 256H141V255H143V256H141L142 259H140V258H139V255H137V256H136V255H131L133 252H132V250L129 248L130 246L128 245V242L124 241V239H123L122 242L124 241V243H126V245H128L127 247L129 248V249H127V247L125 246V244H124V246H122V249H124V248L126 247L125 251H127V250L129 251V255H128V253H125V251H124V253H125L124 255H126V256H130V257H123V258H121V261H123V260L125 261V262L123 261L124 264H143L146 260H147L146 262L149 263V264H151L150 262H152L153 260L156 261V262L154 261L155 263H158L159 260H160V258L156 257V255L158 256V254H157V252H156L155 250H159V251H160V250H162V249H165V250L168 249V248H165V247L162 248V247H160V245H161V246H164V245H162V244H165V242H167V240H168L170 237H169L168 239H166V238H160V237H159V234H160V233L158 232V233H159V234H157V235H158V238L152 240L153 237H154L155 235H154V236H151V234H150V235L148 234V231H145V232H147V233L145 234V232H144V235H145V237H144L143 234H142L143 232H141V231H144V230H141V227L143 228L144 225H146V226L148 225V227L151 228V223H152V222H151V223H150V222L147 223V221L145 220V219H149V220H150L149 215H148L149 213L151 214V218H152V216L154 217L155 215H157V214H155V213H158V214L160 213L161 216H162V213L159 212V211H157V209L155 208V207H159V206H155V205H154V206H155V207H154V206H152ZM161 203H162V202H161ZM169 203L172 204V202H169ZM169 203H168V204H169ZM183 203H184V202H183ZM183 203H182V204H183ZM4 204H5V205H4ZM26 204L22 203V206H24V205H26ZM32 204H33V203H32ZM34 204H35V203H34ZM43 204H44V203H43ZM53 204H54V203H53ZM57 204H60V203H57ZM61 204H62V202H61ZM64 204H65V203H64ZM64 204H63V207H64ZM71 204H73V203H71ZM74 204L76 205V203H74ZM84 204H85V203H84ZM111 204H112V203H111ZM129 204H128V205H129ZM147 204H148V207H149V208H147V206H146ZM155 204H156V205H160V202H159V203H155ZM165 204H166V203H165ZM20 205H21V204H20ZM27 205H28V204H27ZM108 205H109V203H108ZM118 205H119V204H118ZM162 205H164V204L162 203L160 206L162 207ZM175 205L178 206V204H176V203H175ZM184 205H185V204H184ZM184 205L182 206L183 209H184ZM187 205H185V206H186L185 210H184V211L182 210L184 214L187 213V212H186V209H187V208L189 209V207H188ZM214 205H215V204H214ZM214 205L211 204V206H214ZM3 206H2V207H3ZM22 206H20V208H21ZM46 206H47V205L45 204V205H44V208H45V209H44V212H45V214H46V212L49 211V209H50V208L48 209ZM50 206H51V205H50ZM52 206H53V205H52ZM52 206H51V208H52ZM57 206H58V205H57ZM61 206H62V205H61ZM76 206H77V205H76ZM78 206H79V205H78ZM87 206H88V203H87ZM116 206H117V205H116ZM143 206H146V208L143 207ZM166 206L169 207L168 205H166ZM171 206H172V205H171ZM171 206H170V207H171ZM179 206H181V205H179ZM202 206H203V205H202ZM215 206H216V205H215ZM9 207H10V206H9ZM25 207H26V206H25ZM30 207H31V204H30ZM37 207H38V206H37ZM39 207L41 208L40 205H39ZM48 207H49V206H48ZM63 207H62V208H63ZM68 207H69V205H68ZM71 207H72V206H71ZM83 207H84V206H83ZM111 207H112V205H111ZM111 207L109 208V209H110L109 211H112V212H113V209H111ZM142 207H143V208H142ZM151 207H154V208L151 210V209H150ZM173 207H174V205H173ZM198 207H201V205H198ZM198 207H196V210L194 209L193 212H195V211H198V212H199V210H198L199 208H198ZM10 208H11V207H10ZM23 208H24V207H23ZM23 208H22V209H23ZM26 208H27V207H26ZM28 208H29V207H28ZM31 208H33V207H31ZM35 208H36V207H35ZM40 208H37V209H40ZM66 208H67V207H66ZM73 208H74V207H73ZM85 208H86V207H85ZM112 208H113V207H112ZM127 208H125V209H123V210H126ZM140 208H142V209H140ZM171 208H172V207H171ZM178 208H179V207H178ZM211 208H212V207H210L209 209H211ZM215 208H216V207H215ZM8 209H9V208H8ZM8 209H7V210H8ZM14 209H15V208H14ZM16 209H18V212H17V211H15V212L19 214V215L17 214V215L19 216V217L17 218L18 220H17V222H16V223H19V224L17 225V228L19 229V231L21 230V232H22V231L24 232V231L26 230V229L24 230V228H25V226H26V225H24V223H25L24 220H26V218H24L25 216L23 217V216L21 215L22 219H24V220L21 219L22 222H20L21 220H20L19 208H16ZM37 209H36V210H37ZM41 209H42V208H41ZM41 209H40V214H39L38 210H37V212H35V213H38V215H41ZM57 209H58V208H57ZM75 209H76V207H75L74 209H72V210H75ZM77 209H78V208H77ZM89 209H90V208H88V210H89ZM116 209L119 210L118 208L115 207V210H116ZM159 209H161V208H158V210H159ZM163 209H164V208H163ZM163 209H162V210H163ZM165 209H166V208H165ZM165 209H164V210H165ZM173 209H174V208H173ZM180 209H181V208H180ZM201 209H202V208H201ZM213 209H214V207H213ZM217 209H218V208H216V209L214 210L215 213H216V210H217ZM24 210H26V209H24ZM24 210H22V211H24ZM30 210H31V209H30ZM36 210H35V211H36ZM53 210H54V209H53ZM58 210L60 211V210H61V207H60V209H58ZM63 210H65V208H63ZM67 210H68V213L66 212L67 214H65L64 211H62V212L60 211V212L63 213L64 216H66V217H67V215L71 216L73 213H72V214L69 213L70 207H69V209L67 208ZM67 210H66V211H67ZM72 210H71V212H73ZM120 210H121V206H120ZM123 210H122L121 212H123ZM150 210L152 211V213H151ZM167 210H168V208H167ZM171 210H172V209H171ZM171 210L169 209V212H168V211H167V212L170 213ZM174 210H177V209H176V206H175V209H174ZM178 210H179V209H178ZM178 210H177V211H178ZM218 210H219V209H218ZM2 211H5V208H4ZM27 211H28V209H27ZM32 211L34 212L33 209H32ZM42 211H43V209H42ZM59 211H58V213H59ZM132 211H134V212H132ZM165 211H166V210H165ZM172 211H173V210H172ZM187 211H188V210H187ZM202 211H203V209H202ZM204 211H205V210H204ZM204 211H203L202 213H208V212H204ZM214 211H213V212H214ZM221 211H223V210H220V211H218V212H220V213L222 214ZM24 212H25V211H24ZM28 212H29V211H28ZM28 212H26V214H29ZM30 212H31V211H30ZM44 212H43V213H44ZM51 212H53L52 209H51ZM75 212H77V211H75ZM78 212H79V211H78ZM81 212H82V211H81ZM88 212L90 213V211H88ZM112 212H111V213H112ZM117 212L119 213L120 211H117ZM127 212H128V211H127ZM127 212L125 211V212H123V214H124V213L127 214ZM167 212H166L165 215H167ZM175 212H176V211H174V214H175ZM179 212H180V211H179ZM179 212H178V213H179ZM188 212H189V211H188ZM193 212L191 213V214H192V217H193V214L195 215V213H193ZM198 212H196V214H197ZM200 212H201V210H200ZM210 212H212V211H210ZM210 212H209V213H210ZM0 213H1V217H2V215H4V214H5V215L8 214V213H5V212H4V213H3V212H0ZM53 213L55 214V212H53ZM82 213H83V212H82ZM85 213H86V210H85ZM91 213H92V212H91ZM114 213H115V212H114ZM139 213H140V214L142 213L143 215L141 214L142 216H141V215L139 216ZM172 213H173V212H172ZM172 213H170V214H172ZM209 213H208V214H209ZM220 213H219V215H221ZM13 214H14V213H13ZM21 214H22V213H21ZM31 214H32V213H31ZM50 214H52V213H50ZM59 214H60V213H59ZM75 214H76V213H74L73 215H75ZM83 214H84V213H83ZM83 214L81 215V217H82V216H85V215H83ZM123 214H122V215H123ZM126 214H125V215H126ZM152 214H153V215H152ZM160 214H159V215H160ZM163 214H164V212H163ZM176 214H177V213H176ZM176 214H175V216H176ZM180 214H182V213H180ZM223 214H224V211H223ZM223 214H222V215H223ZM5 215H4L3 218H5ZM23 215H24V214H23ZM33 215H34V213H33ZM46 215H48V214H46ZM52 215H53V214H52ZM55 215H56V214H55ZM55 215H54V216H55ZM57 215H58V214H57ZM60 215H61V214H60ZM73 215H72V216H73ZM88 215H89V214H88ZM91 215H93V213H92ZM144 215H145V216H144ZM146 215H148V216H147L148 218L146 217ZM182 215H183V214H182ZM185 215H190V214H185ZM200 215L202 216V214H198V216H200ZM217 215H218V214H217ZM31 216H32V215H31ZM44 216H45V215H43V218H44ZM50 216H51V215H50ZM54 216H52L53 220H54V218H55ZM69 216H68V217H69ZM75 216H78V215H75ZM79 216H80V214H79ZM86 216H87V215H86ZM86 216H85V217H86ZM118 216H119V215H118ZM161 216H156V217H158V220H159V219L161 218ZM173 216H174V215H173ZM175 216H174V217H175ZM178 216L181 217V215H178ZM195 216H196V215H195ZM195 216H194V217H195ZM207 216H208V215H207ZM207 216H206V214H205V217H204V218H203V217L200 218V219L203 218V220H200V221L203 222ZM210 216H211V215H210ZM213 216L215 217L216 215L214 214ZM8 217H10V216H8ZM11 217H12V215H11ZM15 217H17V216L15 215ZM15 217H14V218H15ZM27 217H28V216H27ZM32 217H33V216H32ZM58 217H59V216H58ZM61 217H63V215H61ZM61 217H60V220H61ZM85 217H82V218H85ZM130 217H131V218H130ZM159 217H160V218H159ZM186 217H187V216H186ZM192 217H191V218H192ZM214 217H213V218H214ZM217 217H219V216H217ZM45 218H46V217H45ZM45 218H44V219H45ZM56 218H57V217H56ZM56 218H55L56 221H60L59 219H56ZM121 218H122V216H121ZM124 218H125V216H124ZM164 218H167V219H168V218H170V217H166V216H165ZM175 218H176V217H175ZM175 218H174V219H175ZM182 218H184V217H182ZM191 218H190L189 221H192V222H193V220H191ZM196 218H197V217H195V219L193 218V219H194V223H195L194 225H196V223H197L196 221L199 220V218H197V219H196ZM220 218H221V217H220ZM8 219H9V218H8ZM8 219H6V220L8 221ZM12 219H13V218H12ZM12 219H11V220H12ZM44 219H43V220H44ZM47 219L50 220L49 215H48V217L45 219V220H46V221H45L46 224H45L44 226H46V225L49 224V223H48L49 221H48ZM87 219H88V216H87ZM156 219H157V218L153 219V220H155V221H154V222H155V225H156ZM162 219H163V218H162ZM171 219H172V218H170V219H168V220L171 221ZM177 219H178V221H180L179 218H176V220H174V221L176 222ZM187 219H189V218H187ZM207 219H208V217L206 218V220H207ZM209 219H212V217H211V218L209 217ZM0 220H1V219H0ZM9 220H10V219H9ZM55 220H54V224H58V225H60V223H58V222L56 223ZM120 220H121V219H120ZM153 220H152V221H153ZM158 220H157V224H158ZM168 220H167V221H168ZM182 220H183V219H182ZM184 220H185V219H184ZM195 220H196V221H195ZM218 220H219V221H217V222L214 221L213 219L210 220V221H213V224H214V222H215V224H216V226H217V225L220 224V223L218 224V222H220V219L218 218ZM12 221H13V220H12ZM18 221H19V222H18ZM26 221H27V220H26ZM85 221H87V220L85 219ZM85 221H84V223H85ZM88 221H89V220H88ZM122 221H123V218H122ZM124 221H127L126 218H125ZM136 221H137V220H136ZM164 221H165V220H164ZM207 221H208V220H207ZM8 222H10V221H8ZM8 222H7L6 226L9 225ZM45 222H44V223H45ZM129 222H130V221H127V223H129ZM144 222H145L146 224H145ZM160 222H162V220H161ZM168 222H169V221H168ZM168 222H167V223H168ZM175 222H173V220H172V224L175 223ZM180 222H182V221H180ZM183 222H184V221H183ZM187 222H188V221H187ZM198 222H199V221H198ZM0 223H1L0 225H2V221H1ZM3 223H6V222H5V219L3 220ZM27 223H28V222H26L25 224H27ZM30 223H31V222H30ZM32 223H33V222H32ZM47 223H48V224H47ZM50 223H51V220H50ZM52 223H53V221H52ZM86 223H88V222H86ZM121 223L123 224V222H121ZM137 223H138V224H137ZM142 223H143V224H142ZM162 223H164V222H162ZM165 223H166V221H165ZM184 223H186V222H184ZM199 223H200V222H199ZM199 223H198V224H199ZM205 223L208 224V222H206V221H205ZM205 223H204V225L201 223L200 226H198V227L201 228L202 225H203L202 227H205ZM22 224H23V225H22ZM33 224H34V223H33ZM61 224L63 225L62 220H61ZM136 224H137V225H136ZM176 224H177V223H176ZM180 224H181V223H180ZM207 224H206V227H207ZM211 224H212V223H211ZM215 224H214V225H215ZM4 225H5V224H4ZM11 225H12V224H11ZM11 225H10V227H11ZM20 225H22V226H21L22 228L18 227V226H20ZM28 225H29V224H28ZM28 225H27V230H26L27 232H29L28 229L30 228V227H29L30 225H29V226H28ZM49 225H50V224H49ZM139 225H141V227H140ZM142 225H143V226H142ZM155 225H154V226H155ZM160 225H161V224H160ZM177 225H178V224H177ZM177 225H176V226H177ZM182 225H183V224H182ZM185 225H186V227H185V229H186L188 225H187V224H185ZM190 225H191V222H190ZM192 225H193V223H192ZM6 226H3L2 228H1V226H0V229L2 230V229H3L4 227H6ZM12 226H13V225H12ZM15 226H16V225H14V227H15ZM23 226H24V228H23ZM31 226H32V225H31ZM50 226H51V225H50ZM50 226H47V227H45V228L49 229L48 227H50ZM152 226H153V224H152ZM162 226H163V225H162ZM164 226H167V224L164 225ZM8 227H9V226H8ZM8 227L4 228L5 230H2V231L0 230V231H1V232L4 231L5 234H7L8 231H6V229L9 230ZM51 227H52V226H51ZM51 227H50V229H53V228H51ZM54 227H55V225H54ZM56 227H57V226H56ZM63 227H64V228H61V230H62V229L65 230V229L67 228V225H66V226L63 225ZM65 227H66V228H65ZM138 227L140 228L139 230L137 229ZM148 227H147V228H148ZM158 227H159V226L157 225V227H155V228L157 229ZM170 227H172V226H170ZM188 227H190V226H188ZM192 227H193V226H192ZM210 227H211V226H209V230L205 228L206 231H207V230L209 231V235H210V233L213 231V229H211L212 231H210ZM214 227H215V226H214ZM58 228H60V226H58V227H57V230H56V231L59 233L60 231L58 230ZM68 228H69V227H68ZM68 228H67V230H68V232H69V233L67 232L68 235H67L66 233H64V232H66L67 230H65V231L62 230L63 232H62V231H61V232H62L63 234H65V235H64V236H60V237H66V240H67V237H68L69 234H70V229H68ZM114 228H115V227H114ZM124 228H125V227H124ZM126 228L128 229V225H127ZM144 228H145V226H144ZM147 228H146V229H147ZM150 228H148V229H150ZM160 228L163 229L162 227H160ZM160 228H159V229H160ZM165 228H166V227H165ZM177 228H179V227H177ZM183 228H184V227H183ZM199 228H198V229H199ZM207 228H208V227H207ZM212 228H213V226H212ZM215 228H216V227H215ZM10 229H11V228H10ZM32 229H33V228H31V230H32ZM47 229H46L45 231H47ZM50 229H49V232H51ZM106 229H107V228H106ZM108 229H110V228H108ZM112 229H113V227H112ZM112 229H111V230H112ZM127 229H125V231H123V229H122L121 232L123 231V233H125ZM148 229H147V230H148ZM152 229H153V227L151 228V231H152ZM159 229H158V230H159ZM170 229H171V228H167L165 232L163 231V232H161V233H162V234H166V236H167V235H168V231H169L170 234H171V232H172V237H173V236L176 235V233L179 232V231L176 232V230H172V229H176V227H175V228H172L171 231H170ZM188 229L190 230L191 228H188ZM193 229H195V228L193 227ZM193 229H191V230H193ZM196 229H197V228H196ZM198 229H197V230H198ZM202 229H203V228H202ZM202 229L200 230V232H202ZM216 229H217V228H216ZM12 230H17V229H14V228H13ZM12 230H11V231H12ZM31 230H30V231H31ZM137 230H138V231H137ZM140 230H141V231H140ZM167 230H168V231H167ZM181 230H182V228H181ZM197 230H195V231L193 230V231H194L193 234H194ZM17 231H18V230H17ZM113 231H114V230H113ZM159 231H160V230H159ZM173 231H175V233H174ZM183 231L185 232V230H182V232H183ZM4 232H3V234H4ZM13 232H14V231H13ZM13 232H12V233H13ZM27 232H26V233H27ZM61 232H60V234H61ZM129 232H130V233H129ZM140 232H141V233H140ZM149 232H150V231H149ZM187 232H188V234H189V231H187ZM203 232H204V231H203ZM203 232L201 233V234H202V237H203ZM213 232H214V231H213ZM12 233H11V234H12ZM16 233H17V232H16ZM18 233H19V234H17V236L20 235V237H21L22 234H23V233H20V232H18ZM51 233H52V232H51ZM103 233H105V232H102V234H103ZM137 233H140V234H138V236H137ZM150 233H151V232H150ZM185 233H186V232H185ZM190 233H191V231H190ZM198 233H199V231H198ZM198 233L196 232V234H198ZM207 233H208V232H207ZM3 234H2V233L0 234V237L4 239V240H3V239H0L1 241H3L2 243L0 242V243H1V246L4 245V244L6 245V241H7V242H8V241L11 242L12 240H16V239H17V238H15V239L13 238L14 236H16V235H14V234H13L14 236L12 237L13 239H12L11 237H7V235L9 234V232H8V234H7L6 236H5V234H4V235H3ZM48 234H49V233H48ZM63 234H62V235H63ZM92 234L94 235V233H92ZM107 234H109V233L106 232V236H107ZM113 234H114V232H113ZM113 234H112V238H110V234H109L107 237L113 240V238L116 237V236H115L116 234H114V235H113ZM118 234H120V233H118ZM132 234H134V235H132ZM152 234H153V231H152ZM154 234H156V232H154ZM179 234H180V233H179ZM188 234H186V235H188ZM191 234H192V233H191ZM193 234H192V235H193ZM211 234H212V233H211ZM214 234H215V232H214ZM9 235H10V234H9ZM23 235H25V232H24ZM27 235H28V233H27ZM50 235H51V234H50ZM66 235H67V236H66ZM70 235H72V234H70ZM96 235H97V234H96ZM98 235H99V237H98L99 242H101V241H105V240H100L99 238H102V236H100V234H98ZM122 235H123V234H122ZM139 235H140V236H139ZM199 235H200V233H199ZM212 235H213V234H212ZM212 235H210V236H212ZM2 236H5V237H2ZM103 236L105 237L104 234H103ZM134 236H135V237H134ZM141 236H142V237H141ZM149 236H150V237H149ZM161 236H162V235H161ZM166 236H164V237H166ZM170 236H171V235H170ZM181 236H182V235H181ZM184 236H185V235H184ZM189 236H190V234L188 235V237H189ZM196 236H197V235H196ZM205 236L210 237V236H208L207 234H206ZM213 236H214V235H213ZM215 236H216V235H215ZM6 237H7V238H6ZM20 237L18 236L19 240H20ZM27 237H28V236H27ZM27 237H26V238H27ZM52 237H55V236H52ZM57 237H58V236H57ZM69 237H70V236H69ZM88 237H89V236H88ZM117 237H119V236H117ZM120 237H121V238H124V237H122V236H120ZM133 237H134V238H133ZM139 237H140V238H139ZM155 237H157V236H155ZM155 237H154V238H155ZM162 237H163V236H162ZM175 237H178V236H175ZM188 237H186V238H188ZM9 238H11V239L9 240ZM22 238H23V236L21 237V240H24V239H25V237H24V239H22ZM72 238H73V237H72ZM93 238H97V237L94 236ZM93 238L91 237V239H93ZM105 238H106V237H105ZM132 238H133V239H132ZM136 238H138V239H136ZM147 238H149V239H147ZM180 238L182 239V237H180ZM191 238H192V237H191ZM191 238H190V239H191ZM193 238H194V237H193ZM200 238H201V237H200ZM212 238H214V237H212ZM6 239H7V240H6ZM91 239H90V240H91ZM117 239H118V241L120 240L119 238H117ZM117 239L114 238V240H116V242H117ZM125 239H127V237H126ZM171 239H172V238H171ZM171 239H169V240H171ZM174 239H175V238H174ZM176 239H178V238H176ZM184 239H185V237H184ZM190 239H189V240H190ZM194 239H195V238H194ZM201 239L203 240V238H201ZM204 239H207V238H204ZM209 239L211 240V238H209ZM5 240H6V241H5ZM17 240H18V239H17ZM21 240H20V241H21ZM69 240L71 241V240H73V239H71V238L68 239V241H67L68 243L66 242L67 244H69L68 246H70V243H71V242H69ZM212 240H213V239H212ZM214 240H215V239H214ZM214 240H213V242H212L211 244H212V246H213L212 248H214V251H213V252H216L215 250L218 251L219 248L216 247V245H217L216 240H215L216 245H215V247H214V245H213ZM218 240H219V239H218ZM76 241H77V240H74L75 244H74V242H73V244H74V246L77 247V246H78V243H76ZM93 241H94V240H93ZM93 241H92V242H93ZM174 241H175V240H174ZM180 241H181V240H180ZM183 241L186 242V241H188V240L186 239V240H183ZM206 241H207V240H206ZM206 241H205V242H206ZM208 241H209V240H208ZM235 241H236V240H235ZM4 242H5V243H4ZM17 242H18V241H16V243H17ZM22 242H23V241H22ZM22 242H19V243H22ZM77 242H78V241H77ZM79 242H80V241H79ZM95 242H96V243H94V244H97L98 241L96 240ZM119 242H120V241H119ZM119 242H118V243H119ZM172 242H173V240H172ZM175 242H177V241H175ZM175 242H174V243H175ZM189 242H190V241H189ZM203 242H204V240H203ZM12 243H13V242H11V244H12ZM16 243H15V241H14V245H16ZM85 243H86V242L84 241V243H82V244L80 243L79 245H83V244H85ZM102 243H103V242H101L100 245H101ZM108 243H109V242H108ZM131 243H132V242H131ZM168 243H169V242H168ZM177 243H179L180 245L182 244V242H177ZM194 243H195V242H194ZM207 243L210 244V242H207ZM207 243H206V244H207ZM76 244H77V245H76ZM103 244H106V246H107V242H106V243L104 242ZM103 244H102V245H103ZM129 244H130V243H129ZM170 244H171V242H170ZM184 244H185V243H183V245H184ZM201 244H202V243H201ZM203 244H205V243H203ZM209 244H208V245H209ZM7 245H8V244H7ZM20 245L22 246V244H20ZM20 245H19V246H20ZM88 245H89V244H88ZM113 245H114V244H113ZM122 245H123V244H122ZM165 245L169 246L168 244H165ZM175 245H177V244L175 243ZM175 245H174L173 247H175ZM185 245H188V244H185ZM220 245H221V244H220ZM235 245H236V244H235ZM1 246H0V251H1V252H0V255L2 254L3 251L7 250V249H6V246H4L5 250H4V248H3V250H1V249H2ZM9 246H10V245H9ZM108 246H109V244H108ZM115 246L117 247V245H115ZM119 246H120V245H119ZM167 246H166V247H167ZM177 246H178V245H177ZM204 246H205V245H204ZM217 246H218V245H217ZM70 247H72V246H70ZM76 247H75V248L72 247V248H73L72 251L75 249V250H77L76 252H78V251H79L78 253L81 252V253L79 254V255H81L82 252H83L82 249H83L84 247L82 248L81 246H79L80 248H79V247H78V248H79V249L82 248L81 250H78ZM85 247H87V246H85ZM112 247H113V246L110 245V249H111V251L113 250L112 252H114V249H112ZM123 247H124V248H123ZM170 247H172V246H170ZM180 247H181V246H180ZM219 247H220V246H219ZM236 247H237V246H236ZM11 248H12V245H11ZM13 248H14V246H13ZM117 248H118V247H117ZM117 248H115V249H117ZM120 248H121V247H120ZM160 248H162V249H160ZM177 248H178V247H177ZM185 248H186V247H185ZM185 248H184V249H185ZM210 248H211V246H210ZM215 248H216V249H215ZM217 248H218V249H217ZM8 249H10V247H9ZM16 249H17V248H16ZM186 249H187V248H186ZM260 249H261V248H260ZM11 250H12V249H11ZM106 250H107V249H106ZM108 250H109V249H108ZM108 250H107V251H108ZM165 250H162V251L165 252ZM169 250H170V248L168 249V251H169ZM174 250H175V249H174ZM174 250H173V248H171V252L175 253ZM176 250H177V249H176ZM176 250H175V251H176ZM212 250H213V249H212ZM220 250H221V249H220ZM245 250H246V249H245ZM247 250H248V249H247ZM262 250H264V248H262ZM7 251H9V250H7ZM107 251H106V252H107ZM111 251H109V254L112 256V254H114V253L111 254V253H110ZM118 251H123V250L120 249V250H118ZM128 251H127V252H128ZM153 251L156 252L155 257L158 258L159 260H156L155 257H154V259L152 260L153 256H152L151 254L153 253ZM179 251H180V250H179ZM179 251H178V252H179ZM249 251H252V250H249ZM256 251H257V250H256ZM258 251H259V249H258ZM74 252H75V251H74ZM106 252H105V255H103V256H105L106 258H107V256H108L107 260H106L105 258L103 259L102 254H101L102 259L99 258V260H102V261H103V260H106V261H108L109 259L112 258L110 255H108V254L106 255ZM115 252H116V251H115ZM180 252H181V251H180ZM243 252H245L246 254H245V256L242 255L241 258H239L240 264H249V262H253V263H256V262H257V261L254 262V260L251 261V260H250V257H246V255L252 256V255H250L249 253L247 254V251H243ZM262 252H263V251H262ZM4 253H6V251H5ZM4 253H3V255H4ZM12 253H13V252H12ZM12 253H11L10 255H13ZM107 253H108V252H107ZM118 253H119V252H118ZM122 253H123V252H122ZM147 253H148V254H147ZM166 253H167V252H166ZM166 253H165V256H168V258H170V256H171L170 252L167 253V254H170V256L167 255ZM250 253H252V252H250ZM254 253H255V251H254ZM259 253H260V252H259ZM6 254H9V253H6ZM6 254H5L4 256H6ZM96 254H98V253H96ZM115 254H116V253H115ZM115 254H114V255H115ZM120 254H121V252H120ZM133 254H134V253H133ZM145 254H147V256H146ZM153 254H155V253H153ZM159 254H160V256H161V260H162V261L164 260L165 262H167V260H165L166 257H163V254L161 255V252H160ZM176 254H177V253H176ZM260 254H261V253H260ZM20 255H24V254H20ZM72 255L74 256V254H72ZM79 255H78V258H79ZM83 255H84L83 257L86 256L85 253H83ZM124 255L121 254V256H124ZM179 255H180V254H178V257H179ZM181 255L184 256V254H182V252H181ZM258 255H259V254H258ZM261 255H263V253H262ZM1 256H2V255H1ZM4 256H3V257H4ZM81 256H82V255H81ZM90 256H91V255H90ZM94 256H95V255H94ZM98 256L101 257V256H100V253H99V255H97V258H98ZM109 256H110L111 258H109ZM115 256H117L118 258L121 257V256H119V255H115ZM172 256H174V254H172ZM175 256H177V255H175ZM253 256H255V255H253ZM13 257L16 258L15 256H13ZM76 257H77V254H76ZM76 257H75V259H76ZM83 257H82V260H84L85 258H86V260L88 259L87 256H86L85 258H83ZM91 257H92V260H93V256H91ZM136 257L139 258L140 260L137 259ZM149 257H150V258H149ZM151 257H152V258H151ZM180 257H182V256H180ZM236 257H238V256H236ZM236 257H235L234 259H236ZM259 257H260V256H259ZM261 257H262V256H261ZM261 257H260V258H261ZM263 257H264V256H263ZM0 258H1V257H0ZM6 258H8V257H6ZM19 258H20V257H19ZM22 258H25V256L22 257ZM71 258H72V256H71ZM71 258H69V260H68V262H67L68 264H84V263H85L84 261H83V263H80V261H78V259H76L77 261H75L74 259H71ZM73 258H74V257H73ZM113 258H114V256H113ZM115 258H116V257H115ZM125 258H126V259L128 258V259L126 260ZM147 258H148V259H147ZM163 258H164V259H163ZM256 258H257V257H256ZM3 259H4V258H3ZM11 259H12V257H11ZM11 259H10V261H11ZM16 259H17V258H16ZM16 259H12V260H15V262H16ZM79 259H80V258H79ZM149 259H151L152 261L149 260ZM171 259H174V258H171ZM171 259H170V260H171ZM176 259H177V258L175 257V260H176ZM178 259H180V258H178ZM183 259H184V257H183ZM6 260H7V259H6ZM80 260H81V259H80ZM82 260H81V261H82ZM86 260H85V261H86ZM111 260H112V259H111ZM111 260H110V261H111ZM161 260H160V261H161ZM181 260H182V259H181ZM249 260H250V261H249ZM3 261H4V260H3ZM23 261H24V259H23ZM89 261H91V259L88 260L87 263H89ZM97 261H98V260H97ZM106 261H103V262H106ZM113 261H114V260H113ZM117 261H118V260H117ZM119 261H120V260H119ZM119 261H118V263H119ZM137 261H138V262L141 261V263H140V262L138 263ZM142 261H143V262H142ZM148 261H150V262H148ZM157 261H158V262H157ZM162 261H161V262H162ZM178 261H179V260L175 261V264H176V263L178 264V263L180 262V261H179V262H178ZM183 261H184V260H183ZM183 261H182V262H183ZM186 261H187V260H186ZM233 261H234V260H233ZM1 262H2V258H1ZM13 262H14V261H13ZM17 262H18L19 264L21 263L20 260L17 261ZM93 262H94V260H93ZM95 262H96V261H95ZM100 262H101V261H100ZM100 262H99V263H93V264H100ZM111 262H112V261H111ZM123 262H120V263L123 264ZM146 262H145L144 264H146ZM154 262H152V263L154 264ZM161 262H159V263L162 264ZM165 262H164L163 264H167V263H165ZM171 262H173V261H171ZM182 262H181V263H182ZM260 262H261V261H260ZM260 262H258V263L260 264ZM262 262H263V261H262ZM2 263H3V262H2ZM2 263H0V264H2ZM10 263H11V262H10ZM67 263H66V264H67ZM109 263H110V262H106L105 264H109ZM115 263H116V262H115ZM115 263H113V264H115ZM120 263H119V264H120ZM159 263H158V264H159ZM169 263H170V262H169ZM169 263H168V264H169ZM258 263H256V264H258ZM11 264H12V263H11ZM14 264H15V263H14ZM16 264H17V263H16ZM21 264H22V263H21ZM23 264H25V263H23ZM91 264H92V263H91ZM101 264H104V263H101ZM110 264H111V263H110ZM170 264H172V263H170ZM173 264H174V263H173ZM179 264H180V263H179ZM183 264H186V263H183ZM236 264H237V263H236ZM250 264H251V263H250ZM262 264H264V262H263Z\"/></svg>","mask_w":264,"mask_h":264},{"label":"clouds","instance_id":"9594fccd","mask_svg":"<svg viewBox=\"0 0 264 264\" xmlns=\"http://www.w3.org/2000/svg\"><path fill=\"white\" fill-rule=\"evenodd\" d=\"M3 264H10V262L7 261V260H5V261L3 262Z\"/></svg>","mask_w":264,"mask_h":264}]
</instances>
